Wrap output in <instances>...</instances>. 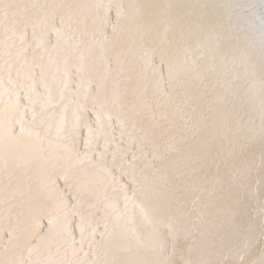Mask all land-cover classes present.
Wrapping results in <instances>:
<instances>
[{
	"label": "rangeland",
	"instance_id": "374dc122",
	"mask_svg": "<svg viewBox=\"0 0 264 264\" xmlns=\"http://www.w3.org/2000/svg\"><path fill=\"white\" fill-rule=\"evenodd\" d=\"M37 3H36V2ZM34 2H33V0H16V4H17V6H19V7H17V10H16V12L17 13H19L20 11V13L19 14H16L15 13V15H11V16H7V17H4V18H0V43H1V46H0V56H2L0 59V67H2V72H0L1 74L0 75H2L3 76V78H4V86H5V96H4V102H3V105L0 107V109H2V114H0V120H2V122L4 123V129H5V132H4V137H3V143L2 144H0V186H2V187H0V245H1V247H2V250L5 252L4 254H2V255H4V256H7V253H8V255L10 254V257L12 256V258H9V256H8V258L9 259H11L10 260V264H14L13 262H15V260L16 261H18V260H20L21 258H20V256L22 255V258H23V260H24V258L26 259V257L28 256V254H29V252L28 251H26V250H22V247L20 246V242L18 241L17 242V240H13L11 237H10V235H9V233L10 232H14L17 236H20V237H25L24 235L23 236H21L22 234H25V233H28V236L29 237H31L32 236V234L34 233V231H36L37 229H38V225H39V236L37 237H35V239H33L32 241V243H33V245L35 244V245H37L36 243L38 242V245H37V247H35L34 249L35 250H33L32 251V253H31V255L32 256H30V254H29V258L28 259H26L25 261H24V264H32V262H33V264H37L38 262L40 263V264H54V263H56V264H84L83 262H85V264H109L108 262H111L110 264H129V262H130V264H138L139 263V261H140V259L144 256V260H143V258L141 259V261L143 262H141L142 264H150L149 263V261H151L153 258L152 257H154V259L151 261V263L152 264H157V263H154V261L156 260V258H158V259H160V260H157V261H155V262H158V264L160 263V264H162V262H164L163 264H190V263H192V264H198L199 262V264H202V262H203V264L204 263H206V264H209L210 262L212 263V264H223L225 261V263L224 264H226V263H228V264H234L233 262H235L236 264H264V248L262 247V246H264L263 245V243H264V237H263V233H264V231L263 232H261V233H258L259 232V230L260 231H262V230H264V226H261V225H264V137H262L261 135H260V128H262V127H264V113L262 114V113H260L261 111H262V109H263V111L262 112H264V87H262V86H264V74H261V73H264V66H263V64H264V58H263V56H264V42H262L263 40H264V24H263V22H264V8L262 7V6H264V0H252L253 2H251L250 0L248 1V0H221V1H219V0H213V2L214 1H216V2H214V3H212V0H203L204 2H206L207 1V3H205L204 4V2L202 1V0H189V2H188V0H176V1H174V0H172V2L170 1V0H168V1H170V2H168L169 3V5H168V3H167V0H106V1H104V0H73V1H71V0H35ZM43 3H41V2ZM44 1H46L45 3H44ZM59 1H60V4H59ZM94 1V2H93ZM100 1V2H99ZM108 1V2H107ZM125 1V2H124ZM126 1H128L127 3H126ZM137 1V2H136ZM232 1H235L236 3L234 4V6H236V8L233 6V5H231V3L233 4L234 2H232ZM239 1V2H238ZM241 1V2H240ZM51 2V3H50ZM55 2H56V4H58V5H56L55 4ZM61 2H63V3H61ZM64 2H65V4H64ZM74 2V3H73ZM83 2V3H82ZM87 2V3H86ZM96 2V3H95ZM115 2V3H114ZM124 2V3H123ZM173 2H176V3H173ZM194 4H193V3ZM197 2L199 3V2H201V3H203L204 5H202L201 3H199V4H197ZM210 4H213V5H216V4H219L218 5V7L216 8V6H214L213 7V5L212 6H210L212 9H213V11H215V12H213L212 11V9L209 7V3ZM219 2V3H218ZM223 2V3H222ZM256 2V3H255ZM258 2V3H257ZM263 2V3H262ZM25 3V4H24ZM46 3H48V4H46ZM78 3V4H77ZM82 3V4H81ZM91 3H92V5H91ZM106 3H108V4H106ZM130 3H133V4H130ZM144 3H147V4H144ZM148 3H149V5H148ZM155 3V4H154ZM167 5H166V4ZM171 3V4H170ZM179 3V4H178ZM192 3V4H191ZM197 5H196V4ZM222 3V4H221ZM226 3L228 4V5H226ZM242 4V5H240V4ZM248 3H249V5H248ZM259 3H261V4H259ZM33 4H35V5H33ZM44 4H46V5H44ZM53 4V5H52ZM63 4V5H62ZM96 4V5H95ZM98 4H102V6H100V5H98ZM111 4V6L112 7H109V5ZM113 4H115V6L113 5ZM153 4V5H152ZM176 6H175V5ZM188 4H191V5H189L188 6ZM237 4V5H236ZM246 5V7H248V6H250V4H251V6L252 7H249V8H245V5ZM253 4H254V7H253ZM257 4H259V5H257ZM50 5V6H49ZM72 5V6H71ZM77 5V6H76ZM87 5V6H86ZM104 5V6H103ZM108 6V8H107V6ZM121 5V6H120ZM129 5V6H128ZM133 5V6H132ZM141 7L140 9H139V7ZM146 5H148V6H146ZM166 5V6H165ZM195 5V6H194ZM200 5H202V6H200ZM223 5V6H222ZM225 5H226V7H225ZM229 5H231L232 6V8L229 6ZM240 5V6H239ZM243 5H244V7H243ZM39 6V7H38ZM43 6H44V8H43ZM46 6V7H45ZM48 6V7H47ZM55 6H56V8H55ZM75 6V7H74ZM92 6V7H91ZM96 6H99V7H101V9L99 8V7H97V9H96ZM115 8H114V7ZM119 6V7H118ZM123 6H125V7H123ZM127 6V7H126ZM130 6H131V8H130ZM136 6L138 7L137 9H136ZM142 6H144L143 7V9H144V12H143V10H142ZM153 6V7H152ZM160 6H162V7H160ZM186 8H184V7ZM187 6H188V8L189 9H191L192 11H193V13H194V11H195V13L198 15V13H203L204 11V14L205 15H202V14H200V15H198L199 17H195L196 16V14H195V16H194V14L192 13V11H188L187 10ZM198 6V7H197ZM199 6H200V8H199ZM204 6V7H203ZM206 6V7H205ZM225 7L226 9H228V10H226L225 11V9H222L221 7ZM230 7L232 10H233V12H232V10L231 9H229L228 7ZM257 6V8H255ZM261 6V7H260ZM70 7V8H69ZM72 7H74V8H72ZM82 7H83V9H82ZM165 7V8H164ZM167 7H168V9H167ZM174 7V9H171V8H173ZM207 8V7H209L210 8V10H207V11H209V13L204 9L203 10V12H202V8ZM234 7V8H233ZM238 7L240 8V7H242V8H240V9H238ZM260 7V8H259ZM31 8V9H30ZM52 8V9H51ZM66 8V9H65ZM85 8V9H84ZM92 8V9H91ZM99 8V9H98ZM102 8H103V10H102ZM114 8V9H113ZM127 8H129V9H131V10H127ZM162 8V12H161V9ZM170 8V9H169ZM178 8V9H177ZM200 10H199V9ZM208 8V9H209ZM219 8V9H218ZM254 8V12H253V9ZM34 9V10H33ZM36 9V10H35ZM57 9V10H56ZM64 9V10H63ZM73 9V10H72ZM95 9V10H94ZM111 9H113V11H111ZM134 9H136V10H134ZM139 9V10H138ZM156 9V10H155ZM195 9V10H194ZM198 10V13L196 12L197 10ZM246 9H248V10H246ZM257 9V10H256ZM47 10H49V11H47ZM61 10V12H59ZM72 10V11H71ZM79 10H81V11H79ZM82 10H84V12L86 13H84ZM87 10H88V13L90 14V17L88 16L89 14L87 13ZM92 10H94V11H92ZM100 10V11H99ZM166 10V11H165ZM174 12H173V11ZM217 10L220 12L221 10V12H222V14H223V12L224 13H226V14H223L222 16H221V12L219 13V12H217ZM224 10V11H223ZM229 10H231V11H229ZM238 10V11H237ZM252 10V11H251ZM259 10H262V11H259ZM42 11V12H41ZM77 11V12H76ZM103 11V12H102ZM118 11H119V15H118ZM122 11V12H121ZM127 11H128V13H127ZM131 11V12H130ZM132 11H134V12H132ZM200 11V12H199ZM247 11H249V12H247ZM34 14H33V13ZM40 12V13H39ZM69 12V13H68ZM79 12V14H77ZM84 13V14H82V13ZM99 12H100V14H99ZM105 12V13H104ZM112 12H113V15H112ZM130 12V13H129ZM141 12V13H140ZM143 12V13H142ZM153 14H152V13ZM187 12H188V14H187ZM191 12V13H190ZM209 14V18L208 17H206V15H208L207 13ZM213 12V13H212ZM219 13V14H217V13ZM228 12H230V14H231V12H232V14L234 15H230L229 16V13ZM56 13V14H55ZM62 13V14H61ZM67 13V14H66ZM95 15V13H97L95 16H93V14ZM137 13V14H136ZM211 13H212V15H214V16H212L211 15ZM215 13V14H214ZM237 13L239 14V16H241V17H239L238 15H237ZM244 13H246V15L244 14ZM250 13H252V14H250ZM259 13V15H257ZM60 14V15H59ZM64 14H65V16H66V18H65V16H64ZM75 14V15H74ZM80 14H82V15H80ZM107 14V23H106V18H104V17H106L105 15ZM110 14V15H109ZM128 14H130V15H128ZM145 14V15H144ZM149 14V15H148ZM159 14V15H158ZM190 14V15H189ZM248 14V15H247ZM249 14H250V16H249ZM18 15V16H17ZM32 15V16H31ZM48 15V16H47ZM58 15V16H57ZM61 15H63L64 16V18H62V16ZM84 15H86V16H84ZM115 15H116V17H115ZM133 15V16H132ZM134 15H137V16H134ZM141 15V16H140ZM147 15H148V17H147ZM151 15V16H150ZM187 15H189L188 17H187ZM192 15L195 17H192ZM219 15V16H218ZM228 15V16H227ZM237 15V16H236ZM252 15V16H251ZM255 15V16H254ZM261 15V16H260ZM51 16V17H50ZM70 16V17H69ZM75 16V17H74ZM82 16H84V17H82ZM100 16H101V19H98V18H100ZM103 16V17H102ZM111 16V17H110ZM114 16V17H113ZM118 16V17H117ZM125 18H124V17ZM129 16H130V18H129ZM139 16V17H138ZM145 16V17H144ZM152 16H153V18H152ZM187 18H186V17ZM191 16V18H189ZM203 16V17H202ZM212 16V17H211ZM225 16V18H227V19H225V18H223ZM227 16V17H226ZM243 16V17H242ZM254 16V17H253ZM39 17V18H38ZM57 17V18H56ZM60 17H61V19H60ZM113 17V18H112ZM120 17H122V18H120ZM137 17H138V19H137ZM164 17V18H163ZM204 17H205V19H204ZM215 17V18H214ZM219 17H222V18H219ZM235 17H237V19H234ZM258 17H260V18H258ZM60 20H59V19ZM77 18V19H76ZM79 18V19H78ZM83 18V19H82ZM86 18H88V20L86 19ZM90 18H92V19H90ZM96 18V20H94V19ZM127 18V19H126ZM134 18H136V19H134ZM167 18H169V19H167ZM185 18V19H184ZM197 18V19H196ZM210 18L213 20H210ZM214 18V19H213ZM220 20H219V19ZM238 18H239V20H238ZM250 18H252V19H250ZM258 18V19H257ZM18 19V20H17ZM46 19V20H45ZM49 21H48V20ZM65 19V20H64ZM76 19V20H75ZM105 19V20H104ZM114 19V20H113ZM122 19V20H121ZM126 19V20H125ZM133 19V20H132ZM141 19V20H140ZM150 19V21H148ZM165 19V20H164ZM192 19V20H191ZM193 19H196V21L195 20H193ZM200 19V20H199ZM202 19V20H201ZM204 19V20H203ZM210 20V21H207V20ZM218 19V20H217ZM224 19H225V21H224ZM249 19V20H248ZM263 19V20H262ZM3 20V21H2ZM7 20V21H6ZM10 20V21H9ZM54 20V21H53ZM60 22H59V21ZM85 22H84V21ZM139 20H140V23H139ZM144 20V21H143ZM146 20V21H145ZM153 20H154V22H153ZM173 20H175V21H173ZM177 20V21H176ZM186 20H188V22L186 21ZM198 20V21H197ZM217 20V21H216ZM223 20V21H222ZM232 20V21H231ZM235 20V21H234ZM251 20V21H250ZM256 20H257V23H256ZM259 20H260V22H259ZM261 20H262V22H261ZM33 21H34V24H33ZM38 21V22H37ZM62 21V22H61ZM65 21H66V23H65ZM80 23H79V22ZM81 21H82V23H81ZM88 22V24L90 25V26H88V24H87V22ZM95 21V22H94ZM97 21V22H96ZM111 21V22H110ZM200 21V22H199ZM202 21V22H201ZM204 21H207V23L206 22H204ZM212 21V23L210 24V22ZM214 21H216V22H214ZM227 21V22H226ZM238 21H239V23H238ZM248 21V22H247ZM253 21V22H252ZM20 22V24H18ZM37 22V23H36ZM48 22V23H47ZM58 22V23H57ZM102 22H103V24L105 23V24H108L109 22V24H108V26L106 25V26H104L103 24H102ZM122 24V25H120V23ZM128 22V23H127ZM143 24H142V23ZM145 22V23H144ZM149 22H151V23H153V25L151 24V23H149ZM173 22H177L176 24L175 23H173ZM228 22H230V23H228ZM244 22H245V24H244ZM7 23V24H6ZM12 23H15V24H13L12 25ZM40 23V24H39ZM47 23V24H46ZM93 23H95V24H93ZM127 23V24H126ZM130 23H132V24H130ZM139 23V24H138ZM171 24V26H170V24ZM179 23H180V25H179ZM183 23V24H182ZM185 23L187 24L186 26H185ZM195 23V24H194ZM203 23V24H202ZM215 23V24H214ZM220 23L224 26L225 25V27H223L222 25H220ZM261 25H260V24ZM17 24H18V26H17ZM30 24V25H29ZM31 24H32V26H31ZM49 24H51V25H49ZM53 24H54V26H53ZM80 24V25H79ZM116 24H118V25H116ZM147 24V25H146ZM155 24V25H154ZM157 24V25H156ZM192 24V25H191ZM217 24H219V26L217 25ZM241 24H242V27L240 28L239 27V25L241 26ZM248 25V27H247V25ZM251 24V25H250ZM259 24V25H258ZM263 24V25H262ZM21 25V26H20ZM24 25H26V26H24ZM55 25H56V27H58V28H56L55 27ZM60 25V26H59ZM69 25V26H68ZM85 25V26H84ZM102 25H103V27H102ZM109 25H110V28H109ZM113 25V26H112ZM116 25V26H115ZM134 25H138L137 26V28L139 29H137L136 30V26H134ZM149 25V26H148ZM175 25V26H174ZM179 25V26H178ZM183 25L187 28H184L183 27ZM218 27V28H220L221 26V28L220 29H216V26ZM246 25V26H245ZM252 25H253V27H252ZM4 28H2V27ZM17 26V28H15ZM23 26V27H22ZM33 26H35V28L33 27ZM49 26V27H48ZM72 26V27H71ZM80 26V27H79ZM83 28H82V27ZM94 26V27H93ZM97 26V27H96ZM99 26H100V28H99ZM123 26V27H122ZM125 26V27H124ZM127 26H128V28L129 27H131L130 29H128L127 28ZM159 26V27H158ZM178 26V27H177ZM184 28H182V27ZM192 26H194V27H192ZM196 26V27H195ZM212 26H214V27H212ZM229 26H231V27H229ZM234 26V27H233ZM235 26H236V28H235ZM262 26V27H261ZM18 27H21V29L20 28H18ZM25 27H28V28H30L31 27V29H30V31L32 32L31 34H33V35H31L30 34V31H29V29L28 28H25ZM32 27L34 28V29H32ZM54 27V28H53ZM91 27V28H90ZM107 27V28H106ZM113 27H114V29H113ZM116 27H118L117 29H115ZM149 27H150V29H149ZM160 28V29H158V28ZM227 27H228V29L230 28V30H228L227 29ZM245 27H247V30H249V31H247L246 30V28ZM13 28H15V30H13ZM25 28V29H24ZM41 30H40V29ZM44 28V29H43ZM64 28H66V29H64ZM96 28V29H95ZM103 30H102V29ZM104 28H106L107 30H105ZM125 30H124V29ZM133 28V29H132ZM162 28H163V30H162ZM181 28V29H180ZM198 28V29H197ZM205 28H208V30L207 29H205ZM256 28V29H255ZM17 29V30H16ZM21 31H20V30ZM23 29H24V32H23ZM50 29V30H49ZM51 29H53V30H51ZM72 29L74 30V31H76L75 33L72 31ZM82 29V32L80 31ZM83 29H86V30H83ZM89 29V30H88ZM99 29V30H98ZM110 31H109V30ZM127 29V30H126ZM152 29V30H151ZM155 29V30H154ZM197 29V31H195ZM202 29V30H201ZM205 29V30H204ZM227 30V31H225V33L223 32V30ZM243 29V30H242ZM258 29V30H257ZM263 29V30H262ZM5 30H7L6 32H5ZM8 30H9V33H8ZM26 30L28 31V32H26ZM33 30V31H32ZM116 30V31H115ZM120 30V31H119ZM142 30V31H141ZM147 30V31H146ZM150 30V31H149ZM157 30V31H156ZM165 30H167V31H165ZM178 30H180V31H178ZM183 30V31H182ZM184 30H186V31H184ZM198 30H199V32H198ZM212 30V31H211ZM214 30V31H213ZM222 32H221V31ZM234 30V31H233ZM235 30H237V31H235ZM246 30V31H245ZM251 30H253L252 31V33H254V35L252 34V33H249V32H251ZM260 30V31H259ZM15 31H17V33L15 32ZM20 33H22V34H20ZM54 31V32H53ZM66 33H65V32ZM68 31V32H67ZM72 31V32H71ZM89 31H94V32H92V33H90ZM97 31V32H96ZM108 31L109 32H111V33H109L108 34ZM119 31V32H118ZM122 31V32H121ZM148 33H146V32ZM162 31V32H161ZM229 31H231V32H229ZM239 31V32H238ZM243 31H245L244 32V34H243ZM14 32V33H13ZM26 32V33H25ZM47 32V33H46ZM62 33V35H61V33ZM84 32H86L85 34H84ZM87 32H89V33H87ZM104 34H103V33ZM121 32V33H120ZM132 34H131V33ZM163 32H165V33H163ZM212 32V33H211ZM215 32V33H214ZM220 32V33H219ZM260 32V33H259ZM26 34V36H25V34ZM27 33H29V35L27 34ZM36 33V34H35ZM54 33V34H53ZM58 33H60V35L58 34ZM81 33V34H80ZM160 33V35H157V34H159ZM170 33V34H169ZM199 33V34H198ZM228 33H230V35L228 34ZM234 33V34H233ZM235 33H236V35H238V36H236L235 35ZM257 33H259V34H257ZM262 33V34H261ZM13 35V37H12V35ZM24 34V35H23ZM34 34H35V38L33 37L34 36ZM39 34V35H38ZM42 34V35H41ZM67 34V35H66ZM70 34V35H69ZM75 35V36H73V35ZM88 35V37H87V35ZM93 34V35H92ZM95 34V35H94ZM120 34L122 35V36H120ZM137 34V35H136ZM144 34H145V36H144ZM150 34V35H149ZM164 34V35H163ZM166 34L169 36L168 38H169V41L168 40H166V39H168L167 38V36H166ZM196 37H193V35ZM199 36H198V35ZM214 34V37H215V39H214V37L212 38V35ZM219 34H220V36H219ZM223 34H225V35H223ZM245 34H247L246 36H244ZM256 34H257V36H256ZM8 35V36H7ZM21 35V36H20ZM29 36V39H28V36ZM38 35V36H37ZM44 35V36H43ZM47 35V36H46ZM49 35V36H48ZM53 35V36H52ZM65 35V36H64ZM68 35L70 36V37H72V39H70V40H73V41H69V38L70 37H68ZM81 37H80V36ZM84 35L86 36V38H84ZM98 35V36H97ZM100 35V36H99ZM105 35V36H104ZM107 35V36H106ZM131 35V36H130ZM150 37H149V36ZM157 35V36H156ZM205 35H207V36H205ZM210 37H209V36ZM217 37H216V36ZM223 35V36H222ZM234 35V36H233ZM260 35L262 36V39H261V37H260ZM63 36H64V39H62L63 38ZM92 36V37H91ZM111 36H113V37H111ZM118 36V37H117ZM138 36V37H137ZM140 36H141V38H140ZM148 38H147V37ZM157 38H156V37ZM172 36H173V39L171 40V38H172ZM219 36V37H218ZM229 36V37H228ZM254 36V37H253ZM256 36V37H255ZM21 37H25V39H26V37H27V39L25 40L24 38H23V40L21 39ZM33 37V38H32ZM58 37V38H57ZM60 37V38H59ZM68 38V41H67V38ZM95 37V38H94ZM97 37V38H96ZM103 37V38H102ZM120 37V38H119ZM134 37V38H133ZM153 37V38H152ZM154 37H155V39H154ZM166 37V38H165ZM199 37V38H198ZM202 39H201V38ZM206 37V38H205ZM222 37L223 38H225V39H223L222 40ZM228 37V38H227ZM235 37V38H234ZM240 37V38H239ZM254 38L253 40H252V42H251V40H249V39H251V38ZM37 38V39H36ZM93 38V39H92ZM98 38H101V39H98ZM114 38V39H113ZM126 40H124V39ZM175 38V39H174ZM179 38V39H178ZM232 40H231V39ZM233 38H234V41H233ZM261 39L260 41H259V39ZM10 40V42H8L9 40ZM12 39V40H11ZM31 39V40H30ZM33 39V40H32ZM42 41H41V40ZM76 39H78L77 41H76ZM82 39H83V41H82ZM89 39V40H88ZM122 41H121V40ZM132 39V40H131ZM147 39V40H146ZM150 41H149V40ZM177 39V40H176ZM182 39H184V40H182ZM187 39V40H186ZM191 39V40H190ZM197 39V40H196ZM199 39V40H198ZM214 39V40H213ZM216 39H219V40H216ZM237 39V40H236ZM239 39V40H238ZM27 40H28V43L30 44V45H28V43H27ZM37 40H39L38 42H37ZM45 40V41H44ZM52 40V41H51ZM54 40V41H53ZM57 40V41H56ZM62 40V41H61ZM65 40H66V42H65ZM128 40V41H127ZM134 40V41H133ZM142 40H143V42H142ZM157 42H155V41ZM159 42H158V41ZM162 40V41H161ZM165 40V41H164ZM195 40H196V42H195ZM203 40V41H202ZM256 40H258V41H256ZM22 43H20V42ZM24 41V42H23ZM34 41V42H33ZM56 41V42H55ZM61 41V42H60ZM95 41H96V43H95ZM119 41H120V43H119ZM166 41H168L167 43H165ZM177 41V42H176ZM180 41V42H179ZM182 41V42H181ZM201 41V42H200ZM214 41V42H213ZM228 41V42H227ZM231 41H232V43H231ZM239 41H240V43H239ZM255 41V42H254ZM7 42V43H6ZM31 42H32V44H31ZM51 44H50V43ZM72 42H73V44H72ZM79 42V43H78ZM101 42V43H100ZM117 42V43H116ZM124 43V45H123V43ZM131 42H132V44H131ZM149 42V43H148ZM153 42V43H152ZM195 42V43H194ZM243 42V43H242ZM260 42V43H259ZM49 45H47V44ZM64 43H66V45H64ZM75 43V44H74ZM84 43V44H83ZM130 43V44H129ZM134 43H136V44H134ZM183 43V44H182ZM184 43H185V45H184ZM189 43V44H188ZM192 43H193V45H192ZM224 43L226 44V45H224ZM239 43V44H238ZM242 43V44H241ZM262 43V45H259V44H261ZM3 44H5V45H3ZM7 44V45H6ZM26 44V45H25ZM38 44H40V46L38 45ZM41 44L43 45V46H41ZM84 46H83V45ZM90 44V45H89ZM97 44V45H96ZM104 45V46H102V45ZM110 44H112V45H110ZM121 44V45H120ZM128 44V45H127ZM144 44H146V47H145V45ZM150 44H151V46H150ZM166 44H168V45H166ZM170 44V45H169ZM188 44V45H187ZM208 44V45H207ZM220 44H222V45H220ZM238 44V45H237ZM249 44V45H248ZM257 44V45H256ZM3 45V46H2ZM11 45V46H10ZM19 45V46H18ZM64 45V46H63ZM68 45V46H67ZM70 45H72V46H70ZM78 45H79V48H78ZM162 45V46H161ZM191 45V46H190ZM212 45H214L213 47H212ZM230 45V46H229ZM241 45V46H240ZM6 46V47H5ZM8 46V47H7ZM10 46V47H9ZM23 46V47H22ZM25 46V47H24ZM35 46H37V48L35 47ZM56 46V47H55ZM67 46V47H66ZM85 46H87V48L85 47ZM96 46V47H95ZM102 46V47H101ZM115 46V47H114ZM124 46L126 47V48H124ZM132 48H131V47ZM139 46V47H138ZM140 46H142V47H140ZM150 48H149V47ZM153 46V47H152ZM164 46V47H163ZM171 46V47H170ZM175 46V47H174ZM185 46H186V48H185ZM188 46V47H187ZM216 46V47H215ZM222 46V47H221ZM224 46V47H223ZM240 46V47H239ZM248 46V47H247ZM252 46H254V47H256V51H255V49H254V47H252ZM3 47V48H2ZM5 47V48H4ZM15 47V48H14ZM20 47H22V48H20ZM35 47V48H34ZM43 47V48H42ZM46 49H45V48ZM64 47H66V48H64ZM69 47V48H68ZM93 47V48H92ZM147 47H148V50H147ZM159 47H161L160 48V50L158 49ZM166 47V48H165ZM243 47H244V49H243ZM18 49V50H15V49ZM26 50H25V49ZM29 48L30 49H32V50H30V51H28L29 50ZM40 48V49H39ZM55 48V49H54ZM96 48V49H95ZM99 48H100V50H99ZM146 48V49H145ZM167 48L169 49V50H167ZM172 48H176L175 50L176 51H178V52H176L174 49H172ZM177 48H180L181 50H182V52H181V50L180 49H177ZM185 48V49H184ZM190 48V49H189ZM193 48V49H192ZM221 48H223V50L225 51H223ZM230 48V49H229ZM231 48H233V49H231ZM240 48V49H239ZM246 48V49H245ZM3 49H4V51H3ZM21 49V50H20ZM50 49V50H49ZM66 49V52H64V50ZM71 49V50H70ZM150 49H151V51H150ZM165 49V50H164ZM196 49V50H195ZM203 49V50H202ZM213 49V50H212ZM215 49V50H214ZM217 49H220V50H217ZM229 49V50H228ZM253 49V50H252ZM7 50H8V52H7ZM14 50V51H13ZM41 52H40V51ZM43 50V51H42ZM49 50V51H48ZM59 50V51H58ZM67 50H69V51H67ZM74 50V51H73ZM79 50V51H78ZM96 52H94V51ZM105 50H107V51H105ZM117 50H119V51H117ZM141 50V51H140ZM154 50H157V52L156 51H154ZM159 50V51H158ZM170 50H171V52H170ZM185 50V51H184ZM200 50V51H199ZM226 50H227V52H226ZM241 50V51H240ZM249 50V51H248ZM257 50H259V51H257ZM16 51V52H15ZM20 51L22 52V53H20ZM84 51V52H83ZM110 51V52H109ZM115 51H116V53H115ZM140 51V52H139ZM148 52V51H150V52H148L149 53V55H148V57H146V55H145V52ZM205 51V52H204ZM213 51H216V52H214V53H212ZM219 51V52H218ZM221 51H223V52H221ZM254 53H252V52ZM3 52V53H2ZM25 52V53H24ZM31 52H33V53H30ZM38 52V53H37ZM40 52V53H39ZM58 52V53H57ZM69 52V53H68ZM106 52V53H105ZM121 52H123V53H121ZM134 52H136V53H134ZM155 54H154V53ZM163 52L164 53V55H166L165 57V63H164V65L162 66V64L160 63L161 62V53ZM189 52H191L192 54H194V55H192L191 53H190V55H189ZM261 52H262V54H261ZM10 53V54H9ZM29 53V54H28ZM37 53V55L35 56V54ZM56 53H57V55H56ZM61 53V54H60ZM103 53H105V55L103 54ZM131 55H130V54ZM181 53V54H180ZM203 53H205V54H203ZM220 53V54H219ZM224 53V54H223ZM250 53V54H249ZM252 53V54H251ZM12 54V55H11ZM24 54H25V57L27 58H25L24 57ZM39 54V55H38ZM41 54V55H40ZM51 54V55H50ZM66 54H68V55H66ZM74 54V55H73ZM85 54V55H84ZM93 54V55H92ZM96 54V55H95ZM117 54V55H116ZM136 54H138V55H136ZM174 54V55H173ZM176 54V55H175ZM180 54V55H179ZM184 54V55H183ZM240 54V55H239ZM257 54H258V56H257ZM261 54V56H259ZM8 55V56H7ZM56 55V56H55ZM61 55H62V57H61ZM65 55H66V57H65ZM70 55V56H69ZM82 55V56H81ZM95 55V56H94ZM112 55V56H111ZM127 55V56H126ZM144 55V56H143ZM153 57H152V56ZM169 55H170V57H169ZM178 55V56H177ZM185 55H186V57H187V55H188V57H187V59H184V58H186L185 57ZM192 55V56H191ZM196 55V56H195ZM199 55V56H198ZM200 55H201V57H200ZM227 55H229V56H227ZM237 55H239V56H237ZM243 55V56H242ZM246 55H248L247 57H246ZM253 55H255L256 56V58H255V56H254V58H253ZM11 56V57H10ZM30 56H32V58L30 57ZM39 56H43L44 57V59L42 60V61H40L39 63H41V64H43L44 65V67H45V69L47 70L46 72V81L48 82L49 80V82H51V83H49V84H52V85H50L51 87H52V93H53V95H54V93H55V91H56V93L58 94V90H59V88L61 87L60 85L61 84H59L60 83V80L61 79H63L64 77L61 75L62 73H63V70H64V68L67 66L68 68H70V71H71V73H72V82L74 83H72L71 85V87H72V90H75L76 91V89H77V85H79L80 87H81V89L79 88V91H80V94H81V96H83V95H88V94H90L92 97H98V98H100L99 99V102L100 103H104L105 101H106V103L109 101V106H108V103H107V108L109 109V110H111L114 114H118V115H120L119 117H121L124 121H125V124L126 125H128V126H126V125H124L125 126V133H124V139H123V141L121 142V140H120V133H121V128L119 127V126H116L117 124V120L116 119H114L113 120V122H112V124H113V126L115 127V135H116V137H117V143H119L120 144V152L119 153H117V164L115 165V166H113L112 165V155L111 154H109L108 155V157H107V165H108V167L109 168H111L112 169V175H114V176H116L118 179L121 177L120 175H121V172H120V167H119V163L121 162V160L123 161V164H124V168L128 171V172H130L131 170V172H135L140 178H141V187H142V189H144L145 191H149L148 192V194L150 195V197H149V195H145L144 194V192L143 191H141V192H139L138 194H137V196H139V197H136V204L138 203H141V204H137L136 205V208H134L133 209V207L132 206H130L129 207V217H127V218H125V219H121V220H119V221H117V220H115L114 219V217L113 218H109L107 215H106V208H105V205L104 204H106L107 203V201L108 200H110V199H114L115 198V196L117 195V193H115L114 191H113V186H112V184H111V182H110V177H107V176H105V174L103 173V172H101L99 169H92V168H87V165L85 164V169H86V173H85V175L87 176V181H88V185H89V187L92 189V192H93V196L91 195V196H89V195H83L82 196V200H83V202H84V207L81 209V211L85 214V215H87V213H89V212H91V213H93L94 214V219H96V220H100V222H101V227H100V229H99V232L97 233V235H96V237H95V241L93 242V244L94 245H92V247L93 248H91V249H88L87 248V244H85V246H84V250L83 251H80L79 249H80V245H79V243H77L76 244V246H75V250H73V247L70 245V243H65V237L62 235V240H61V237H59L58 238V236H60L62 233H63V228H62V226H58V227H56V228H60L59 230H56L55 231V228L53 229V231L51 232V233H49V222H48V219H47V213L48 212H46L47 211V209H48V211H49V209H50V207H51V204H49V203H51L50 202V192L52 191V189H53V187H55V190H56V192H57V194H59V195H64L63 197L69 202L68 204H69V207H71L73 204H75L76 203V201H75V199L73 198L75 195H76V191H75V188L73 187H69L68 185H66L65 184V182H64V180L63 179H57V176L59 175V172H58V167H59V165L61 164V161H59V160H57L56 161V159L54 158V155H56V156H58L60 153H61V151H60V149L59 148H56L54 145H51L50 146V144H49V142H48V140L46 141H44L43 142V144H41L40 142H37V139H36V137L34 136V135H29L28 133L26 134H24L23 136H19V133H20V125L18 124V123H16V116L13 114V112H12V110L8 107V98L7 97H9V94H8V87H10V85L9 84H7V83H5V81L6 82H8V76H6V75H9V73L7 72V71H9V69L8 68H10L11 66H12V68H10L11 69V75H12V77H13V80H17L18 79V76L20 77L18 80H17V82L19 83L21 80L23 81H25V83H26V81L27 82H29V80H28V77L32 74V72H33V70H35V80H36V83H37V90L38 91H42V89L40 88V85H39V82H40V72H41V69L39 68H34V67H36L35 66V64H32L34 61H39ZM54 56V57H53ZM58 56H60V57H58ZM94 56V57H93ZM105 56V57H104ZM118 56V57H117ZM125 56V57H124ZM195 56V57H194ZM234 56H236V59L239 57L240 59H237V60H235V57ZM244 56L246 57L245 59H244ZM250 56V57H249ZM5 57V58H4ZM8 57V58H7ZM51 57V58H50ZM75 57V58H74ZM92 57V58H91ZM97 57H98V59H97ZM104 57V58H103ZM113 57V58H112ZM128 57V58H127ZM138 57V58H137ZM145 57V58H144ZM158 57V58H157ZM176 57V58H175ZM198 57H200V58H198ZM203 57V58H202ZM221 57V58H220ZM223 57V58H222ZM228 57H231L230 59L228 58ZM232 57H234V58H232ZM258 57H260V59H262V61H260V59L258 58ZM262 57V58H261ZM12 58V59H11ZM20 58V59H19ZM29 58V59H28ZM31 58V59H30ZM50 58V59H49ZM59 58V59H58ZM63 58V59H62ZM96 58V59H95ZM102 58V59H101ZM110 58H111V60H110ZM134 58H136V59H134ZM149 58V59H148ZM154 58V60H152ZM157 58V59H156ZM202 58V59H201ZM249 58L251 59V60H255V62L253 63L251 60H249ZM12 61H11V60ZM26 59V61L28 62H26V61H24ZM47 59V60H46ZM66 60V62H65V60ZM73 59V60H72ZM84 59V60H83ZM114 59V60H113ZM169 61H168V60ZM171 59V60H170ZM197 59V60H196ZM202 61H200V60ZM222 59H224V60H222ZM256 59H257V61H256ZM4 60V61H3ZM91 60V61H90ZM118 60V61H117ZM127 60V61H126ZM167 60V61H166ZM174 60V61H173ZM176 60V61H175ZM186 60V61H185ZM207 60H209V61H207ZM220 60V61H219ZM228 60H229V62H228ZM242 60H243V62H242ZM245 60V61H244ZM2 61H3V63H2ZM17 61H19V62H17ZM32 61V62H31ZM46 61V62H45ZM53 61V62H52ZM62 61H64V62H62ZM72 61V62H71ZM90 61V62H89ZM97 61V62H96ZM114 61V62H113ZM149 61H150V63H149ZM173 63H172V62ZM181 61H183V62H181ZM191 61V64L189 63ZM225 61H226V63H225ZM239 61H241V62H239ZM249 61V62H248ZM7 64H6V63ZM30 62V63H29ZM156 62V63H155ZM169 62H171L170 64H171V73L169 72ZM178 62V63H177ZM185 62H187V63H185ZM236 62H238L239 63V65H238V63H236ZM261 62H262V64H261ZM5 63V64H4ZM54 63V64H53ZM60 63V64H59ZM70 63V64H69ZM98 65H97V64ZM112 63V64H111ZM113 63H115V64H113ZM117 63V64H116ZM197 63V64H196ZM204 63H206V64H204ZM207 63H210V64H208L207 65ZM230 63L232 64V65H230ZM250 63V64H249ZM258 64L259 66H257V65H255V64ZM16 64H17V68H16ZM52 64V65H51ZM77 64V65H76ZM79 64V65H78ZM102 64V65H101ZM133 64V65H132ZM153 64V65H152ZM157 64V65H156ZM175 64H176V66L179 68H177L176 69V66H175ZM187 64H189L188 66H187ZM195 64H196V66H195ZM200 66H199V65ZM217 64V65H216ZM219 64L221 65L220 67H219ZM222 64H223V66H222ZM240 64H242L241 66H240ZM244 64V65H243ZM15 65V66H14ZM21 65V66H20ZM69 65H70V67H69ZM86 65L88 66L87 67V69H86ZM93 65V66H92ZM108 65V66H107ZM146 67H145V66ZM155 65V69H154V67H150V66H154ZM173 65V66H172ZM191 65V66H190ZM205 65V66H204ZM206 65H207V68H205L206 67ZM211 65V66H210ZM214 65H216V67H217V69H216V67L214 66ZM228 68V70L225 68V66ZM239 66V68H238V66ZM247 65H248V67H247ZM252 65L255 67H252ZM262 65V66H261ZM9 66V67H8ZM28 66V67H27ZM47 66V67H46ZM52 66V67H51ZM56 66V67H55ZM61 66V67H60ZM84 66V67H83ZM119 66V67H118ZM132 66V67H131ZM134 66V67H133ZM183 66V67H182ZM184 66H186V67H184ZM228 66H231V67H228ZM232 66H235L237 69H235V67H232ZM243 66H244V68L245 69H243ZM5 67V68H4ZM15 67V68H14ZM23 67V68H22ZM26 67H27V69H26ZM49 67V68H48ZM59 67V68H58ZM107 67V68H106ZM109 67V68H108ZM112 67V68H111ZM124 69H123V68ZM128 67H129V69H128ZM148 67V68H147ZM150 67V68H149ZM188 67H190V68H188ZM210 67H212V69L210 70ZM222 67V68H221ZM241 67V68H240ZM246 67L248 68V69H246ZM32 68V69H31ZM62 69L61 71L59 70V72L61 73H59L58 72V69ZM96 68V69H95ZM106 68V69H105ZM118 69V70H115V69ZM121 68V69H120ZM126 68V69H125ZM164 70H163V69ZM172 68H173V70H172ZM200 68V69H199ZM214 68V69H213ZM221 68V69H220ZM233 68V69H232ZM255 70H254V69ZM16 69V70H15ZM18 69L20 70V72L18 71ZM36 69L38 70V71H36ZM50 69V70H49ZM57 69V70H56ZM74 69V70H73ZM85 69V70H84ZM98 69V70H97ZM102 69V70H101ZM122 69H123V71H122ZM153 69V70H152ZM161 69V70H160ZM167 69V72L165 71ZM184 69V70H183ZM202 69H203V71H202ZM208 69V70H207ZM227 70V71H224V70ZM231 69H232V73H233V77L232 76H230V75H228L227 76V73L229 74V72H230V74H231ZM239 69H240V71H239ZM242 69V70H241ZM249 69H250V71H249ZM260 71H259V70ZM262 69H263V71H262ZM4 70H6L5 72H7V74L5 73V72H3ZM79 70V71H78ZM107 70V71H106ZM112 70H114V71H112ZM126 72H125V71ZM131 70L133 71V73L131 72ZM148 70V71H147ZM157 70V71H156ZM197 70H198V72H197ZM210 70V71H209ZM49 71H51V72H49ZM88 71V72H87ZM91 71V72H90ZM96 71V72H95ZM119 71V72H118ZM121 71V72H120ZM145 71V72H144ZM161 71V72H160ZM193 71H195V72H193ZM205 71V74L203 73ZM213 71V72H212ZM218 71H220L221 73H219ZM225 73H224V72ZM244 71V72H243ZM248 71V72H247ZM251 71H253V72H251ZM257 71V73H255V72ZM39 72V73H38ZM54 72H55V74H54ZM108 74H107V73ZM141 72V73H140ZM147 72H149V73H147ZM185 72V73H184ZM200 72V73H199ZM202 72V73H201ZM206 72H207V75L209 74V76H207L206 75ZM209 72V73H208ZM215 72V73H214ZM243 72V73H242ZM261 72V73H260ZM3 73V74H2ZM5 73V74H4ZM26 73V74H25ZM38 73V74H37ZM59 75H58V74ZM92 73V74H91ZM98 73V74H97ZM116 73V74H115ZM152 73V74H151ZM182 73V74H181ZM187 73V74H186ZM188 73H190V74H188ZM217 73V74H216ZM222 73H224V74H222ZM241 73V74H240ZM246 73V74H245ZM250 73L252 74L251 76H250ZM258 73H260L259 75L260 76H258ZM17 76V78H16V76ZM73 74H74V76H73ZM118 74V75H117ZM139 74V75H138ZM142 74V75H141ZM144 74V75H143ZM149 74H151V75H149ZM178 74V75H177ZM184 74H185V76H184ZM198 74V75H197ZM201 74V75H200ZM240 74V75H239ZM243 74H245L244 76H243ZM20 75H22V77H23V79H21L22 77L20 76ZM94 75V76H93ZM102 75V76H101ZM109 75H110V77H109ZM114 75H116V76H114ZM126 75V76H125ZM132 75H133V77H132ZM153 75V76H152ZM204 75L206 76V78L204 77ZM225 75H226V77H225ZM251 77V78H249V76ZM255 76V78L256 79H254L253 77ZM15 76V77H14ZM26 76H28V77H26ZM75 76H77V77H75ZM93 76V77H92ZM96 76H98V77H96ZM106 76V77H105ZM124 76H125V78H124ZM147 78H146V77ZM149 76V77H148ZM162 76V77H161ZM167 78H166V77ZM175 76V77H174ZM200 76V77H199ZM215 76V77H214ZM219 76V77H218ZM253 76V77H252ZM38 77V78H37ZM52 77V78H51ZM80 77V78H79ZM81 77H83V79L81 78ZM102 77V78H101ZM109 77V78H108ZM123 77V79H121ZM131 77V78H130ZM153 77V78H152ZM154 77H155V79H154ZM163 77H165V79L163 78ZM170 77H172V78H170ZM205 79H204V78ZM209 77V78H208ZM210 77H212V78H210ZM214 77V78H213ZM218 77V78H217ZM229 77H231V78H229ZM237 77V79H239L240 80V82L239 83H237L238 81H236V78ZM240 77H242V79H243V77L246 79L245 81H244V79H243V84H242V79H240ZM248 77V78H247ZM261 79H260V78ZM49 78H51V79H49ZM57 78V79H56ZM60 78V79H59ZM77 78V79H76ZM86 78V79H85ZM91 78V79H90ZM94 78H96L95 80H94ZM115 78V79H114ZM137 78V79H136ZM170 78V79H169ZM179 79V80H177V79ZM203 78V79H202ZM216 78V79H215ZM220 78V79H219ZM228 78H229V80H228ZM232 78H234V79H232ZM253 78V79H252ZM263 78V79H262ZM27 79V80H26ZM39 79V80H38ZM48 79V80H47ZM103 79V80H102ZM105 79V80H104ZM110 79H112V80H110ZM119 79H121V80H119ZM134 79H136V80H134ZM154 79V80H153ZM160 79V80H159ZM162 79V80H161ZM218 79V80H217ZM230 79H231V81H230ZM259 79H260V81H259ZM98 80V81H97ZM118 82V84L115 82ZM124 80H126V82L124 81ZM164 80V81H163ZM167 80V81H166ZM172 80V81H171ZM191 80H193V81H191ZM201 80V81H200ZM210 80H212L211 82H210ZM215 80H216V82H215ZM226 80H228V81H226ZM255 80V81H254ZM258 80V84H256V81ZM23 81V82H24ZM55 81H56V83H55ZM62 81V80H61ZM75 81V82H74ZM84 81V82H83ZM114 81V82H113ZM121 81V82H120ZM134 81V82H133ZM139 81H141V82H139ZM155 81H156V83H155ZM159 81H160V84H159ZM170 81V82H169ZM175 81V82H174ZM180 81V82H179ZM182 81V82H181ZM194 81H197V82H194ZM204 81V82H203ZM214 81V82H213ZM219 81V82H218ZM236 83H235V82ZM252 82L253 84H249L248 82ZM55 84H54V83ZM103 82V83H102ZM163 82V83H162ZM231 82V83H230ZM232 82H234V83H232ZM246 82V83H245ZM250 82V83H251ZM255 82V83H254ZM260 82V83H259ZM80 83V84H79ZM94 83V84H93ZM99 83V84H98ZM111 83V84H110ZM129 83V84H128ZM131 83H133L132 85H131ZM134 83H138V85L137 84H134ZM144 83V84H143ZM146 83V84H145ZM186 83V84H185ZM189 83V84H188ZM195 83H196V86H194L195 85ZM207 83V84H206ZM218 83H219V85H218ZM229 85H228V84ZM96 84V85H95ZM106 84V85H105ZM108 84V85H107ZM113 84V85H112ZM116 84V85H115ZM120 84V85H119ZM143 84V85H142ZM148 84H150V85H148ZM154 84H156V85H154ZM177 84H179V85H177ZM184 84V85H183ZM209 84V85H208ZM213 84V85H212ZM215 84V85H214ZM224 84H225V86H224ZM235 86H234V85ZM237 84H239V85H237ZM249 86H248V85ZM57 85V86H56ZM76 85V86H75ZM92 85V86H91ZM95 85V86H94ZM100 85H102V86H100ZM124 85H126L125 87H123ZM131 85V87H129ZM148 85V86H147ZM163 85V86H162ZM177 85V86H176ZM195 87H193V86ZM211 85V86H210ZM218 85V86H217ZM242 86V90L244 91L243 93H242V90H241V86ZM244 85V86H243ZM255 85V86H254ZM258 85V87H256ZM8 86V87H7ZM60 86V87H59ZM84 86V87H83ZM99 86V87H98ZM106 86V87H105ZM119 86H120V88H119ZM141 86V87H140ZM146 86V87H145ZM155 86V87H154ZM157 86H159V87H157ZM171 86H173V87H171ZM182 88H181V87ZM246 86V87H245ZM248 86V87H247ZM54 87V88H53ZM74 87H75V89H74ZM96 87H98V88H96ZM103 87V88H102ZM110 87H112L111 89H110ZM129 87V88H128ZM133 87V88H132ZM153 87V88H152ZM161 87L163 88V89H161ZM200 87V88H199ZM218 87V88H217ZM222 87H224V88H222ZM232 87L235 89H232ZM245 87V88H244ZM251 87H253V90L251 89ZM260 87H262V88H260ZM7 88V89H6ZM57 88V89H56ZM85 88V90H83ZM93 88V89H92ZM106 88V89H105ZM119 88V89H118ZM124 88V89H123ZM126 88V89H125ZM132 88V89H131ZM143 88H145V89H143ZM154 88H156L155 90H153ZM159 88H160V92H159ZM175 88V89H174ZM177 88V89H176ZM198 88V89H197ZM209 88H211V89H209ZM213 88V89H212ZM239 88V89H238ZM244 88V89H243ZM255 88V89H254ZM41 89V90H40ZM54 89H55V91H54ZM92 91H91V90ZM108 89V90H107ZM139 89V90H138ZM188 89V90H187ZM193 89H194V91H193ZM196 89V90H195ZM231 89L234 91H232L231 92ZM246 89V90H245ZM248 89V90H247ZM258 89V90H257ZM261 89V90H260ZM97 90V91H96ZM102 90V92H100ZM106 90V91H105ZM111 90H112V92H111ZM121 90V92H119ZM137 90V91H136ZM148 90V91H147ZM157 90V91H156ZM213 90V91H212ZM223 90V91H222ZM226 90V92L224 93V91ZM238 90H240L239 92H238ZM250 90V91H249ZM252 90V91H251ZM261 92H260V91ZM54 91V92H53ZM81 91H82V93H81ZM91 91V93H89ZM145 91H147L146 93H145ZM150 91V92H149ZM155 91V92H154ZM165 91V92H164ZM177 91V92H176ZM183 91V92H182ZM207 93H206V92ZM211 91V93H209ZM222 91V92H221ZM236 91V92H235ZM246 91V92H245ZM254 91V92H253ZM256 91H259L258 93L256 92ZM263 91V92H262ZM96 92V93H95ZM109 92H111V93H109ZM114 92V93H113ZM122 92H123V94H122ZM125 92V93H124ZM162 92V93H161ZM172 92V93H171ZM176 92V93H175ZM185 92V93H184ZM216 93L215 95L213 94V93ZM238 92V93H237ZM256 92V93H255ZM7 93V94H6ZM95 93V94H94ZM117 93H119V94H117ZM165 93V94H164ZM175 93V94H174ZM178 93V94H177ZM194 93V94H193ZM206 93V94H205ZM219 93V94H218ZM231 93H233V94H231ZM241 93V94H240ZM262 93V94H261ZM57 94H55V95H57ZM110 94H112V95H110ZM120 94H122V95H120ZM130 94V95H129ZM132 94H134V95H138L137 96V99L136 98H134V95H132ZM143 94H145V95H143ZM149 94V95H148ZM156 94V95H155ZM177 94V95H176ZM187 94V95H186ZM189 94V95H188ZM193 94V95H192ZM198 94V95H197ZM205 96V98L203 97V95ZM211 96H210V95ZM222 94V95H221ZM223 94H224V96H223ZM228 94V95H227ZM258 94V95H257ZM54 95V96H55ZM102 97H101V96ZM141 95V96H140ZM154 95V96H153ZM165 95H166V97H165ZM167 95H168V97H167ZM208 95H209V98H208ZM214 95V96H213ZM218 95V96H217ZM226 95V96H225ZM230 95V96H229ZM118 96V97H117ZM130 96H133V97H130ZM152 96V97H151ZM157 96V97H156ZM160 96V97H159ZM169 96H170V98H169ZM178 96H179V98H178ZM183 97V99H182V97ZM188 96V97H187ZM190 96V97H189ZM194 96H195V98H194ZM216 96V97H215ZM8 99H6V98ZM139 97V98H138ZM162 97V98H161ZM173 99H172V98ZM187 99V100H185V98ZM112 98V99H111ZM117 98V99H116ZM160 98V99H159ZM166 98V99H165ZM174 98L175 99H177V103L175 102L174 103V101H176V100H174ZM193 98H194V100H193ZM197 98H199V99H197ZM216 98V99H215ZM143 99V100H142ZM163 99V100H162ZM203 99V100H202ZM208 99V100H207ZM211 99V100H210ZM241 99L243 100L241 103H240V101H241ZM247 100V103H249L248 105H247V103L245 104V106H244V103L246 102V100ZM249 99V100H248ZM6 100V101H5ZM126 100V101H125ZM134 100H137V102H134ZM198 100V101H197ZM224 100V101H223ZM227 100V101H226ZM229 100V101H228ZM232 100V101H231ZM237 100L239 101V102H237ZM251 100V101H250ZM111 101V102H110ZM120 101H121V103H120ZM125 101V102H124ZM160 101V102H159ZM174 103V104H171L172 102ZM191 103H190V102ZM226 101V102H225ZM236 101V102H235ZM252 101H253V103L254 104H252ZM257 101V102H256ZM259 101V102H258ZM6 102V103H5ZM115 102H117L116 103V105L114 104ZM131 102L133 103V104H131ZM166 102V103H165ZM189 102V103H188ZM193 102V103H192ZM196 102H197V104H196ZM209 102V103H208ZM210 102H212V103H210ZM215 102V103H214ZM229 102V103H228ZM261 102V103H260ZM262 102H263V104H262ZM119 103V104H118ZM137 103V104H136ZM145 103V104H144ZM157 103V104H156ZM164 103V104H163ZM187 103V104H186ZM195 103V104H194ZM208 103V104H207ZM224 105H223V104ZM231 103V104H230ZM235 103V104H234ZM236 103H237V105H236ZM239 103V104H238ZM256 103H257V105H256ZM258 103H260V104H258ZM112 106H111V105ZM123 104V105H122ZM200 104H202V105H200ZM214 104V105H213ZM240 104H241V106H240ZM243 104V105H242ZM252 104V108H251V105ZM89 105L91 106V102H89ZM124 105H125V107H124ZM133 105V106H132ZM172 105V106H171ZM195 105V106H194ZM217 105V106H216ZM218 105H219V107H218ZM228 105V106H227ZM233 105H235V106H233ZM114 106V107H113ZM116 106V107H115ZM118 106V107H117ZM129 108H128V107ZM215 106V107H214ZM245 108H244V107ZM124 107V108H123ZM137 107V108H136ZM198 107V108H197ZM200 107V108H199ZM220 107H222V108H220ZM234 107H235V109H234ZM239 107H240V109H239ZM243 107V108H242ZM112 108V109H111ZM123 108V109H122ZM128 108V109H127ZM133 108V109H132ZM141 108V109H140ZM177 108V109H176ZM193 108V109H192ZM204 108V109H203ZM208 108H209V111H208ZM214 108V109H213ZM256 108V109H255ZM113 109H114V111H113ZM116 109V110H115ZM122 109V110H121ZM131 109V110H130ZM134 109H137V110H134ZM182 111H181V110ZM190 109V110H189ZM202 109V110H201ZM217 109V110H216ZM221 109H222V111H221ZM228 109V110H227ZM233 109V110H232ZM243 109V110H242ZM40 109H39V107H37V111H39ZM139 110V111H138ZM144 112H143V111ZM176 110V111H175ZM192 110V111H191ZM213 110V111H212ZM236 110V111H235ZM238 110H240V111H243V112H240V111H238ZM249 112H248V111ZM252 110V111H251ZM255 110H256V113H255ZM258 110H259V112H258ZM52 111H55L57 114L59 113L58 111H59V109H55V110H53V109H49V114L52 112ZM120 111V112H119ZM126 111V112H125ZM147 111V112H146ZM152 111H154V114H153V112ZM158 111V112H157ZM162 111V112H161ZM195 111H196V113H195ZM199 111H201V112H199ZM218 111V113L216 114V112ZM221 111V112H220ZM231 111V112H230ZM253 111H254V113L255 114H257V116L253 113ZM119 112V113H118ZM129 114H128V113ZM131 112V113H130ZM161 112V113H160ZM164 112V113H163ZM197 112H198V114H197ZM210 112V113H209ZM4 113V114H3ZM124 113V114H123ZM139 113V114H138ZM141 113V114H140ZM149 113V114H148ZM167 113V114H166ZM209 113V114H208ZM212 113V114H211ZM238 113V114H237ZM245 113V114H244ZM260 113V114H259ZM90 114H91V112H90ZM89 114V116L91 117V115ZM122 114V115H121ZM132 114V115H131ZM165 114V115H164ZM180 114V115H179ZM192 114V115H191ZM197 114V115H196ZM204 114V115H203ZM206 114V115H205ZM220 114V115H219ZM228 114H230V115H228ZM247 114V115H246ZM249 114H251V116H249ZM262 114V115H261ZM69 115H70V113H69ZM150 115V116H149ZM167 115V116H166ZM174 115V116H173ZM179 115V116H178ZM199 115V116H198ZM215 115V116H214ZM226 115V116H225ZM233 116V118H232V116ZM237 115H238V117H237ZM242 115H244V116H242ZM258 115H260V116H258ZM9 116V117H8ZM134 116H137V117H134ZM138 116H141V117H139L140 118V121H139V118H138ZM154 116V117H153ZM159 116H161V117H159ZM163 116V117H162ZM166 116V117H165ZM176 116H177V118H176ZM195 116V117H194ZM237 118H236V117ZM253 116V117H252ZM258 118V120L256 119V117ZM263 118H262V117ZM124 117V118H123ZM127 117H129L128 119H130L131 120V122H129V124H128V121H130V120H128V119H126ZM143 117V118H142ZM146 119H145V118ZM152 117V118H151ZM174 117V118H173ZM187 117V118H186ZM225 117V118H224ZM228 117H230L229 119H228ZM241 117H244V118H241ZM255 117V118H254ZM260 117V118H259ZM12 118V119H11ZM133 118V119H132ZM137 118V119H136ZM149 118V119H148ZM156 118V119H155ZM167 118V119H166ZM205 118V119H204ZM208 118H209V120H208ZM217 118V119H216ZM249 118H253V120L252 119H249ZM263 120H262V119ZM29 119V120H28ZM121 119V120H122ZM145 119V120H144ZM160 119H161V121H160ZM177 119V120H176ZM182 119V121H180V120ZM189 119V120H188ZM232 119H233V121H232ZM237 119V120H236ZM242 119H244L243 120V122H241L242 121ZM6 120V121H5ZM9 120H11V122H8ZM144 120V121H143ZM157 120H159V121H157ZM177 121V123H176V121ZM208 120V121H207ZM230 120V121H229ZM250 121L249 123L248 122H246V121ZM252 120V121H251ZM255 120V122H253ZM261 120V121H260ZM133 121V122H132ZM156 121L157 122H159V123H156ZM179 121V122H178ZM183 121H185V122H183ZM192 121V122H191ZM224 121V122H223ZM236 121H237V123H236ZM239 121H240V123H239ZM29 122V123H28ZM165 122H166V124H165ZM171 122H173V123H171ZM198 122H199V124H198ZM228 122V123H227ZM260 122H262V123H260ZM8 123H9V125H8ZM138 123V124H137ZM140 123V124H139ZM154 123V124H153ZM169 123V124H168ZM175 123V124H174ZM189 123V124H188ZM193 123H194V125H193ZM232 123H233V125H232ZM245 123V124H244ZM253 124V126H252V124ZM130 124H132V125H130ZM164 124V125H163ZM168 124V125H167ZM170 124H172V125H174V126H172V125H170ZM178 124V125H177ZM186 124H187V128H186ZM203 124V125H202ZM254 124H255V126H254ZM256 124H258L257 126H256ZM27 125H29L28 127H31V117L29 116V118H27V122H26V125H25V127L26 128H28L27 127ZM130 125V126H129ZM162 125V126H161ZM165 125H166V127H165ZM184 125V126H183ZM190 125V126H189ZM210 125V126H209ZM212 125V126H211ZM218 125V126H217ZM251 125V126H250ZM9 126H12V132L10 133V135H9V132L7 131L8 130V128H9ZM16 126V127H15ZM133 126V127H132ZM134 126H137V127H134ZM138 126H140V127H138ZM196 126H198V127H196ZM231 126V127H230ZM233 126V127H232ZM238 126V127H237ZM240 126H241V128H240ZM7 127V128H6ZM37 127H38V124H37ZM133 129H132V128ZM171 127V128H170ZM175 127V128H174ZM180 127V128H179ZM227 127V128H226ZM248 127V128H247ZM254 127V128H253ZM260 127V128H259ZM139 128V129H138ZM144 128V129H143ZM163 128H165V129H163ZM184 128L186 129V130H184ZM200 130H199V129ZM215 128V129H214ZM228 128H230V129H233V130H231L230 131V129H228ZM130 129V130H129ZM171 129V130H170ZM179 129V130H178ZM196 129V130H195ZM224 129H225V131H224ZM251 129V130H250ZM255 129V130H254ZM258 129V130H257ZM139 130V131H138ZM153 130V131H152ZM175 130V131H174ZM209 132H208V131ZM217 130H218V132H217ZM242 130V132H240V131ZM257 130V131H256ZM132 131V132H131ZM138 131V132H137ZM150 131V132H149ZM156 131V132H155ZM240 133H239V132ZM245 131V132H244ZM248 131V132H247ZM253 131H254V133H253ZM117 132V133H116ZM143 132H144V134H143ZM147 133V135H146V133ZM174 132V133H173ZM176 132H177V134H176ZM233 132V133H232ZM250 132V133H249ZM156 133V134H155ZM167 133V134H166ZM172 133H173V135H172ZM185 133V134H184ZM217 133V134H216ZM228 133V134H227ZM236 133H238V135H236ZM245 133V134H244ZM247 133V134H246ZM257 133V134H256ZM14 134V136H12ZM155 134V135H154ZM158 134V135H157ZM160 134L162 135V136H160ZM166 134V135H165ZM175 134V135H174ZM192 134V135H191ZM207 134H208V136H207ZM230 134V135H229ZM233 134H234V136H233ZM244 134V135H243ZM249 134V135H248ZM252 134H253V136H252ZM127 135V136H126ZM132 135V136H131ZM134 135H136V136H134ZM139 135H140V138L141 137H143L142 135H144V137L140 140V138H139ZM182 135H184L183 136V140H181L182 139ZM195 135V136H194ZM199 135V136H198ZM200 135H201V137H200ZM206 137H205V136ZM214 135H215V137H214ZM222 135H224V136H222ZM246 135H248V136H246ZM255 135H256V137H255ZM134 136V137H133ZM150 136V137H149ZM153 136V138H151ZM186 136L188 137V139L186 138ZM210 136V137H209ZM228 136V137H227ZM229 136L231 137V139H229ZM241 136H243V138L241 137ZM259 136V137H258ZM261 136V137H260ZM8 137V138H7ZM10 137L12 138L11 140H10ZM16 137H17V139H16ZM28 137H30V138H28ZM138 137V138H137ZM170 137H172V138H170ZM191 137V138H190ZM200 137V138H199ZM223 137H224V142H223ZM237 137V138H236ZM249 137V138H248ZM134 138H136V140H134ZM148 138H150V139H148ZM174 138H176V139H174ZM178 138V139H177ZM185 138V139H184ZM196 138V139H195ZM214 138H218V139H214ZM225 138H226V140L228 141H226L225 140ZM235 138V139H234ZM7 139H9V140H7ZM21 139H22V141H21ZM24 139V140H23ZM27 139V140H26ZM32 139V140H31ZM49 139H51V138H49ZM162 139V140H161ZM183 142H181L180 140ZM190 139V140H189ZM195 141H194V140ZM198 139V140H197ZM208 139V140H207ZM211 139V140H210ZM212 139H213V141H212ZM239 139V140H238ZM257 141H256V140ZM14 140V141H13ZM129 140V141H128ZM140 142H139V141ZM155 140V141H154ZM159 140V141H158ZM166 140V141H165ZM172 140V141H171ZM174 140V141H173ZM188 140V141H187ZM199 140H200V142H199ZM202 140V141H201ZM204 140H206V143H205V141ZM215 140H216V142L217 143H214L215 142ZM220 140V141H219ZM222 140V141H221ZM232 140V141H231ZM237 140V141H236ZM241 140V141H240ZM244 140V141H243ZM249 140H250V142H249ZM255 140V141H254ZM259 140V141H258ZM19 143H18V142ZM20 141H21V143L22 144H20ZM29 141V142H28ZM128 141V142H127ZM131 141V142H130ZM134 141V142H133ZM149 141V142H148ZM153 141V142H152ZM168 141H169V143H168ZM229 141H231L230 142V144H229ZM234 141H236V142H234ZM245 141H247V142H245ZM255 142V143H253V142ZM10 142V143H9ZM27 142V143H26ZM137 142V143H136ZM139 142V143H138ZM159 144H158V143ZM162 142V143H161ZM167 142V143H166ZM204 142V143H203ZM210 142H212V143H210ZM257 142H258V145H257ZM26 143V144H25ZM36 143V144H35ZM125 143V144H124ZM130 143H132V144H130ZM144 143V144H143ZM146 143V144H145ZM160 143H161V145H160ZM190 143V144H189ZM194 143V145H192ZM201 143H202V146H201ZM221 143V144H220ZM229 145H228V144ZM236 143V144H235ZM250 143H251V145H250ZM25 144V145H24ZM134 144H136V146H134ZM174 144V145H173ZM175 144H176V146H175ZM177 144H179L180 146H181V144H183L182 145V147H180L179 145H177ZM199 144V145H198ZM214 144V145H213ZM219 144H220V146H219ZM232 144V145H231ZM234 144V145H233ZM239 144V145H238ZM245 144V145H244ZM249 144V145H248ZM252 144H253V146H254V148H253V146H252ZM256 144V145H255ZM32 145V146H31ZM35 145H37L36 147H35ZM130 145V146H129ZM160 145V146H159ZM163 145V146H162ZM166 145V146H165ZM170 145V146H169ZM186 145V146H185ZM189 145V146H188ZM196 145V146H195ZM204 145V146H203ZM205 145H207V146H205ZM221 145H223V148H222V146ZM248 145V146H247ZM260 145V146H259ZM25 146V147H24ZM31 146V147H30ZM44 146H46L45 148H44ZM54 146V147H53ZM147 146H149V147H147ZM165 146V147H164ZM172 146H173V148H172ZM191 146V147H190ZM198 146H200V147H198ZM214 146H216V147H214ZM217 146H218V148H217ZM229 146V147H228ZM30 147V148H29ZM52 147V148H51ZM131 147V148H130ZM133 147V148H132ZM137 147V148H136ZM153 147V148H152ZM159 149H158V148ZM162 149H161V148ZM168 147V148H167ZM176 147V148H175ZM205 147H207V149L205 148ZM210 147V148H209ZM212 147V148H211ZM221 149H220V148ZM234 149H236V150H234ZM237 147L239 148L238 150H237ZM19 148V149H18ZM36 148V149H35ZM54 148V149H53ZM134 148H136V149H134ZM181 148V149H180ZM190 148V149H189ZM197 150H196V149ZM199 148V149H198ZM202 148H204V149H202ZM213 148H215V149H213ZM229 148V149H228ZM251 148V149H250ZM10 149H11V151H10ZM13 149V150H12ZM28 149V150H27ZM41 149V150H40ZM145 149V150H144ZM154 150V151H152V150ZM158 149V150H157ZM189 149V150H188ZM218 149H220V150H218ZM31 150V151H30ZM44 150H45V152H44ZM58 150V151H57ZM131 150H133V151H131ZM137 150V151H136ZM139 150V151H138ZM160 150V151H159ZM188 150V151H187ZM196 150V152H194ZM218 150V151H217ZM228 150V151H227ZM233 150V151H232ZM124 151V152H123ZM144 151V154L142 153ZM150 151V152H149ZM157 151V152H156ZM158 151H159V153H158ZM164 151V152H163ZM184 151V152H183ZM199 151H201V153L199 152ZM207 151V152H206ZM216 151V152H215ZM221 151V152H220ZM224 151V152H223ZM231 151H232V153H231ZM246 151V152H245ZM20 152V153H19ZM27 152V153H26ZM57 152V153H56ZM81 152H83V147H81ZM130 152H132V153H130ZM138 152V153H137ZM154 152V153H153ZM180 152V153H183V154H178V153ZM209 152V153H208ZM210 152H212L211 154H210ZM219 152V153H218ZM230 152V153H229ZM261 152V153H260ZM7 153V154H6ZM9 153V154H8ZM47 153V154H46ZM53 153V154H52ZM59 153V154H58ZM126 153V154H125ZM155 153H157V155H155ZM167 153V154H166ZM190 153V154H189ZM218 153V154H217ZM245 153V154H244ZM41 154H42V156H41ZM162 154H163V156H162ZM166 154V155H165ZM197 154V155H196ZM204 154H205V156H204ZM215 154V155H214ZM225 154H226V156H225ZM229 154V155H228ZM233 154H234V156H233ZM236 154V155H235ZM6 155V156H5ZM19 155V156H18ZM40 155V156H39ZM153 155V156H152ZM169 155V156H168ZM180 155V156H179ZM194 155H196V156H194ZM210 155V156H209ZM218 155V156H217ZM228 155V156H227ZM244 155V156H243ZM28 156V157H27ZM30 156H31V159H30ZM36 156H37V158H36ZM55 156V157H56ZM111 156V157H110ZM127 156H129V157H127ZM150 156H151V160H150ZM159 156V157H158ZM177 156V158H175ZM182 156L184 157V158H182ZM188 156H189V158H188ZM215 156V157H214ZM217 156V157H216ZM263 156V157H262ZM35 157V158H34ZM123 157V158H122ZM133 157V158H132ZM147 157V158H146ZM165 157V158H164ZM171 159H170V158ZM211 158V159H209V158ZM220 157V158H219ZM233 157V158H232ZM234 157L236 158V160L234 159ZM247 157H249V158H247ZM41 158V159H40ZM49 158V159H48ZM120 158V159H119ZM163 158V159H162ZM181 158V159H180ZM186 158V159H185ZM199 158V159H198ZM202 158V159H201ZM205 158H207V159H205ZM212 158H213V161H212ZM232 158V159H231ZM239 158V159H238ZM253 158V159H252ZM11 159V160H10ZM34 159V160H33ZM37 159V160H36ZM110 159H111V161H110ZM134 159V160H133ZM146 159V160H145ZM159 159V160H158ZM162 159V160H161ZM173 159H175V160H173ZM185 159V160H184ZM194 159H195V161H197L198 162V165H197V162H194ZM197 159V160H196ZM220 159V160H219ZM224 159V160H223ZM234 159V160H233ZM240 159H241V163L239 162L240 161ZM245 159V160H244ZM28 160V161H27ZM46 160V161H45ZM119 160V161H118ZM130 160V161H129ZM132 160V161H131ZM140 160V161H139ZM150 160V161H149ZM155 160V161H154ZM166 160V161H165ZM170 160V161H169ZM182 160H184L183 162H182ZM191 160H193V161H191ZM199 160V161H198ZM202 160V161H201ZM204 160V161H203ZM209 160H211L210 162H209ZM216 160V161H215ZM222 160V161H221ZM227 160V161H226ZM231 160V161H230ZM233 160V161H232ZM244 160V161H243ZM248 160V161H247ZM250 160V161H249ZM5 161V162H4ZM39 163H38V162ZM55 161V162H54ZM124 161H125V163H124ZM152 161H153V163H152ZM161 161V162H160ZM218 161V162H217ZM11 162H14V164L13 163H11ZM26 162V163H25ZM44 162L46 163V164H44ZM128 162H130V163H128ZM168 162V163H167ZM181 162V163H180ZM185 162H187V163H185ZM201 162H203V163H201ZM207 162V163H206ZM217 162V163H216ZM222 162H224V163H222ZM226 162L228 163V164H226ZM247 162V163H246ZM16 163H18V164H16ZM41 163V164H40ZM140 163V164H139ZM150 163V164H149ZM159 163V164H158ZM163 163V164H162ZM185 163V164H184ZM191 163L192 164H194L193 166H190L191 165ZM201 163V164H200ZM210 164V166H209V164ZM219 163V164H218ZM232 163V164H231ZM240 163V164H239ZM3 164V165H2ZM38 164V165H37ZM43 164V165H42ZM48 164V165H47ZM179 164L182 166V168H181V166H179ZM187 164V166L186 167H183V166H185ZM200 164V165H199ZM204 164H206V165H204ZM236 164V165H235ZM242 164V165H241ZM252 164V165H251ZM17 165L19 166V167H17ZM21 165V166H20ZM24 165V166H23ZM40 165V166H39ZM52 165H53V167H52ZM54 165L56 166V169H55V167H54ZM138 165V166H137ZM140 165V166H139ZM145 165V166H144ZM164 165H165V167H164ZM196 165V166H195ZM203 165V166H202ZM208 165V166H207ZM214 165V166H213ZM219 165H220V167H219ZM223 165V166H222ZM239 165V166H238ZM245 165H247V167L245 168ZM250 165V166H249ZM256 165V166H255ZM39 166V167H38ZM42 166V167H41ZM133 166H136V167H133ZM144 166V167H143ZM160 166V167H159ZM166 166H167V168H166ZM175 168H174V167ZM189 166V167H188ZM235 166V167H234ZM10 167V168H9ZM24 167H26V168H24ZM31 167V168H30ZM46 167V168H45ZM115 169H114V168ZM164 167V168H163ZM176 167H177V170H176ZM196 167V168H195ZM207 167V168H206ZM209 167H211V168H209ZM239 167V169H237ZM241 167V168H240ZM249 167V168H248ZM253 167V168H252ZM263 167V168H262ZM12 168V169H11ZM14 168V169H13ZM23 168V169H22ZM40 168V169H39ZM45 168V169H44ZM51 168V169H50ZM152 168V169H151ZM159 168V169H158ZM167 170H166V169ZM193 168H194V170H193ZM203 168H205V169H203ZM209 168V171H206L207 169ZM251 168V169H250ZM20 169V170H19ZM92 169V170H91ZM118 169V170H117ZM163 169H165V170H163ZM171 169V170H170ZM183 169H185V170H183ZM190 169V170H189ZM202 169V170H201ZM227 169V170H226ZM233 169V170H232ZM237 169V170H236ZM240 169H242V170H240ZM243 169H245V170H243ZM250 169V170H249ZM9 170V171H8ZM25 170V171H24ZM27 170H29V172H27ZM47 170V171H46ZM94 170V171H93ZM98 170V171H97ZM148 170V171H147ZM160 170V171H159ZM175 170H176V173H175ZM187 170V171H186ZM212 170V171H211ZM246 170H247V172L249 173L250 171V173L247 175V172H246ZM253 170V171H252ZM89 171V172H88ZM93 171V172H92ZM96 171V172H95ZM137 171V172H136ZM139 171V172H138ZM142 171V172H141ZM146 171V172H145ZM153 173H151V172ZM159 171V172H158ZM193 171V172H192ZM195 171H197V172H195ZM202 171V172H201ZM203 171H204V173H206L204 176L206 177V178H204V176H203ZM206 171V172H205ZM216 173H215V172ZM229 171V172H228ZM231 171V172H230ZM241 171H243V173L241 172ZM255 171V172H254ZM37 172V173H36ZM42 172V173H41ZM130 172V173H131ZM148 172V173H147ZM211 174H210V173ZM233 172V173H232ZM238 172V173H237ZM246 172V173H245ZM15 173V174H14ZM22 173V174H21ZM39 173V174H38ZM48 173V174H47ZM158 173V174H157ZM164 173V174H163ZM171 173H172V175H174V176H172L171 175ZM179 173H180V175H179ZM183 173V174H182ZM189 173V174H188ZM196 173H198L199 174V176H198V174H196ZM214 175H213V174ZM235 173V174H234ZM4 174V175H3ZM25 174V175H24ZM33 174V175H32ZM46 174H47V176H46ZM151 174V175H150ZM155 174V175H154ZM160 174V175H159ZM177 174H178V176H177ZM207 174L208 175H212V176H207ZM238 175V177H237V175ZM241 174V175H240ZM37 175V176H36ZM44 175V176H43ZM49 175V176H48ZM142 175V176H141ZM148 175V176H147ZM153 175H154V177H153ZM183 177H182V176ZM187 175H188V179H187ZM190 175V176H189ZM192 175H194V176H192ZM201 175V176H200ZM227 175V176H226ZM233 175V176H232ZM247 175V176H246ZM7 176H8V179H7ZM46 176V177H45ZM91 176V177H90ZM166 176V177H165ZM213 176H215V177H213ZM232 176V177H231ZM17 177V178H16ZM95 179H94V178ZM143 177V178H142ZM150 177V178H149ZM157 177L159 178V179H157ZM170 179H169V178ZM175 177V178H174ZM192 177H194V178H192ZM195 177H196V179H195ZM200 177H202V178H200ZM208 177V178H207ZM219 177V178H218ZM231 177V178H230ZM245 177V178H244ZM2 178V179H1ZM44 178V179H43ZM97 178V179H96ZM106 178V179H105ZM149 178V179H148ZM176 178H178V179H176ZM181 178V179H180ZM198 178V179H197ZM242 178V179H241ZM23 179V180H22ZM49 179V180H48ZM51 179V180H50ZM52 179H54V181L52 180ZM156 179V180H155ZM164 179V180H163ZM166 179V180H165ZM174 179V180H173ZM191 179V180H190ZM201 179V180H200ZM23 182H22V181ZM102 180V181H101ZM107 180V181H106ZM148 180V181H147ZM199 180V181H198ZM206 183H204L203 181ZM221 180V181H220ZM101 181V182H100ZM152 181V182H151ZM165 181H167V182H165ZM183 183H182V182ZM195 181V182H194ZM208 183H210V184H208ZM212 181V182H211ZM215 181L217 182V183H215ZM18 182V183H17ZM21 182V183H20ZM29 182V183H28ZM35 182H36V184H35ZM50 182V183H49ZM55 182H57V183H55ZM62 182V183H61ZM98 182V183H97ZM170 182H172V183H170ZM204 183V184H202V183ZM229 182H231V183H229ZM234 182V183H233ZM55 183V184H54ZM59 183V184H58ZM61 183V184H60ZM108 183V184H107ZM121 183H123V184H127V176H124V178H123V180L121 181ZM178 183H180V184H178ZM193 183V184H192ZM197 183V184H196ZM214 185H213V184ZM45 184V185H44ZM47 184V185H46ZM94 184V185H93ZM103 184V185H102ZM107 184V185H106ZM111 184V185H110ZM142 184H143V186H144V188H143V186H142ZM170 184H171V186H170ZM175 184H177V185H175ZM186 184V185H185ZM200 184H202V185H200ZM246 184V185H245ZM250 184V185H249ZM38 185V186H37ZM168 185V186H167ZM172 185H174V187L172 186ZM191 185V186H190ZM200 185V186H199ZM205 185V186H204ZM207 185V186H206ZM217 185V186H216ZM220 187H219V186ZM231 185V186H230ZM16 186V187H15ZM47 186V187H46ZM50 186V187H49ZM100 186V187H99ZM109 186H110V188H109ZM158 186H160V189H159V187ZM163 186V187H162ZM186 186H187V188L188 189H186ZM194 186V187H193ZM215 186V187H214ZM14 187V188H13ZM44 187H45V189H44ZM49 187V188H48ZM60 187H62V188H60ZM105 187V188H104ZM158 187V188H157ZM165 187V188H164ZM168 187V188H167ZM173 187V188H172ZM183 187V189H182V191H181V188ZM192 187H193V189H195V190H193L192 189ZM197 188V192H196V188ZM204 187V188H203ZM210 187H212L211 188V190H213V192L210 190V189H208V188ZM57 188V189H56ZM60 188V190H58ZM148 188V189H147ZM150 188H151V191H150ZM162 188V189H161ZM170 188V189H169ZM243 188H245V189H243ZM98 189V190H97ZM109 189V190H108ZM166 189V190H165ZM172 189V190H171ZM207 190L208 189V191H202V192H204V194L201 192V190ZM241 189V190H240ZM3 190V191H2ZM25 190V191H24ZM45 190V191H44ZM100 190V191H99ZM112 192H111V191ZM169 190H171V191H169ZM179 190V191H178ZM186 190V192H183V191H185ZM188 190V191H187ZM190 190V191H189ZM192 190V191H191ZM244 190V191H243ZM259 190V191H258ZM20 193H19V192ZM27 191V192H26ZM48 191V192H47ZM64 191V192H63ZM66 191V192H65ZM155 191V192H154ZM162 191H164V192H162ZM178 191V192H177ZM194 191V192H193ZM210 191V192H209ZM219 191V192H218ZM256 191H258V193H255ZM31 192V193H30ZM72 192V193H71ZM99 192V193H98ZM105 192H106V194H105ZM111 192V193H110ZM158 192V193H157ZM161 192H162V194H161ZM167 192H169V193H167ZM187 192H189L188 194H187ZM191 192H193L192 193V196L190 195L191 194ZM195 192H196V195H195ZM201 192V193H200ZM212 192V193H211ZM219 194H217V193ZM254 192V193H253ZM259 192H261L260 194H259ZM29 195H28V194ZM63 193V194H62ZM69 193V194H68ZM71 193V194H70ZM131 193V190L129 189V195H131L130 194ZM144 195H143V194ZM164 193V194H163ZM171 193H172V195H171ZM185 193L187 194V195H185ZM200 194V199L202 200V201H200V199H199V195H197V194ZM226 193V194H225ZM249 193V194H248ZM252 193H253V196H252ZM7 194V195H6ZM16 194V195H15ZM20 194H21V196H20ZM40 196H39V195ZM44 196H43V195ZM110 194V195H109ZM116 194V195H115ZM141 194V195H140ZM160 194V195H159ZM180 195V196H178V195ZM184 194V195H183ZM203 194V195H202ZM212 195V197L211 196H207V195ZM237 194V195H236ZM245 194V195H244ZM255 194H257L258 196H259V198H260V202H258L257 200L259 199L258 198V196L257 195H255ZM262 194V195H261ZM10 195H12V196H10ZM24 195V196H23ZM108 195H109V197H108ZM115 195V196H114ZM153 195V196H152ZM163 195V196H162ZM165 195V196H164ZM225 195V196H224ZM231 195V196H230ZM234 195V196H233ZM239 195V196H238ZM254 195H255V197H254ZM28 196V197H27ZM112 196V197H111ZM172 196H174V198L172 197ZM182 196H184V197H182ZM190 196V197H189ZM193 196L195 197V198H193ZM227 196V197H226ZM229 196V197H228ZM246 196V197H245ZM263 197V198H261V197ZM5 197V198H4ZM20 197V198H19ZM27 197V198H26ZM72 197V198H71ZM84 197V198H83ZM143 197V198H142ZM149 197V198H148ZM152 197H154V198H152ZM166 197H167V199H166ZM179 197V198H178ZM187 197V198H186ZM205 199H204V198ZM208 197V199H209V201H208V199H206ZM251 197V198H250ZM24 200H23V199ZM28 198H30V200L28 199ZM94 198V199H93ZM97 198H98V200H97ZM101 198V199H100ZM139 198V199H138ZM142 198V199H141ZM148 198V199H147ZM184 200H183V199ZM191 198V199H190ZM196 198H198V201H197V199ZM228 198H231V199H228ZM234 198H235V200H234ZM255 198V199H254ZM258 198V199H257ZM27 199V200H26ZM72 199H74L73 201H72ZM100 199V200H99ZM148 200V202H147V200ZM160 199V200H159ZM180 199H181V201H180ZM186 199H188V200H186ZM194 199V200H193ZM196 199V200H195ZM230 201L231 203H228L227 201ZM236 199H237V201H236ZM246 199V200H245ZM248 199V200H247ZM249 199H251V200H256V201H254L256 204H254V202L253 201H251V200H249ZM32 200V201H31ZM36 200H37V202H36ZM43 200H45V202H42ZM122 200V199H121ZM139 200V201H138ZM153 200V201H152ZM164 201V203H163V201ZM166 200H167V202H166ZM176 200V202H174ZM183 200V201H182ZM193 200V201H192ZM203 200H205L204 202V204L205 205H203L202 203H203ZM213 200V201H212ZM15 201V202H14ZM28 201V202H27ZM32 203H31V202ZM75 201V202H74ZM180 201V202H179ZM191 201H192V203H191ZM200 203L199 205H198V203ZM20 202V203H19ZM27 202V203H26ZM98 202V203H97ZM169 202V203H168ZM177 202H179V203H177ZM185 204H184V203ZM223 202V203H222ZM225 202H227V207L225 206ZM245 202V203H244ZM248 202V203H247ZM251 202H253L252 204H250ZM262 202V203H261ZM86 203H87V205H86ZM96 203H97V205H96ZM101 203H103L102 205H101ZM163 203V204H162ZM177 203V204H176ZM188 203V204H187ZM196 203V204H195ZM207 203V204H206ZM208 203H209V205H208ZM261 203V204H260ZM18 204H19V206H18ZM34 204V205H33ZM48 204V205H47ZM89 204H91V205H94L95 204V206H94V208H90L89 207ZM175 204V205H174ZM193 204V205H192ZM195 204V205H194ZM211 204V205H210ZM224 206H223V205ZM230 204V205H229ZM254 204V205H253ZM258 204V205H257ZM27 205H28V207H27ZM30 205H32V206H30ZM145 205V206H144ZM174 205V206H173ZM180 205V206H179ZM182 205V206H181ZM187 205V207H185ZM232 205V206H231ZM252 205V206H251ZM255 205L256 206H258V207H255ZM260 205V206H259ZM6 206H8V207H6ZM15 206V207H14ZM25 206H26V208H25ZM35 206V207H34ZM47 206V207H46ZM49 206V207H48ZM85 206H87V207H85ZM101 208H100V207ZM123 206H124V202H123V200L122 201H120V207L123 209ZM173 206V207H172ZM176 206V207H175ZM197 206V207H196ZM202 206V207H201ZM222 206V207H221ZM229 206V207H228ZM254 206V207H253ZM3 207V208H2ZM7 209H6V208ZM13 207V208H12ZM43 207V208H42ZM161 207V208H160ZM164 207V208H163ZM166 207V208H165ZM179 209H178V208ZM180 207H182V208H180ZM221 207V208H220ZM224 207H226V211H225V208ZM235 209H234V208ZM5 208V209H4ZM16 208V209H15ZM31 208H33V209H31ZM38 209V211H37V209ZM132 208V209H131ZM141 208L143 209V212L141 211ZM157 208V209H156ZM187 208V209H186ZM191 208V209H190ZM231 208H232V210H231ZM252 208H254V210L252 209ZM258 208V209H257ZM263 210H262V209ZM30 210L28 213H26V210ZM36 209V210H35ZM94 209V210H93ZM101 209V210H100ZM105 209V210H104ZM174 209V210H173ZM185 209V210H184ZM189 209V210H188ZM233 209L235 210V211H233ZM249 209V210H248ZM257 209V210H256ZM260 209V210H259ZM33 210V211H32ZM46 210V211H45ZM88 210V211H87ZM146 210V211H145ZM149 210V211H148ZM158 212H157V211ZM186 210H188V211H186ZM217 212H216V211ZM223 212H222V211ZM230 210H231V212H230ZM248 210V211H247ZM254 211L253 213H255V214H253L252 215V211ZM261 210H262V214H261ZM2 211V212H1ZM4 211V212H3ZM25 213H24V212ZM181 211V212H180ZM191 211V212H190ZM195 211V212H194ZM232 211H233V213H232ZM237 211V212H236ZM250 211V212H249ZM12 212H15V213H12ZM18 212V213H17ZM32 212V213H31ZM34 212V213H33ZM101 212H103V213H101ZM155 212V213H154ZM168 212V213H167ZM179 212V213H178ZM198 212V213H197ZM200 212V213H199ZM220 212V213H219ZM227 212H228V214H227ZM235 212L237 213V214H235ZM24 213V214H23ZM41 213V214H40ZM139 213V214H138ZM144 213L146 214V215H144ZM148 213V214H147ZM158 213H159V216H158ZM170 213H172V214H170ZM186 213V214H185ZM188 213V214H187ZM2 214H4V215H2ZM23 214V215H22ZM98 214V215H97ZM100 214V215H99ZM105 214V215H104ZM157 214V215H156ZM198 214V215H197ZM217 214V215H216ZM224 214V215H223ZM232 214V215H231ZM245 214V216H246V218L248 217H250L251 219H248L247 218V220L248 221H250V223H251V221H252V219H253V221H252V223H253V225H252V223L250 224L249 222H247V220H246V218H244L245 216H243ZM251 214V215H250ZM13 215H15V216H13ZM18 215H20V216H18ZM36 215V216H35ZM41 217H40V216ZM95 215H97V216H95ZM103 215H104V217H103ZM150 215V216H149ZM154 215V216H153ZM167 215H169V216H167ZM227 215V216H226ZM236 215V216H235ZM261 215V216H260ZM7 216V217H6ZM22 216V217H21ZM140 216V217H139ZM143 216V217H142ZM145 216V217H144ZM158 216V217H157ZM179 216V217H178ZM230 216H231V218H230ZM242 216H243V219H242ZM253 216H255V217H253ZM6 217V218H5ZM10 217V218H9ZM13 217V218H12ZM37 217H39V218H41L40 220H39V218L38 219H36ZM138 217V218H137ZM154 217V218H153ZM171 217V218H170ZM182 217H183V219H182ZM213 217V218H212ZM224 217H226V218H224ZM234 217V218H233ZM235 217H236V219H235ZM12 218V219H11ZM21 218V219H20ZM34 218V219H33ZM140 218H142V219H144V222H142L143 220L142 219H140ZM169 218V219H168ZM176 218H178V219H176ZM185 218H186V220H185ZM24 219V220H23ZM77 219H79V217H77ZM139 219H140V221H139ZM147 219V220H146ZM171 219V220H170ZM181 219V220H180ZM206 219H208L207 221H206ZM214 219H215V221H214ZM228 221H227V220ZM232 219H233V221H232ZM240 219V220H239ZM244 220V221H242V220ZM2 220V221H1ZM20 220H22V221H20ZM26 220V221H25ZM29 220V221H28ZM35 220V221H34ZM38 220V221H37ZM46 220V221H45ZM104 220V221H103ZM110 220V221H109ZM123 220V221H122ZM126 220V221H125ZM129 220V221H128ZM157 220V221H156ZM170 220V221H169ZM185 220V221H184ZM204 220V221H203ZM210 220V221H209ZM217 220V221H216ZM255 220V221H254ZM9 221V222H8ZM29 222V224H28V222ZM33 221H34V223H33ZM119 222V225H117L118 223L117 222ZM175 222V223H172V222ZM200 221L201 222H203L202 224L200 223ZM220 221H222L221 223H219ZM232 221V222H231ZM235 221H237V223H236V225H235ZM239 221V222H238ZM7 222V223H6ZM18 222H19V224H18ZM37 222V223H36ZM44 222H46V223H44ZM113 222H115V223H113ZM142 222V223H141ZM155 222V223H154ZM165 222V223H164ZM167 222V223H166ZM207 222V224H205ZM223 222H226V223H223ZM227 222H229L228 224H227ZM241 222V223H240ZM244 222V223H243ZM263 224H262V223ZM17 223V224H16ZM21 223H23L22 225H21ZM32 223V224H31ZM39 223V224H38ZM105 223H107L108 225H109V231H110V233H109V236L107 235L103 240L101 239V237H100V232H104L105 231V229H103L102 230V228H104L102 225H104ZM140 223V224H139ZM151 225H150V224ZM219 223V224H218ZM223 223V228H222V226H220V224H222ZM231 223H232V225H234V226H232L231 225ZM243 223V224H242ZM246 223H248V225H250V226H248V225H246ZM24 224H27L26 225V229H25V226H24ZM47 224V225H46ZM122 224V225H121ZM138 224H139V226H138ZM157 226H156V225ZM162 224H166V225H164V228H163V225ZM178 224H179V226H178ZM199 224H201V225H199ZM204 224V225H203ZM219 225V228H218V225ZM227 224V225H226ZM255 224V225H254ZM9 225V226H8ZM12 225V226H11ZM35 226V228H34V226ZM37 225V226H36ZM115 225H117V226H115ZM132 225V226H131ZM148 225V226H147ZM150 225V226H149ZM169 225H171V227H172V229H174V230H176V235H177V237H175V238H177V239H174L173 238V236H172V234H170V229H169ZM176 225V226H175ZM184 225V226H183ZM203 225V226H202ZM217 225V226H216ZM259 225V226H258ZM122 226V228H119V227H121ZM126 226V227H125ZM138 226V227H137ZM143 226V228H144V231H143V229L141 228ZM145 226V227H144ZM177 226H178V228H177ZM205 226V231H203L204 230V228H202V227H204ZM215 226V227H214ZM225 226H229L228 228L227 227H225ZM239 226H240V228H239ZM242 226V227H241ZM245 226V227H244ZM257 226V228H255ZM14 227V228H13ZM112 227V228H111ZM116 227V229H114ZM125 227V228H124ZM137 227V228H136ZM148 227L149 228H152V229H148ZM168 227V228H167ZM214 228V230L213 229H209V228ZM254 227V228H253ZM262 227V228H261ZM22 228V229H21ZM24 228V229H23ZM163 228V229H162ZM177 228V229H176ZM216 228H218L217 230H216ZM224 230V228L225 229H227V231L226 230H222V229ZM233 228H234V230H233ZM237 228H238V230H237ZM247 228V229H246ZM252 228V229H251ZM259 228V229H258ZM114 231H112V230ZM118 229V230H117ZM127 231H126V230ZM130 229V230H129ZM132 229V230H131ZM134 229H136V230H134ZM139 229V230H138ZM195 229V230H194ZM241 231H240V230ZM246 229V230H245ZM249 229V230H248ZM256 229V230H255ZM17 230V231H16ZM23 230H26L27 232H24ZM119 230H120V232H119ZM122 230H123V232H122ZM126 232H125V231ZM137 230H138V232H137ZM140 230H142L141 231V233H142V235H141V233H140ZM161 230L163 231L162 233H161ZM167 232H166V231ZM212 232V235H211V233H210V231ZM231 230H233V231H231ZM242 230H245V232L244 231H242ZM250 230H251V232L253 233V237H252V235H250ZM258 230V231H257ZM2 231V232H1ZM21 231L23 232V233H21ZM31 231H33V232H31ZM115 231H117V232H115ZM129 231V232H128ZM134 231H136V235H134V233L132 234V232H134ZM145 231H146V233H145ZM156 233H155V232ZM199 231V232H198ZM215 231H216V233H215ZM218 231V232H217ZM222 231V233L224 234H222V233H220ZM230 231V232H229ZM58 232H60L59 234H58ZM124 232H125V234H124ZM130 232H131V234H130ZM143 232H144V234H143ZM159 232H160V234H159ZM179 232H180V234H179ZM214 232V233H213ZM229 232V233H228ZM254 232H256L255 234H254ZM32 233V234H31ZM119 233L120 234H122V235H120V236H122V238L120 237V236H118L119 235ZM126 233H127V235H128V237H125V236H127L126 235ZM137 233H139V234H137ZM217 233H218V238H215V237H217ZM221 235H220V234ZM238 233V234H237ZM246 233V234H245ZM249 233V235H250V237H249V235H247ZM53 234V235H52ZM79 234V231L77 230L76 232H75V238H76V240L77 241H79V238H80V235H78ZM111 234H113V235H111ZM123 234H124V237H123ZM153 234V235H152ZM158 234V235H157ZM170 234V235H169ZM228 234H230L229 236H228ZM245 234V235H244ZM26 235V234H25ZM42 235V236H41ZM48 235H52L51 237H52V239L50 238V236H49V238H48ZM129 235H131V236H129ZM132 235H134V236H132ZM139 237H138V236ZM145 235H147V237H149L150 238V242H149V238H147L146 236H145V239L143 238ZM155 235V236H154ZM166 235V237L164 238V236ZM180 235H182V236H180ZM188 235V237H186ZM189 235H193L192 237L191 236H189ZM215 237H214V236ZM221 237H220V236ZM222 235H223V237H222ZM227 235V236H226ZM240 235V236H239ZM248 237H247V236ZM255 235V236H254ZM257 235V236H256ZM112 236H114V240L116 239V238H118V239H116L117 241H116V243H118V245L116 246L115 244L116 243H114L115 241H110V240H113V237ZM117 236V237H116ZM153 236V237H152ZM160 236V237H159ZM226 236V237H225ZM244 236V237H243ZM260 236H262V240L260 241ZM6 237V238H5ZM42 237V238H41ZM55 237V238H54ZM110 237V239H108ZM131 239H130V238ZM133 237H134V239H136V238H138V239H136V241L138 240V241H140V240H142V239H144L143 240V247L141 246L142 245V243L141 242H136V241H134V239H133ZM141 237V238H140ZM158 237L160 238V239H158ZM163 237V238H162ZM237 237H238V240H237ZM241 237H243V238H241ZM247 238V240H246V238ZM251 237H252V239H251ZM256 237V240L254 239ZM3 238V239H2ZM8 238V239H7ZM46 238V239H45ZM63 238H64V240H63ZM112 238V239H111ZM126 238H128V239H126ZM152 238V239H151ZM153 238H156V239H154L153 240ZM166 238H167V242H166ZM172 238V239H171ZM178 238H180L179 240L180 241H178ZM181 238H182V242H183V239H184V242H183V244H180L181 243ZM212 238L214 239V240H212ZM221 238V239H220ZM236 238V239H235ZM239 238H241V240L239 239ZM10 239V240H9ZM37 239H39V240H37ZM49 239V240H48ZM119 239H121L120 241H122V242H119ZM127 241H126V240ZM148 239V240H147ZM169 239V240H168ZM170 239H171V241H170ZM174 239V240H173ZM191 239H192V241H191ZM232 239H233V241L236 243V244H234L233 243V245L231 246V244H232ZM248 239H249V241H248ZM251 239V240H250ZM255 240L254 241V244H253V242H252V240ZM257 239H259V240H257ZM6 240V241H5ZM40 240H43V241H40ZM45 240H47L48 241V243H47V241H45ZM109 240V241H108ZM124 240V241H123ZM130 240H133L134 241V243H133V241H130ZM153 240V241H152ZM162 240H164L165 242H163ZM177 240V241H176ZM187 240V243L185 242ZM204 240V241H203ZM210 240V241H209ZM231 240V241H230ZM247 242H246V241ZM10 241H11V243H10ZM51 241V242H50ZM64 241V242H63ZM106 241L108 242V243H106ZM146 241H147V243H146ZM160 241H161V243H160ZM175 241V242H174ZM199 241V242H198ZM201 241V242H200ZM207 241V242H206ZM212 241V242H211ZM241 242V243H239V242ZM259 242V244H257L258 242ZM4 242V243H3ZM54 242V243H53ZM110 242H111V244H110ZM114 244H113V243ZM155 242V243H154ZM163 242V243H162ZM177 242V243H176ZM215 242H217V243H215ZM231 242V243H230ZM244 242V243H243ZM257 242V243H256ZM3 243V244H2ZM10 243V244H9ZM19 243V244H18ZM50 243H52V244H50ZM65 243V244H64ZM106 243V244H105ZM121 243V244H120ZM124 243V244H123ZM131 243H132V247H133V249H132V247H131ZM137 243V244H136ZM166 243H167V245H166ZM168 243H170V244H168ZM176 243V244H175ZM186 243V244H185ZM194 243H196V245H194ZM200 243H201V245H200ZM225 243V244H224ZM237 243L239 244L238 246H235V245H237ZM243 243V244H242ZM246 243V244H245ZM248 243V244H247ZM256 243V244H255ZM14 244V245H13ZM49 244V246H47ZM54 244V245H53ZM67 244V245H66ZM107 244H108V246H110L111 248H114L115 247V250H113V249H111L110 247H108V248H110V250L111 251H113V253L111 252L110 253V250H108L107 249ZM129 244V245H128ZM134 244H136V245H134ZM139 244V245H138ZM141 244V245H140ZM145 244H147L148 245V247H147V245H145ZM165 244V245H164ZM171 244L174 246L173 248H172V246H171ZM178 245V246H175V245ZM198 244V245H197ZM206 244V245H205ZM214 244V245H213ZM224 246H223V245ZM227 244H228V246H227ZM241 244H242V246H241ZM250 244H253V246L252 245H250ZM261 244V246H259ZM78 245V246H77ZM119 245H120V247H119ZM152 245H154V246H152ZM156 245V246H155ZM182 245V247H180ZM188 245V246H187ZM191 245V246H190ZM205 245V246H204ZM216 245V246H215ZM220 245H221V247H220ZM227 247H226V246ZM245 245V246H244ZM247 245V246H246ZM250 245V246H249ZM255 245V246H254ZM257 245V246H256ZM4 246V247H3ZM7 246H9V247H7ZM11 246V247H10ZM13 246H15V247H13ZM18 246V247H17ZM40 246V247H39ZM47 246V247H46ZM64 246V247H63ZM113 246V247H112ZM125 246V247H124ZM138 246H141L142 247V249L139 247V249H138ZM152 246V247H151ZM158 246V247H157ZM159 246H160V248H159ZM167 246V248H163V247H166ZM170 246H171V248H170ZM201 246V247H200ZM207 246H208V249H207ZM213 246H215V247H213ZM218 246L221 248H218ZM231 246V247H230ZM234 246V247H233ZM19 247H20V249H19ZM51 247V248H50ZM131 247V248H130ZM151 249H150V248ZM154 247V248H153ZM198 247V248H197ZM203 247H205V249L203 248ZM211 247H213V248H215V250L214 249H212ZM224 247V248H223ZM239 247H240V251H239ZM247 249H246V248ZM251 247V248H250ZM256 247V248H255ZM49 248V249H48ZM66 248V249H65ZM68 248V249H67ZM77 248H78V250H77ZM103 248V249H102ZM121 248H123V249H121ZM127 248V249H126ZM148 248H149V251H148ZM161 248H162V250H161ZM175 248V249H174ZM179 248H181V249H179ZM184 248V250H182ZM186 248L188 249V250H186ZM201 248V249H200ZM216 248H218L217 250H216ZM222 248L224 249V250H222ZM226 248V249H225ZM231 248H232V250L233 251H231ZM235 249V251H234V249ZM247 250V251H245V249ZM254 248V249H253ZM262 248V249H261ZM13 249V250H12ZM42 249H44V250H42ZM85 249H87V250H85ZM118 249H121V250H119L120 251V253H118L119 251H118ZM133 251H132V250ZM147 249V253L146 252H144L145 250ZM153 249V250H152ZM168 249H170L169 250V252H168ZM173 249V250H172ZM178 249V250H177ZM242 249H244V250H242ZM255 249H257V251L255 250ZM16 250H19V251H16ZM22 250V251H21ZM45 250H47V251H45ZM52 250V251H51ZM55 252H54V251ZM65 250H67V251H65ZM70 250V251H69ZM99 250V251H98ZM158 252H157V251ZM165 252H164V251ZM171 250L173 251V252H175V253H173V252H171ZM177 250V251H176ZM201 252H200V251ZM205 252H204V251ZM212 250V251H211ZM222 250V251H221ZM229 250V251H228ZM249 250V251H248ZM251 250V251H250ZM253 250V251H252ZM261 250V251H260ZM9 251V252H8ZM11 251V252H10ZM13 251H15L18 255H16V253H14ZM34 251H36V252H34ZM50 251V252H49ZM62 251H63V253H64V255H66L65 257H64V255H63V253H62ZM107 251V252H106ZM108 251H109V253H108ZM116 253H115V252ZM134 251H136V253H137V255H136V253H134ZM143 251V252H142ZM155 251V252H154ZM160 251H162V252H160ZM166 251H167V253H166ZM209 251H211L214 255H212V254H210L209 253ZM218 253V251L220 252L219 254H220V256H219V254L218 255H215V254H217L216 252ZM225 251V252H224ZM259 251V252H258ZM61 252V253H60ZM66 252V253H65ZM84 252H88V253H90L91 254V257H90V254H88L87 256H88V258L84 255ZM104 252V253H103ZM106 252V253H105ZM126 252V253H125ZM134 253V256H133V253ZM164 252V253H163ZM182 252H183V254H182ZM199 254H198V253ZM206 252H208V253H206ZM230 252V253H229ZM240 252V253H239ZM253 252V253H252ZM20 253V254H19ZM22 253V254H21ZM26 253V254H25ZM41 253V254H40ZM47 253V254H46ZM48 253L50 254V255H52V256H50V255H48ZM72 253V255H70ZM76 253V254H75ZM143 253V254H142ZM151 253V254H150ZM155 253V254H154ZM160 253V254H159ZM171 253H172V255H174L175 256V258H177V257H179V258H177V260L174 258V256H172L171 255ZM187 255H186V254ZM223 253V255L225 256V258H226V260H225V258H223L222 256H221V254ZM227 253H228V255L230 256H228L227 255ZM235 253H236V255H235ZM237 253H239V255H237ZM263 253V254H262ZM13 254V255H12ZM24 254V255H23ZM54 254V255H53ZM83 254V255H82ZM106 254V255H105ZM108 254V255H107ZM110 254L112 255V257L110 256ZM120 254H121V256H120ZM140 254V255H139ZM149 254V255H153L152 257H150L149 255H148V258L150 259H148V258H146V256ZM166 254V255H165ZM169 254V255H168ZM176 254V255H175ZM180 255V256H178V255ZM182 254V255H181ZM198 255V257H197V255ZM208 254V255H207ZM249 254V255H248ZM39 255V256H38ZM45 255V256H44ZM63 257H62V256ZM73 255L75 256V257H73ZM78 255V256H77ZM143 255V256H142ZM160 255H163V256H160ZM172 256V258H170L171 256ZM186 255V256H185ZM189 255V256H188ZM204 255V256H203ZM211 255V256H210ZM240 255H242V256H240ZM262 255V256H261ZM14 256H16V257H14ZM37 256V257H36ZM53 257L52 259H54V260H52L50 257ZM58 256H61V257H58ZM105 256H107V257H105ZM114 256V257H113ZM137 256H138V258H137ZM140 256V257H139ZM142 256V257H141ZM157 256V257H156ZM166 256V257H165ZM170 256V257H169ZM200 256H201V258H200ZM203 256V257H202ZM212 256H213V258H212ZM216 256V257H215ZM217 256H219V257H217ZM228 256V257H227ZM39 257H40V259H39ZM48 257V258H47ZM56 257H58V258H56ZM131 257V258H130ZM156 257V258H155ZM168 257V259H166ZM182 257V258H181ZM185 257H187V258H185ZM189 257H190V259H189ZM192 257V258H191ZM207 257V258H206ZM214 257H215V262L213 261L214 260ZM221 257L223 258V260L221 259ZM232 257H233V259H232ZM234 257H235V259H234ZM258 257H259V259H258ZM7 257H5V259H6ZM8 258H7V261L4 259V261L6 262V264H9V260H8ZM15 258V259H14ZM17 258V259H16ZM19 258V259H18ZM32 258H33V260H32ZM49 258H50V260H49ZM66 259V260H63V259ZM72 258H74V259H72ZM78 258V259H77ZM81 258V259H80ZM84 258H87L88 259V261H87V259L85 260ZM106 260V262H103V261H105L104 259ZM113 258V260H111L110 261V259H112ZM118 258H120V259H118ZM124 258V259H123ZM136 258H137V260H136ZM140 258V259H139ZM170 258V259H169ZM185 258V260H183ZM204 258V259H203ZM206 258V259H205ZM209 258H210V260H209ZM212 258V259H211ZM217 258V259H216ZM229 258V259H228ZM262 258V259H261ZM31 259V260H30ZM45 259V260H44ZM56 259H58V262H57V260ZM62 259V260H61ZM115 259V260H114ZM161 259H164V260H162L161 261ZM172 259H174V261L172 260ZM186 259H187V263H185V261H186ZM195 259H198V260H196V262L194 261ZM230 259H231V261H230ZM251 259V260H250ZM29 260V262H26V261H28ZM102 260V261H101ZM124 260V261H123ZM148 260V261H147ZM183 261V262H181V261ZM192 260V261H191ZM200 260V261H199ZM203 260V261H202ZM208 260V261H207ZM221 260V261H220ZM227 260H228V262H227ZM253 260V261H252ZM256 260V261H255ZM32 261V262H31ZM46 261V262H45ZM49 261H51L50 263H49ZM55 261V262H54ZM61 261V262H60ZM71 261V262H70ZM75 261H77V262H75ZM81 261V262H80ZM97 261V262H96ZM118 261V262H117ZM134 261H137V262H134ZM146 261V262H145ZM169 261V262H168ZM170 261H172V262H174V263H170ZM177 261V262H176ZM178 261H180L179 263H178ZM207 261V262H206ZM219 261V262H218ZM229 261H230V263H229ZM31 262V263H30ZM73 262H75V263H73ZM113 262V263H112ZM121 262V263H120ZM123 262H125V263H123ZM127 262V263H126ZM134 262V263H133ZM145 262V263H144ZM209 262V263H208ZM218 262V263H217ZM221 262V263H220ZM251 262V263H250ZM253 262V263H252ZM38 263V264H39ZM141 263H139V264H141ZM210 263V264H211ZM3 264H5V263H3Z\"/></svg>",
	"mask_w": 264,
	"mask_h": 264
},
{
	"label": "snow or ice",
	"instance_id": "6c2138e0",
	"mask_svg": "<svg viewBox=\"0 0 264 264\" xmlns=\"http://www.w3.org/2000/svg\"><path fill=\"white\" fill-rule=\"evenodd\" d=\"M17 7L16 0H0V17L15 15ZM23 38L21 37V39ZM145 55L148 56L149 53L146 51ZM43 59V56L39 57V61ZM39 61H34V64L41 69L39 85L42 91L37 90L35 70L28 77V83L22 80L18 83L17 80H13L11 69H9L8 84L11 87L7 90L9 94L8 107L16 116V123L20 125L19 136L28 133L34 135L38 142L43 143L48 140L50 145L61 150V154L55 157L56 160L61 161L57 179H63L66 185L74 187L76 191V195L73 197L76 203L69 207L68 201L62 195L57 194L53 187L50 192L51 207L47 213L49 233L54 228L62 226L65 242L70 243L73 250L77 243L80 245V251L84 250L85 244L91 249L101 223L94 219L93 213L89 212L85 215L81 211L84 206L82 196L93 195L85 175V164L87 168L99 169L105 176L110 177L113 191L117 195L105 204L106 215L109 218L114 217L117 221L127 218L129 207H136L137 194L143 191L147 196L148 192L142 189L140 177L135 172L130 173L124 168L122 160L119 165L121 169L119 179L112 175V169L107 166L108 155H112V165L115 166L117 153L120 152V144L116 142L117 137L112 121L116 119L117 126L121 128V142L124 138L125 122L120 119L118 114H114L107 108L106 102L100 103L98 97H92L90 94L81 96L79 85H77V90L73 91L71 87L72 73L67 66L62 73L64 79L60 81L61 87L58 90V95L54 96L50 84L45 79L46 69ZM164 63L165 55L162 52L161 64ZM0 72H2V67H0ZM169 72L171 73L170 63ZM4 95V79L0 75V105H3ZM89 102H91V106H89ZM37 107H39V111H37ZM49 109H59V113L52 111L49 114ZM90 112L91 117L89 116ZM0 114H2V109H0ZM29 116L31 117V127L26 128L25 124ZM7 131L11 133L12 126H9ZM4 132V125L0 120V144L3 143ZM260 135L264 137V127L261 128ZM81 147H83V152H81ZM54 167L56 166L54 165ZM124 176H127V184L121 183ZM129 189L131 195H129ZM121 199L124 202L123 209L120 207ZM89 207H94V205L89 204ZM141 211H143L142 208ZM103 227L105 231L99 233L102 240L109 235V225L105 223ZM169 229L175 238L176 231L172 229L171 225H169ZM77 230L80 235L79 241L75 238ZM9 235L13 240L19 241L22 250H27L29 254L37 247V245H33L32 240L39 235V230L34 231L31 237H20L14 232H10ZM84 255L87 256L88 252H84ZM14 264H24L23 258L21 257Z\"/></svg>",
	"mask_w": 264,
	"mask_h": 264
},
{
	"label": "bare ground",
	"instance_id": "6f19581e",
	"mask_svg": "<svg viewBox=\"0 0 264 264\" xmlns=\"http://www.w3.org/2000/svg\"><path fill=\"white\" fill-rule=\"evenodd\" d=\"M34 1H35V0H33V2H34ZM49 1H50V0H49ZM71 1H73V0H71ZM74 1H75V0H74ZM79 1H80V0H79ZM85 1H86V0H85ZM97 1H98V0H97ZM100 1H101V0H100ZM100 1H99V2H100ZM104 1H106V0H104ZM145 1H146V0H145ZM159 1H160V0H159ZM162 1H163V0H162ZM164 1H165V0H164ZM170 1L172 2V0H170ZM170 1L167 0V3L170 2ZM174 1H176V0H174ZM194 1H195V0H194ZM198 1H199V0H198ZM202 1H203V0H202ZM209 1H210V0H209ZM219 1H221V0H219ZM222 1H223V0H222ZM225 1H226V0H225ZM236 1H237V0H236ZM248 1H249V0H248ZM250 1L253 2L252 0H250ZM254 1H255V0H254ZM257 1H258V0H257ZM35 2H36V1H35ZM40 2H41V1H40ZM45 2H46V1H44V3H45ZM93 2H94V1H93ZM107 2H108V1H107ZM124 2H125V1H124ZM124 2H123V3H124ZM127 2H128V1H126V3H127ZM136 2H137V1H136ZM188 2H189V0H188ZM195 2H196V1H195ZM203 2H204V1H203ZM214 2H216V1H214ZM214 2H213V0H212V3H214ZM232 2H234V3H233V4L231 3V5L234 6V4H235L236 2H235V1H232ZM238 2H239V1H238ZM240 2H241V1H240ZM36 3H37V2H36ZM41 3H42V2H41ZM50 3H51V2H50ZM61 3H63V2H61ZM73 3H74V2H73ZM82 3H83V2H82ZM82 3H81V4H82ZM86 3H87V2H86ZM95 3H96V2H95ZM114 3H115V2H114ZM173 3H176V2H173ZM192 3H193V2H192ZM192 3H191V4H192ZM199 3H201V2H199ZM199 3L197 2V4H199ZM205 3H207V1L204 2V4H205ZM208 3H209V2H208ZM216 3H217V2H216ZM218 3H219V2H218ZM222 3H223V2H222ZM222 3H221V4H222ZM255 3H256V2H255ZM257 3H258V2H257ZM262 3H263V2H262ZM24 4H25V3H24ZM42 4H43V3H42ZM46 4H48V3H46ZM46 4H44V5H46ZM55 4H56V2H55ZM59 4H60V1H59ZM64 4H65V2H64ZM77 4H78V3H77ZM106 4H108V3H106ZM130 4H133V3H130ZM144 4H147V3H144ZM154 4H155V3H154ZM165 4H166V3H165ZM170 4H171V3H170ZM178 4H179V3H178ZM191 4H188V6L191 5ZM193 4H194V3H193ZM195 4H196V3H195ZM197 4H196V5H197ZM201 4L204 5L203 3H201ZM209 4H210V3H209ZM239 4H240V3H239ZM259 4H261V3H259ZM259 4H257V5H259ZM33 5H35V4H33ZM52 5H53V4H52ZM56 5H58V4H56ZM62 5H63V4H62ZM91 5H92V3H91ZM95 5H96V4H95ZM98 5H100V4H98ZM113 5L115 6V4H113ZM148 5H149V3H148ZM148 5H146V6H148ZM152 5H153V4H152ZM166 5H167V4H166ZM166 5H165V6H166ZM168 5H169V3H168ZM174 5H175V4H174ZM202 5H200V6H202ZM212 5H213V4H210L209 7L212 6ZM216 5H217V6H216ZM216 5H213V7L216 6V8H217L219 4H216ZM226 5H228V4L226 3ZM226 5H225V7H226ZM231 5H229V6L232 8ZM236 5H237V4H236ZM240 5H242V4H240ZM240 5H239V6H240ZM244 5H245V4H244ZM244 5H243V7H244ZM248 5H249V3H248ZM49 6H50V5H49ZM71 6H72V5H71ZM76 6H77V5H76ZM86 6H87V5H86ZM100 6H102V4H101ZM103 6H104V5H103ZM106 6H107V5H106ZM114 6H113V7H114ZM120 6H121V5H120ZM128 6H129V5H128ZM132 6H133V5H132ZM137 6H138V5H137ZM137 6H136V9L139 7V6H138V7H137ZM175 6H176V5H175ZM188 6H187V10H188V11H189V10L192 11L191 9L188 8ZM194 6H195V5H194ZM200 6H199V8H200ZM222 6H223V5H222ZM18 7H19V6H18ZM38 7H39V6H38ZM45 7H46V6H45ZM47 7H48V6H47ZM74 7H75V6H74ZM74 7H72V8H74ZM91 7H92V6H91ZM97 7H99V6H96V9H97ZM110 7H112V6H110ZM123 7H125V6H123ZM126 7H127V6H126ZM143 7H144V6H142V10H143V12H144ZM152 7H153V6H152ZM160 7H162V6H160ZM183 7H184V6H183ZM197 7H198V6H197ZM203 7H204V6H203ZM205 7H206V6H205ZM209 7H207L206 9L201 7V8H202V12H203L204 9H205L206 11H207V10H210L211 7H210V8H209ZM220 7H221V6H220ZM225 7H224V8L221 7V8H222V9H225V11L228 10V9H226ZM227 7H228V6H227ZM230 7H228V8L231 9ZM234 7L236 8V6H234ZM234 7H233V8H234ZM249 7H252L251 4H250V6H248V7H246V5H245V8H249ZM253 7H254V4H253ZM260 7H261V6H260ZM260 7H259V8H260ZM262 7L264 8V6H262ZM43 8H44V6H43ZM55 8H56V6H55ZM69 8H70V7H69ZM99 8L101 9V7H99ZM99 8H98V9H99ZM107 8H108V6H107ZM114 8H115V7H114ZM114 8H113V9H114ZM130 8H131V6H130ZM140 8H141V7H139V9H140ZM164 8H165V7H164ZM184 8H185V7H184ZM199 8H198V9H199ZM208 8H209V9H208ZM214 8H215V7H214ZM214 8H213V9H214ZM240 8H242V7H240ZM240 8L238 7V9H240ZM255 8H257V6H256ZM30 9H31V8H30ZM51 9H52V8H51ZM65 9H66V8H65ZM82 9H83V7H82ZM84 9H85V8H84ZM91 9H92V8H91ZM113 9H111V11H113ZM128 9H129V8H127V10H128ZM136 9H134V10H136ZM139 9H138V10H139ZM167 9H168V7H167ZM169 9H170V8H169ZM171 9H174V7L171 8ZM177 9H178V8H177ZM185 9H186V8H185ZM211 9H212V8H211ZM213 9H212V11H213ZM218 9H219V8H218ZM242 9H243V8H242ZM33 10H34V9H33ZM35 10H36V9H35ZM56 10H57V9H56ZM63 10H64V9H63ZM72 10H73V9H72ZM72 10H71V11H72ZM94 10H95V9H94ZM94 10H92V11H94ZM102 10H103V8H102ZM129 10H131V9H129ZM155 10H156V9H155ZM160 10H161V12H162V8H161ZM194 10H195V9H194ZM196 10H197V9H196ZM199 10H200V9H199ZM214 10H215V9H214ZM231 10H232V9H231ZM231 10H229V11H231ZM240 10H241V9H240ZM246 10H248V9H246ZM252 10H253V12H254V8H253ZM252 10H251V11H252ZM256 10H257V9H256ZM47 11H49V10H47ZM79 11H81V10H79ZM82 11L84 12V10H82ZM99 11H100V10H99ZM165 11H166V10H165ZM172 11H173V10H172ZM210 11H211V10H210ZM215 11H216V10H215ZM215 11H213V12H215ZM221 11H222V10H221ZM221 11H220V12H221ZM223 11H224V10H223ZM237 11H238V10H237ZM259 11H262V10H259ZM263 11H264V10H263ZM20 12H21V11H20ZM20 12H19V13H20ZM41 12H42V11H41ZM59 12H61V10H60ZM76 12H77V11H76ZM102 12H103V11H102ZM121 12H122V11H121ZM130 12H131V11H130ZM130 12H129V13H130ZM132 12H134V11H132ZM143 12H142V13H143ZM173 12H174V11H173ZM196 12L198 13V10H197ZM199 12H200V11H199ZM204 12H205V11H204ZM204 12H203V13H198V15H200V14L205 15ZM207 12L209 13V11H207ZM207 12H206V13H207ZM213 12H212V13H213ZM217 12H219V11L217 10ZM217 12H216V13H217ZM220 12H219V13H220ZM232 12H233V10H232ZM232 12H231V14H230V12H228V13H229V16H230V15H233ZM247 12H249V11H247ZM19 13L16 12V14H19ZM32 13H33V12H32ZM39 13H40V12H39ZM68 13H69V12H68ZM81 13H82V12H81ZM84 13H85V12H84ZM84 13H82V14H84ZM87 13H88V10H87ZM104 13H105V12H104ZM127 13H128V11H127ZM140 13H141V12H140ZM151 13H152V12H151ZM190 13H191V12H190ZM192 13H193V11H192ZM208 13H207V14H208ZM212 13H211V15H212ZM219 13H217V14H219ZM233 13H234V12H233ZM33 14H34V13H33ZM55 14H56V13H55ZM61 14H62V13H61ZM66 14H67V13H66ZM77 14H79V12H78ZM82 14H80V15H82ZM85 14H86V13H85ZM88 14H89V13H88ZM92 14H93V13H92ZM96 14H97V13H95V15H96ZM99 14H100V12H99ZM119 14H120V13H119ZM136 14H137V13H136ZM152 14H153V13H152ZM187 14H188V12H187ZM193 14H194V16H195V14H196L195 11H194ZM209 14H210V13H209ZM209 14L206 15V17H208ZM214 14H215V13H214ZM223 14H226V13L223 12ZM223 14H222V12H221V16H222ZM244 14L246 15V13H244ZM250 14H252V13H250ZM250 14H249V16H250ZM59 15H60V14H59ZM74 15H75V14H74ZM95 15L93 14V16H95ZM109 15H110V14H109ZM112 15H113V12H112ZM128 15H130V14H128ZM144 15H145V14H144ZM148 15H149V14H148ZM148 15H147V17H148ZM158 15H159V14H158ZM189 15H190V14H189ZM189 15H187V17H188ZM198 15L196 14L195 17H199ZM219 15H220V14H219ZM219 15H218V16H219ZM234 15H235V14H234ZM234 15H233V16H234ZM237 15L239 16L238 13H237ZM237 15H236V16H237ZM247 15H248V14H247ZM257 15H259V13H258ZM17 16H18V15H17ZM31 16H32V15H31ZM47 16H48V15H47ZM57 16H58V15H57ZM61 16H62V18H64L65 14H64V16H63V15H61ZM84 16H86V15H84ZM84 16H82V17H84ZM88 16L90 17V14H89ZM105 16H106V17H104V18H106V20H105V19H104V20H105L106 23H107V20H108V19H107V14H106ZM130 16H131V15H130ZM130 16H129V18H130ZM132 16H133V15H132ZM134 16H137V15H134ZM140 16H141V15H140ZM150 16H151V15H150ZM194 16L192 15V17H194ZM212 16H214V15H212ZM212 16H211V17H212ZM227 16H228V15H227ZM227 16H226V17H227ZM251 16H252V15H251ZM254 16H255V15H254ZM254 16H253V17H254ZM260 16H261V15H260ZM5 17H7V16H5ZM8 17H9V16H8ZM50 17H51V16H50ZM69 17H70V16H69ZM74 17H75V16H74ZM102 17H103V16H102ZM110 17H111V16H110ZM113 17H114V16H113ZM113 17H112V18H113ZM115 17H116V15H115ZM117 17H118V16H117ZM123 17H124V16H123ZM138 17H139V16H138ZM138 17H137V19H138ZM144 17H145V16H144ZM185 17H186V16H185ZM187 17H186V18H187ZM195 17H194V18H195ZM202 17H203V16H202ZM209 17H210V16H209ZM209 17H208V18H209ZM239 17H241V16H239ZM242 17H243V16H242ZM0 18H1V17H0ZM2 18H4V17H2ZM38 18H39V17H38ZM56 18H57V17H56ZM65 18H66V16H65ZM120 18H122V17H120ZM124 18H125V17H124ZM152 18H153V16H152ZM163 18H164V17H163ZM189 18H191V16H190ZM214 18H215V17H214ZM214 18H213V19H214ZM219 18H222V17H219ZM219 18H218V19H219ZM223 18H225V16H224ZM258 18H260V17H258ZM258 18H257V19H258ZM4 19H5V18H4ZM58 19H59V18H58ZM60 19H61V17H60ZM60 19H59V20H60ZM76 19H77V18H76ZM76 19H75V20H76ZM78 19H79V18H78ZM82 19H83V18H82ZM86 19L88 20V18H86ZM90 19H92V18H90ZM93 19H94V18H93ZM98 19H101V16H100V18H98ZM126 19H127V18H126ZM126 19H125V20H126ZM130 19H131V18H130ZM134 19H136V18H134ZM153 19H154V18H153ZM167 19H169V18H167ZM184 19H185V18H184ZM196 19H197V18H196ZM196 19H193V20L196 21ZM204 19H205V17H204ZM204 19H203V20H204ZM218 19H217V20H218ZM225 19H227V18H225ZM225 19H224V21H225ZM234 19H237V17H235ZM250 19H252V18H250ZM17 20H18V19H17ZM45 20H46V19H45ZM47 20H48V19H47ZM49 20H50V19H49ZM49 20H48V21H49ZM59 20H58V21H59ZM64 20H65V19H64ZM94 20H96V18H95ZM101 20H102V19H101ZM113 20H114V19H113ZM121 20H122V19H121ZM132 20H133V19H132ZM140 20H141V19H140ZM140 20H139V23H140ZM164 20H165V19H164ZM191 20H192V19H191ZM199 20H200V19H199ZM201 20H202V19H201ZM206 20H207V19H206ZM210 20H212V19L210 18ZM210 20H207V21H210ZM217 20H216V21H217ZM219 20H220V19H219ZM238 20H239V18H238ZM248 20H249V19H248ZM262 20H263V19H262ZM262 20H261V22H262ZM2 21H3V20H2ZM6 21H7V20H6ZM9 21H10V20H9ZM53 21H54V20H53ZM83 21H84V20H83ZM143 21H144V20H143ZM145 21H146V20H145ZM148 21H150V19H149ZM173 21H175V20H173ZM176 21H177V20H176ZM186 21L188 22V20H186ZM197 21H198V20H197ZM207 21H204V22L207 23ZM212 21H213V20H212ZM212 21L210 22V24L212 23ZM216 21H214V22H216ZM222 21H223V20H222ZM231 21H232V20H231ZM234 21H235V20H234ZM250 21H251V20H250ZM37 22H38V21H37ZM37 22H36V23H37ZM59 22H60V21H59ZM61 22H62V21H61ZM78 22H79V21H78ZM84 22H85V21H84ZM86 22H87V21H86ZM94 22H95V21H94ZM96 22H97V21H96ZM110 22H111V21H110ZM110 22H109V23H110ZM153 22H154V20H153ZM199 22H200V21H199ZM201 22H202V21H201ZM226 22H227V21H226ZM247 22H248V21H247ZM252 22H253V21H252ZM259 22H260V20H259ZM0 23H1V22H0ZM47 23H48V22H47ZM47 23H46V24H47ZM57 23H58V22H57ZM65 23H66V21H65ZM79 23H80V22H79ZM81 23H82V21H81ZM109 23H108V24H109ZM119 23H120V22H119ZM127 23H128V22H127ZM127 23H126V24H127ZM139 23H138V24H139ZM141 23H142V22H141ZM144 23H145V22H144ZM149 23H151V22H149ZM173 23H175V22H173ZM176 23H177V22H176ZM176 23H175V24H176ZM228 23H230V22H228ZM238 23H239V21H238ZM256 23H257V20H256ZM6 24H7V23H6ZM13 24H15V23H12V25H13ZM18 24H20V22H19ZM18 24H17V26H18ZM33 24H34V21H33ZM39 24H40V23H39ZM87 24H88V22H87ZM93 24H95V23H93ZM102 24H103V22H102ZM108 24H105V23H104L103 25H104V26H106V25L108 26ZM130 24H132V23H130ZM142 24H143V23H142ZM151 24L153 25V23H151ZM169 24H170V23H169ZM177 24H178V23H177ZM177 24H176V25H177ZM182 24H183V23H182ZM194 24H195V23H194ZM202 24H203V23H202ZM214 24H215V23H214ZM239 24H240V23H239ZM244 24H245V22H244ZM259 24H260V23H259ZM259 24H258V25H259ZM263 24H264V22H263ZM263 24H262V25H263ZM29 25H30V24H29ZM49 25H51V24H49ZM79 25H80V24H79ZM103 25H102V27H103ZM116 25H118V24H116ZM116 25H115V26H116ZM120 25H122V24L120 23ZM132 25H133V24H132ZM146 25H147V24H146ZM154 25H155V24H154ZM156 25H157V24H156ZM179 25H180V23H179ZM179 25H178V26H179ZM186 25H187V24L185 23V26H186ZM191 25H192V24H191ZM217 25L219 26V24H217ZM220 25H222V24L220 23ZM246 25H247V24H246ZM246 25H245V26H246ZM250 25H251V24H250ZM260 25H261V24H260ZM17 26H16L15 28H17ZM20 26H21V25H20ZM24 26H26V25H24ZM31 26H32V24H31ZM51 26H52V25H51ZM53 26H54V24H53ZM59 26H60V25H59ZM68 26H69V25H68ZM84 26H85V25H84ZM88 26H90V25L88 24ZM112 26H113V25H112ZM134 26H136V25H134ZM137 26H138V25H137ZM137 26H136V30L138 29ZM148 26H149V25H148ZM170 26H171V24H170ZM174 26H175V25H174ZM178 26H177V27H178ZM185 26L183 25L184 28H186ZM215 26H216V25H215ZM222 26H223V25H222ZM222 26H221V27H222ZM1 27H2V26H1ZM22 27H23V26H22ZM33 27L35 28V26H33ZM33 27H32V29H34ZM48 27H49V26H48ZM55 27H56V25H55ZM71 27H72V26H71ZM79 27H80V26H79ZM81 27H82V26H81ZM93 27H94V26H93ZM96 27H97V26H96ZM122 27H123V26H122ZM124 27H125V26H124ZM158 27H159V26H158ZM158 27H157V28H158ZM181 27H182V26H181ZM183 27H182V28H183ZM192 27H194V26H192ZM195 27H196V26H195ZM212 27H214V26H212ZM221 27H220V28H221ZM223 27H225V25H224ZM229 27H231V26H229ZM233 27H234V26H233ZM239 27L241 28V27H242V24H241V26L239 25ZM247 27H248V25H247ZM247 27H245L246 30H247ZM252 27H253V25H252ZM261 27H262V26H261ZM2 28H3V27H2ZM4 28H5V27H4ZM4 28H3V29H4ZM15 28H13V30H15ZM18 28L21 29V27H18ZM25 28H28V27H25ZM25 28H24V29H25ZM53 28H54V27H53ZM56 28H58V27H56ZM82 28H83V27H82ZM90 28H91V27H90ZM99 28H100V26H99ZM106 28H107V27H106ZM106 28H104V29L107 30ZM109 28H110V25H109ZM117 28H118V27H116L115 29H117ZM127 28H128V26H127ZM130 28H131V27H129L128 29H130ZM184 28H183V29H184ZM187 28H188V27H187ZM187 28H186V29H187ZM214 28H215V27H214ZM220 28H218V27L216 26V29H217V30L220 29ZM235 28H236V26H235ZM263 28H264V27H263ZM20 29H19V30H20ZM24 29H23V32H24ZM28 29H29V31H30L31 27L28 28ZM39 29H40V28H39ZM41 29H42V28H41ZM41 29H40V30H41ZM43 29H44V28H43ZM64 29H66V28H64ZM95 29H96V28H95ZM101 29H102V28H101ZM113 29H114V27H113ZM123 29H124V28H123ZM132 29H133V28H132ZM149 29H150V27H149ZM158 29H160V28H158ZM180 29H181V28H180ZM197 29H198V28H197ZM197 29H196L195 31H197ZM205 29L208 30V28H205ZM205 29H204V30H205ZM227 29H228V27H227ZM255 29H256V28H255ZM16 30H17V29H16ZM49 30H50V29H49ZM51 30H53V29H51ZM83 30H86V29H83ZM88 30H89V29H88ZM98 30H99V29H98ZM102 30H103V29H102ZM108 30H109V29H108ZM124 30H125V29H124ZM126 30H127V29H126ZM138 30H139V29H138ZM151 30H152V29H151ZM154 30H155V29H154ZM162 30H163V28H162ZM201 30H202V29H201ZM222 30H223V29H222ZM228 30H230V28H229ZM242 30H243V29H242ZM246 30H245V31H246ZM257 30H258V29H257ZM262 30H263V29H262ZM6 31H7V30H5V32H6ZM20 31H21V30H20ZM32 31H33V30H32ZM72 31H73L74 33L76 32V31H74L73 29H72ZM72 31H71V32H72ZM80 31L82 32V29H81ZM109 31H110V30H109ZM109 31H108V34L112 32V31H111V32H109ZM115 31H116V30H115ZM119 31H120V30H119ZM119 31H118V32H119ZM141 31H142V30H141ZM146 31H147V30H146ZM146 31H145V32H146ZM149 31H150V30H149ZM156 31H157V30H156ZM165 31H167V30H165ZM178 31H180V30H178ZM182 31H183V30H182ZM184 31H186V30H184ZM211 31H212V30H211ZM213 31H214V30H213ZM220 31H221V30H220ZM225 31H227V30H223L224 33H225ZM233 31H234V30H233ZM235 31H237V30H235ZM245 31H243V34H244ZM247 31H249V30H247ZM252 31H253V30H251V32H249V33H252ZM259 31H260V30H259ZM263 31H264V30H263ZM15 32L17 33V31H15ZM18 32H19V31H18ZM26 32H28V31L26 30ZM26 32H25V33H26ZM53 32H54V31H53ZM64 32H65V31H64ZM67 32H68V31H67ZM89 32L92 33V32H94V31H92V32L89 31ZM89 32H87V33H89ZM96 32H97V31H96ZM121 32H122V31H121ZM121 32H120V33H121ZM161 32H162V31H161ZM198 32H199V30H198ZM221 32H222V31H221ZM227 32H228V31H227ZM229 32H231V31H229ZM238 32H239V31H238ZM8 33H9V30H8ZM13 33H14V32H13ZM19 33H20V32H19ZM25 33H24V34H25ZM31 33H32V32L30 31V34H31ZM46 33H47V32H46ZM60 33H61V32H60ZM60 33H58V34L60 35ZM65 33H66V32H65ZM85 33H86V32H84V34H85ZM102 33H103V32H102ZM130 33H131V32H130ZM146 33H147V32H146ZM163 33H165V32H163ZM211 33H212V32H211ZM214 33H215V32H214ZM219 33H220V32H219ZM245 33H246V32H245ZM259 33H260V32H259ZM259 33H257V34H259ZM20 34H22V33H20ZM24 34H23V35H24ZM27 34L29 35V33H27ZM35 34H36V33H35ZM53 34H54V33H53ZM80 34H81V33H80ZM103 34H104V33H103ZM111 34H112V33H111ZM131 34H132V33H131ZM147 34H148V33H147ZM169 34H170V33H169ZM198 34H199V33H198ZM198 34H197V35H198ZM228 34L230 35V33H228ZM233 34H234V33H233ZM252 34L254 35V33H252ZM257 34H256V36H257ZM261 34H262V33H261ZM11 35H12V34H11ZM28 35H27V36H28ZM31 35H33V34H31ZM38 35H39V34H38ZM38 35H37V36H38ZM41 35H42V34H41ZM61 35H62V33H61ZM66 35H67V34H66ZM69 35H70V34H69ZM69 35H68V37H70ZM72 35H73V34H72ZM86 35H87V34H86ZM92 35H93V34H92ZM94 35H95V34H94ZM136 35H137V34H136ZM149 35H150V34H149ZM149 35H148V36H149ZM157 35H160V33L157 34ZM157 35H156V36H157ZM163 35H164V34H163ZM192 35H193V34H192ZM223 35H225V34H223ZM223 35H222V36H223ZM235 35H236V33H235ZM246 35H247V34H245L244 36H246ZM7 36H8V35H7ZM20 36H21V35H20ZM25 36H26V34H25ZM43 36H44V35H43ZM46 36H47V35H46ZM48 36H49V35H48ZM52 36H53V35H52ZM64 36H65V35H64ZM64 36H63L62 39H64ZM73 36H75V35H73ZM73 36H72V37H73ZM79 36H80V35H79ZM97 36H98V35H97ZM99 36H100V35H99ZM104 36H105V35H104ZM106 36H107V35H106ZM120 36H122V35L120 34ZM130 36H131V35H130ZM144 36H145V34H144ZM156 36H155V37H156ZM160 36H161V35H160ZM166 36H167V38L169 37L167 34H166ZM198 36H199V35H198ZM205 36H207V35H205ZM208 36H209V35H208ZM215 36H216V35H215ZM219 36H220V34H219ZM219 36H218V37H219ZM233 36H234V35H233ZM236 36H238V35H236ZM256 36H255V37H256ZM12 37H13V35H12ZM33 37H34V36H33ZM33 37H32V38H33ZM72 37L69 38V41H73V40H74V39H73V40H70V39H72ZM80 37H81V36H80ZM87 37H88V35H87ZM91 37H92V36H91ZM111 37H113V36H111ZM117 37H118V36H117ZM137 37H138V36H137ZM146 37H147V36H146ZM149 37H150V36H149ZM155 37H154V39H155ZM193 37H195V36L193 35ZM209 37H210V36H209ZM213 37H214V34L212 35V38H213ZM216 37H217V36H216ZM228 37H229V36H228ZM228 37H227V38H228ZM246 37H247V36H246ZM253 37H254V36H253ZM253 37H252L251 39H249V40H251V42H252V40L254 39ZM257 37H258V36H257ZM260 37H261V39H262V36H261V35H260ZM57 38H58V37H57ZM59 38H60V37H59ZM66 38H67V37H66ZM84 38H86L85 35H84ZM94 38H95V37H94ZM96 38H97V37H96ZM102 38H103V37H102ZM119 38H120V37H119ZM133 38H134V37H133ZM140 38H141V36H140ZM147 38H148V37H147ZM152 38H153V37H152ZM156 38H157V37H156ZM165 38H166V37H165ZM195 38H196V37H195ZM198 38H199V37H198ZM200 38H201V37H200ZM205 38H206V37H205ZM234 38H235V37H234ZM234 38H233V41H234ZM239 38H240V37H239ZM263 38H264V37H263ZM24 39H25V37H24ZM26 39H27V37H26ZM26 39H25V40H26ZM28 39H29V36H28ZM36 39H37V38H36ZM92 39H93V38H92ZM98 39H101V38H98ZM113 39H114V38H113ZM123 39H124V38H123ZM172 39H173V36H172L171 40H172ZM174 39H175V38H174ZM178 39H179V38H178ZM201 39H202V38H201ZM214 39H215V37H214ZM214 39H213V40H214ZM223 39H225V38L222 37V40H223ZM230 39H231V38H230ZM258 39H259V38H258ZM261 39H259V41H260ZM8 40H9V39H8ZM11 40H12V39H11ZM22 40H23V39H22ZM30 40H31V39H30ZM32 40H33V39H32ZM40 40H41V39H40ZM77 40H78V39H76V41H77ZM88 40H89V39H88ZM120 40H121V39H120ZM124 40H125V39H124ZM131 40H132V39H131ZM146 40H147V39H146ZM148 40H149V39H148ZM166 40L169 41V38L166 39ZM176 40H177V39H176ZM182 40H184V39H182ZM186 40H187V39H186ZM190 40H191V39H190ZM196 40H197V39H196ZM196 40H195V42H196ZM198 40H199V39H198ZM216 40H219V39H216ZM231 40H232V39H231ZM236 40H237V39H236ZM238 40H239V39H238ZM262 40H263V39H262ZM38 41H39V40H37V42H38ZM41 41H42V40H41ZM44 41H45V40H44ZM51 41H52V40H51ZM53 41H54V40H53ZM56 41H57V40H56ZM56 41H55V42H56ZM61 41H62V40H61ZM61 41H60V42H61ZM67 41H68V38H67ZM78 41H79V40H78ZM82 41H83V39H82ZM121 41H122V40H121ZM125 41H126V40H125ZM127 41H128V40H127ZM133 41H134V40H133ZM149 41H150V40H149ZM154 41H155V40H154ZM157 41H158V40H157ZM161 41H162V40H161ZM164 41H165V40H164ZM168 41H166L165 43H167ZM202 41H203V40H202ZM256 41H258V40H256ZM8 42H10V40H9ZM19 42H20V41H19ZM23 42H24V41H23ZM33 42H34V41H33ZM65 42H66V40H65ZM73 42H74V41H73ZM73 42H72V44H73ZM142 42H143V40H142ZM155 42H156V41H155ZM158 42H159V41H158ZM176 42H177V41H176ZM179 42H180V41H179ZM181 42H182V41H181ZM195 42H194V43H195ZM200 42H201V41H200ZM213 42H214V41H213ZM227 42H228V41H227ZM254 42H255V41H254ZM262 42H264V40H263ZM6 43H7V42H6ZM10 43H11V42H10ZM20 43H21V42H20ZM27 43H28V40H27ZM49 43H50V42H49ZM78 43H79V42H78ZM95 43H96V41H95ZM100 43H101V42H100ZM116 43H117V42H116ZM119 43H120V41H119ZM122 43H123V42H122ZM148 43H149V42H148ZM152 43H153V42H152ZM156 43H157V42H156ZM231 43H232V41H231ZM239 43H240V41H239ZM239 43H238V44H239ZM242 43H243V42H242ZM242 43H241V44H242ZM252 43H253V42H252ZM259 43H260V42H259ZM21 44H22V43H21ZM31 44H32V42H31ZM46 44H47V43H46ZM50 44H51V43H50ZM74 44H75V43H74ZM83 44H84V43H83ZM83 44H82V45H83ZM129 44H130V43H129ZM131 44H132V42H131ZM134 44H136V43H134ZM182 44H183V43H182ZM188 44H189V43H188ZM188 44H187V45H188ZM238 44H237V45H238ZM3 45H5V44H3ZM3 45H2V46H3ZM6 45H7V44H6ZM25 45H26V44H25ZM28 45H30V44L28 43ZM38 45L40 46V44H38ZM47 45H48V44H47ZM64 45H66V43H64ZM64 45H63V46H64ZM89 45H90V44H89ZM96 45H97V44H96ZM101 45H102V44H101ZM110 45H112V44H110ZM120 45H121V44H120ZM123 45H124V43H123ZM127 45H128V44H127ZM144 45H145V47H146V44H144ZM166 45H168V44H166ZM169 45H170V44H169ZM184 45H185V43H184ZM192 45H193V43H192ZM207 45H208V44H207ZM220 45H222V44H220ZM224 45H226V44L224 43ZM248 45H249V44H248ZM256 45H257V44H256ZM259 45H262V43L259 44ZM0 46H1V43H0ZM10 46H11V45H10ZM10 46H9V47H10ZM18 46H19V45H18ZM41 46H43V45L41 44ZM48 46H49V45H48ZM67 46H68V45H67ZM67 46H66V47H67ZM70 46H72V45H70ZM83 46H84V45H83ZM102 46H104V45H102ZM102 46H101V47H102ZM150 46H151V44H150ZM161 46H162V45H161ZM190 46H191V45H190ZM213 46H214V45H212V47H213ZM229 46H230V45H229ZM240 46H241V45H240ZM240 46H239V47H240ZM5 47H6V46H5ZM5 47H4V48H5ZM7 47H8V46H7ZM22 47H23V46H22ZM22 47H20V48H22ZM24 47H25V46H24ZM35 47L37 48V46H35ZM35 47H34V48H35ZM55 47H56V46H55ZM66 47H64V48H66ZM85 47L87 48V46H85ZM95 47H96V46H95ZM114 47H115V46H114ZM130 47H131V46H130ZM138 47H139V46H138ZM140 47H142V46H140ZM148 47H149V46H148ZM148 47H147V50H148ZM152 47H153V46H152ZM163 47H164V46H163ZM170 47H171V46H170ZM174 47H175V46H174ZM187 47H188V46H187ZM215 47H216V46H215ZM221 47H222V46H221ZM223 47H224V46H223ZM247 47H248V46H247ZM252 47H254V46H252ZM2 48H3V47H2ZM14 48H15V47H14ZM42 48H43V47H42ZM44 48H45V47H44ZM68 48H69V47H68ZM78 48H79V45H78ZM92 48H93V47H92ZM124 48H126V47L124 46ZM131 48H132V47H131ZM149 48H150V47H149ZM160 48H161V47H159L158 49L160 50ZM165 48H166V47H165ZM185 48H186V46H185ZM185 48H184V49H185ZM213 48H214V47H213ZM0 49H1V48H0ZM24 49H25V48H24ZM39 49H40V48H39ZM45 49H46V48H45ZM54 49H55V48H54ZM95 49H96V48H95ZM145 49H146V48H145ZM169 49H170V48H169ZM169 49L167 48V50H169ZM172 49L175 50L176 48H172ZM177 49H180V48H177ZM189 49H190V48H189ZM192 49H193V48H192ZM221 49L223 50V48H221ZM229 49H230V48H229ZM229 49H228V50H229ZM231 49H233V48H231ZM239 49H240V48H239ZM243 49H244V47H243ZM245 49H246V48H245ZM254 49H255V51H256V47H254ZM15 50H18V49L16 48ZM20 50H21V49H20ZM25 50H26V49H25ZM30 50H32V49L29 48L28 51H30ZM49 50H50V49H49ZM49 50H48V51H49ZM70 50H71V49H70ZM99 50H100V48H99ZM159 50H158V51H159ZM164 50H165V49H164ZM180 50H181V49H180ZM182 50H183V49H182ZM182 50H181V52H182ZM195 50H196V49H195ZM202 50H203V49H202ZM212 50H213V49H212ZM214 50H215V49H214ZM217 50H220V49H217ZM252 50H253V49H252ZM3 51H4V49H3ZM13 51H14V50H13ZM39 51H40V50H39ZM42 51H43V50H42ZM58 51H59V50H58ZM67 51H69V50H67ZM73 51H74V50H73ZM78 51H79V50H78ZM93 51H94V50H93ZM105 51H107V50H105ZM117 51H119V50H117ZM140 51H141V50H140ZM140 51H139V52H140ZM150 51H151V49H150ZM150 51H148V52H150ZM154 51L157 52V50H154ZM160 51H161V50H160ZM175 51H176V50H175ZM184 51H185V50H184ZM199 51H200V50H199ZM223 51H224V50H223ZM223 51H221V52H223ZM240 51H241V50H240ZM248 51H249V50H248ZM257 51H259V50H257ZM7 52H8V50H7ZM15 52H16V51H15ZM40 52H41V51H40ZM40 52H39V53H40ZM64 52H66V49L64 50ZM83 52H84V51H83ZM94 52H95V51H94ZM109 52H110V51H109ZM170 52H171V50H170ZM176 52H178V51H176ZM204 52H205V51H204ZM214 52H216V51H213L212 53H214ZM218 52H219V51H218ZM224 52H225V51H224ZM226 52H227V50H226ZM251 52H252V51H251ZM253 52H254V51H253ZM253 52H252V53H253ZM259 52H260V51H259ZM2 53H3V52H2ZM20 53H22V52L20 51ZM24 53H25V52H24ZM29 53H30V52H29ZM29 53H28V54H29ZM31 53H33V52H31ZM31 53H30V54H31ZM37 53H38V52H37ZM37 53L35 54V56L37 55ZM57 53H58V52H57ZM57 53H56V55H57ZM66 53H67V52H66ZM68 53H69V52H68ZM95 53H96V52H95ZM105 53H106V52H105ZM105 53H103V54L105 55ZM115 53H116V51H115ZM121 53H123V52H121ZM134 53H136V52H134ZM153 53H154V52H153ZM160 53H161V52H160ZM171 53H172V52H171ZM178 53H179V52H178ZM190 53H191V52H189V55H190ZM252 53H251V54H252ZM0 54H1V53H0ZM9 54H10V53H9ZM60 54H61V53H60ZM129 54H130V53H129ZM154 54H155V53H154ZM180 54H181V53H180ZM180 54H179V55H180ZM191 54H192V53H191ZM203 54H205V53H203ZM219 54H220V53H219ZM223 54H224V53H223ZM249 54H250V53H249ZM253 54H254V53H253ZM261 54H262V52H261ZM261 54H260L259 56H261ZM11 55H12V54H11ZM38 55H39V54H38ZM40 55H41V54H40ZM50 55H51V54H50ZM56 55H55V56H56ZM66 55H68V54H66ZM66 55H65V57H66ZM73 55H74V54H73ZM84 55H85V54H84ZM92 55H93V54H92ZM95 55H96V54H95ZM95 55H94V56H95ZM116 55H117V54H116ZM130 55H131V54H130ZM136 55H138V54H136ZM173 55H174V54H173ZM175 55H176V54H175ZM183 55H184V54H183ZM192 55H194V54H192ZM192 55H191V56H192ZM239 55H240V54H239ZM239 55H237V56H239ZM2 56H3V55H2ZM2 56H0V58H1ZM7 56H8V55H7ZM69 56H70V55H69ZM81 56H82V55H81ZM94 56H93V57H94ZM111 56H112V55H111ZM126 56H127V55H126ZM143 56H144V55H143ZM151 56H152V55H151ZM165 56H166V55H165ZM177 56H178V55H177ZM195 56H196V55H195ZM195 56H194V57H195ZM198 56H199V55H198ZM227 56H229V55H227ZM242 56H243V55H242ZM247 56H248V55H246V57H247ZM254 56H255V55H253V58H254ZM257 56H258V54H257ZM10 57H11V56H10ZM24 57H25V54H24ZM30 57L32 58V56H30ZM39 57H40V56H39ZM53 57H54V56H53ZM58 57H60V56H58ZM61 57H62V55H61ZM104 57H105V56H104ZM104 57H103V58H104ZM117 57H118V56H117ZM124 57H125V56H124ZM146 57H148V56H146ZM152 57H153V56H152ZM169 57H170V55H169ZM185 57H186V55H185ZM187 57H188V55H187ZM187 57L184 58V59H187ZM200 57H201V55H200ZM200 57H198V58H200ZM234 57H235V60L240 59L239 57H238L237 59H236V56H234ZM234 57H232V58H234ZM246 57L244 56V59H245ZM249 57H250V56H249ZM4 58H5V57H4ZM7 58H8V57H7ZM25 58H26V57H25ZM31 58H30V59H31ZM50 58H51V57H50ZM50 58H49V59H50ZM74 58H75V57H74ZM91 58H92V57H91ZM112 58H113V57H112ZM127 58H128V57H127ZM137 58H138V57H137ZM144 58H145V57H144ZM157 58H158V57H157ZM157 58H156V59H157ZM165 58H166V57H165ZM175 58H176V57H175ZM202 58H203V57H202ZM202 58H201V59H202ZM220 58H221V57H220ZM222 58H223V57H222ZM228 58L230 59L231 57H228ZM255 58H256V56H255ZM255 58H254V59H255ZM258 58L260 59V57H258ZM261 58H262V57H261ZM263 58H264V56H263ZM1 59H2V58H1ZM1 59H0V60H1ZM11 59H12V58H11ZM11 59H10V60H11ZM19 59H20V58H19ZM26 59H27V58H26ZM26 59H25L24 61H26ZM28 59H29V58H28ZM58 59H59V58H58ZM62 59H63V58H62ZM95 59H96V58H95ZM97 59H98V57H97ZM101 59H102V58H101ZM134 59H136V58H134ZM148 59H149V58H148ZM46 60H47V59H46ZM64 60H65V59H64ZM66 60H67V59H66ZM66 60H65V62H66ZM72 60H73V59H72ZM83 60H84V59H83ZM110 60H111V58H110ZM113 60H114V59H113ZM152 60H154V58H153ZM167 60H168V59H167ZM167 60H166V61H167ZM170 60H171V59H170ZM196 60H197V59H196ZM199 60H200V59H199ZM222 60H224V59H222ZM249 60H251V59L249 58ZM263 60H264V59H263ZM3 61H4V60H3ZM3 61H2V63H3ZM11 61H12V60H11ZM37 61H38V60H37ZM90 61H91V60H90ZM90 61H89V62H90ZM117 61H118V60H117ZM126 61H127V60H126ZM168 61H169V60H168ZM173 61H174V60H173ZM175 61H176V60H175ZM185 61H186V60H185ZM200 61H201V60H200ZM207 61H209V60H207ZM219 61H220V60H219ZM244 61H245V60H244ZM251 61H252V62H253V61L255 62V60H251ZM256 61H257V59H256ZM260 61H262V59H260ZM17 62H19V61H17ZM26 62H27V61H26ZM31 62H32V61H31ZM39 62H40V61H39ZM45 62H46V61H45ZM52 62H53V61H52ZM62 62H64V61H62ZM71 62H72V61H71ZM96 62H97V61H96ZM113 62H114V61H113ZM171 62H172V61H171ZM171 62H169V63H171ZM181 62H183V61H181ZM201 62H202V61H201ZM228 62H229V60H228ZM239 62H241V61H239ZM242 62H243V60H242ZM248 62H249V61H248ZM254 62H253V63H254ZM5 63H6V62H5ZM5 63H4V64H5ZM27 63H28V62H27ZM29 63H30V62H29ZM149 63H150V61H149ZM155 63H156V62H155ZM160 63H161V62H160ZM172 63H173V62H172ZM177 63H178V62H177ZM185 63H187V62H185ZM189 63L191 64V61H190ZM225 63H226V61H225ZM236 63H238V62H236ZM6 64H7V63H6ZM32 64H34V62H33ZM53 64H54V63H53ZM59 64H60V63H59ZM69 64H70V63H69ZM96 64H97V63H96ZM111 64H112V63H111ZM113 64H115V63H113ZM116 64H117V63H116ZM196 64H197V63H196ZM196 64H195V66H196ZM204 64H206V63H204ZM208 64H210V63H207V65H208ZM249 64H250V63H249ZM261 64H262V62H261ZM51 65H52V64H51ZM76 65H77V64H76ZM78 65H79V64H78ZM97 65H98V64H97ZM101 65H102V64H101ZM132 65H133V64H132ZM152 65H153V64H152ZM156 65H157V64H156ZM163 65H164V64H163ZM163 65H162V66H163ZM188 65H189V64H187V66H188ZM198 65H199V64H198ZM207 65H206L205 68H207ZM216 65H217V64H216ZM216 65H214V66L216 67ZM230 65H232V64L230 63ZM238 65H239V63H238ZM238 65H237V66H238ZM241 65H242V64H240V66H241ZM243 65H244V64H243ZM255 65L259 66L257 63H256ZM14 66H15V65H14ZM20 66H21V65H20ZM67 66H68V65H67ZM88 66H89V65H88ZM88 66L86 65V69H87ZM92 66H93V65H92ZM107 66H108V65H107ZM144 66H145V65H144ZM172 66H173V65H172ZM175 66H176V64H175ZM190 66H191V65H190ZM199 66H200V65H199ZM204 66H205V65H204ZM210 66H211V65H210ZM220 66H221V65L219 64V67H220ZM222 66H223V64H222ZM224 66H225V65H224ZM261 66H262V65H261ZM263 66H264V64H263ZM8 67H9V66H8ZM27 67H28V66H27ZM27 67H26V69H27ZM46 67H47V66H46ZM51 67H52V66H51ZM55 67H56V66H55ZM60 67H61V66H60ZM69 67H70V65H69ZM83 67H84V66H83ZM118 67H119V66H118ZM131 67H132V66H131ZM133 67H134V66H133ZM145 67H146V66H145ZM150 67H151V68L154 67V69L156 68L155 65H154V66H150ZM150 67H149V68H150ZM182 67H183V66H182ZM184 67H186V66H184ZM228 67H231V66H228ZM232 67H235V66H232ZM247 67H248V65H247ZM247 67H246V69H248ZM252 67H254V66L252 65ZM259 67H260V66H259ZM4 68H5V67H4ZM10 68H12V66H11ZM10 68H8V69H10ZM14 68H15V67H14ZM16 68H17V64H16ZM22 68H23V67H22ZM34 68H38V67H34ZM48 68H49V67H48ZM58 68H59V67H58ZM58 68H57V69H58ZM106 68H107V67H106ZM106 68H105V69H106ZM108 68H109V67H108ZM111 68H112V67H111ZM122 68H123V67H122ZM147 68H148V67H147ZM177 68H178V67L176 66V69H177ZM188 68H190V67H188ZM221 68H222V67H221ZM221 68H220V69H221ZM225 68L228 70V68H227L226 66H225ZM238 68H239V66H238ZM240 68H241V67H240ZM254 68H255V67H254ZM254 68H253V69H254ZM31 69H32V68H31ZM38 69H39V68H38ZM57 69H56V70H57ZM69 69H70V68H69ZM95 69H96V68H95ZM120 69H121V68H120ZM123 69H124V68H123ZM123 69H122V71H123ZM125 69H126V68H125ZM128 69H129V67H128ZM162 69H163V68H162ZM164 69H165V68H164ZM164 69H163V70H164ZM178 69H179V68H178ZM178 69H177V70H178ZM199 69H200V68H199ZM211 69H212V67H210V70H211ZM213 69H214V68H213ZM216 69H217V67H216ZM226 69H225L224 71H227ZM232 69H233V68H232ZM232 69H231V74H230V72H229V74L227 73V76L230 75V76L233 77V73H234L235 71L232 73ZM235 69H237V68L235 67ZM243 69H245L244 66H243ZM15 70H16V69H15ZM49 70H50V69H49ZM59 70H60V69H58V72H59ZM61 70H62V69H61ZM61 70H60V71H61ZM73 70H74V69H73ZM84 70H85V69H84ZM97 70H98V69H97ZM101 70H102V69H101ZM115 70H118V69L116 68ZM152 70H153V69H152ZM160 70H161V69H160ZM172 70H173V68H172ZM183 70H184V69H183ZM207 70H208V69H207ZM210 70H209V71H210ZM237 70H238V69H237ZM241 70H242V69H241ZM254 70H255V69H254ZM258 70H259V69H258ZM5 71H6V70H4L3 72H5ZM18 71L20 72L19 69H18ZM36 71H38V70L36 69ZM46 71H47V70H46ZM78 71H79V70H78ZM106 71H107V70H106ZM112 71H114V70H112ZM124 71H125V70H124ZM147 71H148V70H147ZM156 71H157V70H156ZM165 71L167 72V69H166ZM202 71H203V69H202ZM224 71H223V72H224ZM228 71H229V70H228ZM239 71H240V69H239ZM249 71H250V69H249ZM259 71H260V70H259ZM262 71H263V69H262ZM7 72L9 73V71H7ZM7 72H5V73L7 74ZM49 72H51V71H49ZM87 72H88V71H87ZM90 72H91V71H90ZM95 72H96V71H95ZM118 72H119V71H118ZM120 72H121V71H120ZM125 72H126V71H125ZM131 72L133 73L132 70H131ZM144 72H145V71H144ZM160 72H161V71H160ZM193 72H195V71H193ZM197 72H198V70H197ZM212 72H213V71H212ZM218 72L221 73L220 71H218ZM243 72H244V71H243ZM243 72H242V73H243ZM247 72H248V71H247ZM251 72H253V71H251ZM254 72H255V71H254ZM5 73H4V74H5ZM38 73H39V72H38ZM38 73H37V74H38ZM46 73H47V72H46ZM59 73H60V72H59ZM106 73H107V72H106ZM140 73H141V72H140ZM147 73H149V72H147ZM184 73H185V72H184ZM199 73H200V72H199ZM201 73H202V72H201ZM203 73L205 74V71H204ZM208 73H209V72H208ZM214 73H215V72H214ZM224 73H225V72H224ZM224 73H222V74H224ZM255 73H257V71H256ZM260 73H261V72H260ZM260 73H258V76H260L261 74H264V73H261V74H260ZM0 74H1V73H0ZM2 74H3V73H2ZM25 74H26V73H25ZM54 74H55V72H54ZM57 74H58V73H57ZM60 74H61V73H60ZM91 74H92V73H91ZM97 74H98V73H97ZM107 74H108V73H107ZM115 74H116V73H115ZM151 74H152V73H151ZM151 74H149V75H151ZM181 74H182V73H181ZM186 74H187V73H186ZM188 74H190V73H188ZM216 74H217V73H216ZM240 74H241V73H240ZM240 74H239V75H240ZM245 74H246V73H245ZM245 74H243V76H244ZM252 74H253V73H252ZM252 74L250 73V76H251ZM259 74H260V75H259ZM14 75H15V74H14ZM58 75H59V74H58ZM61 75H62V74H61ZM117 75H118V74H117ZM138 75H139V74H138ZM141 75H142V74H141ZM143 75H144V74H143ZM177 75H178V74H177ZM197 75H198V74H197ZM200 75H201V74H200ZM206 75H207V72H206ZM6 76H9V75H6ZM15 76H16V75H15ZM15 76H14V77H15ZM20 76L22 77V75H20ZM73 76H74V74H73ZM93 76H94V75H93ZM93 76H92V77H93ZM101 76H102V75H101ZM114 76H116V75H114ZM125 76H126V75H125ZM125 76H124V78H125ZM152 76H153V75H152ZM184 76H185V74H184ZM207 76H209V74H208ZM245 76H246V75H245ZM245 76H244V77H245ZM248 76H249V75H248ZM250 76H249V78H251ZM253 76H254V75H253ZM253 76H252V77H253ZM26 77H28V76H26ZM75 77H77V76H75ZM96 77H98V76H96ZM105 77H106V76H105ZM109 77H110V75H109ZM109 77H108V78H109ZM116 77H117V76H116ZM132 77H133V75H132ZM145 77H146V76H145ZM148 77H149V76H148ZM161 77H162V76H161ZM165 77H166V76H165ZM165 77H163V78L165 79ZM174 77H175V76H174ZM199 77H200V76H199ZM204 77L206 78L205 75H204ZM204 77H203V78H204ZM214 77H215V76H214ZM214 77H213V78H214ZM218 77H219V76H218ZM218 77H217V78H218ZM225 77H226V75H225ZM244 77H243V79H244V81H245L246 79H245ZM4 78H5V77H4ZM4 78H3V79H4ZM12 78H13V77H12ZM16 78H17V76H16ZM19 78H20V77L18 76V79H19ZM37 78H38V77H37ZM39 78H40V77H39ZM51 78H52V77H51ZM51 78H49V79H51ZM77 78H78V77H77ZM77 78H76V79H77ZM79 78H80V77H79ZM81 78L83 79V77H81ZM101 78H102V77H101ZM130 78H131V77H130ZM133 78H134V77H133ZM146 78H147V77H146ZM152 78H153V77H152ZM166 78H167V77H166ZM170 78H172V77H170ZM170 78H169V79H170ZM203 78H202V79H203ZM205 78H204V79H205ZM208 78H209V77H208ZM210 78H212V77H210ZM229 78H231V77H229ZM229 78H228V80H229ZM247 78H248V77H247ZM253 78L256 79L257 77L255 78V76H254ZM253 78H252V79H253ZM259 78H260V77H259ZM18 79H17V80H18ZM21 79H23V77H22ZM45 79H46V76H45ZM56 79H57V78H56ZM59 79H60V78H59ZM63 79H64V78H63ZM63 79H61V80H63ZM72 79H73V78H72ZM85 79H86V78H85ZM90 79H91V78H90ZM95 79H96V78H94V80H95ZM114 79H115V78H114ZM121 79H123V77H122ZM121 79H119V80H121ZM136 79H137V78H136ZM136 79H134V80H136ZM154 79H155V77H154ZM154 79H153V80H154ZM176 79H177V78H176ZM215 79H216V78H215ZM219 79H220V78H219ZM232 79H234V78H232ZM235 79H236V81L239 80V79H237V77H236ZM240 79H242V77H240ZM243 79H242V81H241L242 84H243ZM260 79H261V78H260ZM260 79H259V81H260ZM262 79H263V78H262ZM26 80H27V79H26ZM38 80H39V79H38ZM47 80H48V79H47ZM61 80H60V81H61ZM102 80H103V79H102ZM104 80H105V79H104ZM110 80H112V79H110ZM159 80H160V79H159ZM161 80H162V79H161ZM177 80H179V79H177ZM217 80H218V79H217ZM228 80H226V81H228ZM6 81H7V80H6ZM6 81H5V83L8 84V82H6ZM23 81H24V80H23ZM49 81H50V80H49ZM49 81H48V82H49ZM97 81H98V80H97ZM114 81H115V80H114ZM114 81H113V82H114ZM121 81H122V80H121ZM121 81H120V82H121ZM124 81L126 82V80H124ZM163 81H164V80H163ZM166 81H167V80H166ZM171 81H172V80H171ZM191 81H193V80H191ZM200 81H201V80H200ZM211 81H212V80H210V82H211ZM230 81H231V79H230ZM254 81H255V80H254ZM24 82H25V81H24ZM74 82H75V81H74ZM83 82H84V81H83ZM115 82H116V81H115ZM133 82H134V81H133ZM139 82H141V81H139ZM169 82H170V81H169ZM174 82H175V81H174ZM179 82H180V81H179ZM181 82H182V81H181ZM194 82H197V81H194ZM203 82H204V81H203ZM213 82H214V81H213ZM215 82H216V80H215ZM218 82H219V81H218ZM234 82H235V81H234ZM234 82H232V83H234ZM239 82H240V80H239L237 83H239ZM250 82H251V81H250ZM250 82H248L250 85L253 84V83H252L253 81H252L251 83H250ZM26 83H28V82L26 81ZM49 83H51V82H49ZM53 83H54V82H53ZM55 83H56V81H55ZM55 83H54V84H55ZM72 83H73V82H72ZM102 83H103V82H102ZM116 83L118 84V82H116ZM155 83H156V81H155ZM162 83H163V82H162ZM197 83H198V82H197ZM230 83H231V82H230ZM235 83H236V82H235ZM245 83H246V82H245ZM254 83H255V82H254ZM259 83H260V82H259ZM59 84H60V83H59ZM73 84H74V83H73ZM79 84H80V83H79ZM93 84H94V83H93ZM98 84H99V83H98ZM110 84H111V83H110ZM128 84H129V83H128ZM132 84H133V83H131V85H132ZM134 84H137V85H138V83H134ZM143 84H144V83H143ZM143 84H142V85H143ZM145 84H146V83H145ZM159 84H160V81H159ZM185 84H186V83H185ZM188 84H189V83H188ZM198 84H199V83H198ZM206 84H207V83H206ZM227 84H228V83H227ZM256 84H258V80L256 81ZM50 85H52V84H50ZM95 85H96V84H95ZM95 85H94V86H95ZM105 85H106V84H105ZM107 85H108V84H107ZM112 85H113V84H112ZM115 85H116V84H115ZM119 85H120V84H119ZM131 85H130L129 87H131ZM148 85H150V84H148ZM148 85H147V86H148ZM154 85H156V84H154ZM177 85H179V84H177ZM177 85H176V86H177ZM183 85H184V84H183ZM199 85H200V84H199ZM208 85H209V84H208ZM212 85H213V84H212ZM214 85H215V84H214ZM218 85H219V83H218ZM218 85H217V86H218ZM228 85H229V84H228ZM233 85H234V84H233ZM235 85H236V84H235ZM235 85H234V86H235ZM237 85H239V84H237ZM247 85H248V84H247ZM52 86H53V85H52ZM56 86H57V85H56ZM60 86H61V85H60ZM60 86H59V87H60ZM71 86H72V85H71ZM75 86H76V85H75ZM91 86H92V85H91ZM100 86H102V85H100ZM125 86H126V85H124L123 87H125ZM162 86H163V85H162ZM192 86H193V85H192ZM194 86H196V83H195ZM194 86H193V87H194ZM210 86H211V85H210ZM224 86H225V84H224ZM240 86H241V85H240ZM243 86H244V85H243ZM248 86H249V85H248ZM248 86H247V87H248ZM254 86H255V85H254ZM7 87H8V86H7ZM10 87H11V86H10ZM83 87H84V86H83ZM98 87H99V86H98ZM98 87H96V88H98ZM105 87H106V86H105ZM129 87H128V88H129ZM140 87H141V86H140ZM145 87H146V86H145ZM154 87H155V86H154ZM157 87H159V86H157ZM171 87H173V86H171ZM180 87H181V86H180ZM196 87H197V86H196ZM245 87H246V86H245ZM245 87H244V88H245ZM256 87H258V85H257ZM262 87H264V86H262ZM262 87H260V88H262ZM8 88H9V87H8ZM53 88H54V87H53ZM102 88H103V87H102ZM111 88H112V87H110V89H111ZM119 88H120V86H119ZM119 88H118V89H119ZM132 88H133V87H132ZM132 88H131V89H132ZM152 88H153V87H152ZM181 88H182V87H181ZM194 88H195V87H194ZM199 88H200V87H199ZM217 88H218V87H217ZM222 88H224V87H222ZM240 88H241V90H242V86H241ZM244 88H243V89H244ZM258 88H259V87H258ZM6 89H7V88H6ZM51 89H52V87H51ZM56 89H57V88H56ZM74 89H75V87H74ZM80 89H81V87H80ZM92 89H93V88H92ZM105 89H106V88H105ZM123 89H124V88H123ZM125 89H126V88H125ZM143 89H145V88H143ZM155 89H156V88H154L153 90H155ZM161 89H163V88L161 87ZM174 89H175V88H174ZM176 89H177V88H176ZM197 89H198V88H197ZM209 89H211V88H209ZM212 89H213V88H212ZM232 89H234V88L232 87ZM232 89H231V92L233 91ZM238 89H239V88H238ZM251 89L253 90V87H251ZM254 89H255V88H254ZM40 90H41V89H40ZM76 90H77V89H76ZM83 90H85V88H84ZM90 90H91V89H90ZM107 90H108V89H107ZM138 90H139V89H138ZM187 90H188V89H187ZM195 90H196V89H195ZM234 90H235V89H234ZM245 90H246V89H245ZM247 90H248V89H247ZM252 90H251V91H252ZM257 90H258V89H257ZM260 90H261V89H260ZM260 90H259V91H260ZM54 91H55V89H54ZM54 91H53V92H54ZM56 91H57V90H56ZM56 91H55L54 95L57 94ZM73 91H75V90H73ZM91 91H92V90H91ZM91 91H90L89 93H91ZM96 91H97V90H96ZM105 91H106V90H105ZM136 91H137V90H136ZM147 91H148V90H147ZM147 91H145V93H146ZM156 91H157V90H156ZM193 91H194V89H193ZM212 91H213V90H212ZM222 91H223V90H222ZM222 91H221V92H222ZM239 91H240V90H238V92H239ZM249 91H250V90H249ZM259 91H256V92L258 93ZM100 92H102V90H101ZM111 92H112V90H111ZM111 92H109V93H111ZM119 92H121V90H120ZM149 92H150V91H149ZM154 92H155V91H154ZM159 92H160V88H159ZM164 92H165V91H164ZM176 92H177V91H176ZM176 92H175V93H176ZM182 92H183V91H182ZM194 92H195V91H194ZM205 92H206V91H205ZM225 92H226V90L224 91V93H225ZM233 92H234V91H233ZM235 92H236V91H235ZM238 92H237V93H238ZM243 92H244V91L242 90V93H243ZM245 92H246V91H245ZM253 92H254V91H253ZM256 92H255V93H256ZM260 92H261V91H260ZM262 92H263V91H262ZM81 93H82V91H81ZM95 93H96V92H95ZM95 93H94V94H95ZM113 93H114V92H113ZM124 93H125V92H124ZM161 93H162V92H161ZM171 93H172V92H171ZM175 93H174V94H175ZM184 93H185V92H184ZM206 93H207V92H206ZM206 93H205V94H206ZM209 93H211V91H210ZM212 93H213V92H212ZM6 94H7V93H6ZM117 94H119V93H117ZM122 94H123V92H122ZM122 94H120V95H122ZM146 94H147V93H146ZM164 94H165V93H164ZM177 94H178V93H177ZM177 94H176V95H177ZM193 94H194V93H193ZM193 94H192V95H193ZM213 94L215 95L216 93H213ZM218 94H219V93H218ZM231 94H233V93H231ZM240 94H241V93H240ZM258 94H259V93H258ZM258 94H257V95H258ZM261 94H262V93H261ZM57 95H58V94H57ZM85 95H86V94H85ZM110 95H112V94H110ZM129 95H130V94H129ZM132 95H134V94H132ZM143 95H145V94H143ZM148 95H149V94H148ZM155 95H156V94H155ZM186 95H187V94H186ZM188 95H189V94H188ZM197 95H198V94H197ZM202 95H203V94H202ZM209 95H210V94H209ZM209 95H208V98H209ZM214 95H213V96H214ZM221 95H222V94H221ZM227 95H228V94H227ZM4 96H5V95H4ZM100 96H101V95H100ZM112 96H113V95H112ZM137 96H138V95H137ZM137 96L134 95V98L137 99ZM140 96H141V95H140ZM145 96H146V95H145ZM153 96H154V95H153ZM210 96H211V95H210ZM217 96H218V95H217ZM223 96H224V94H223ZM225 96H226V95H225ZM229 96H230V95H229ZM263 96H264V95H263ZM101 97H102V96H101ZM117 97H118V96H117ZM130 97H133V96H130ZM146 97H147V96H146ZM151 97H152V96H151ZM156 97H157V96H156ZM159 97H160V96H159ZM165 97H166V95H165ZM167 97H168V95H167ZM181 97H182V96H181ZM187 97H188V96H187ZM189 97H190V96H189ZM203 97L205 98L204 95H203ZM215 97H216V96H215ZM5 98H6V97H5ZM7 98L9 99V97H7ZM7 98H6V99H7ZM138 98H139V97H138ZM161 98H162V97H161ZM169 98H170V96H169ZM171 98H172V97H171ZM178 98H179V96H178ZM184 98H185V97H184ZM194 98H195V96H194ZM194 98H193V100H194ZM8 99H7V100H8ZM99 99H100V98H99ZM111 99H112V98H111ZM116 99H117V98H116ZM159 99H160V98H159ZM165 99H166V98H165ZM172 99H173V98H172ZM182 99H183V97H182ZM197 99H199V98H197ZM215 99H216V98H215ZM142 100H143V99H142ZM162 100H163V99H162ZM174 100H176V101H174V103H175V102L177 103V99L174 98ZM185 100H187V99L185 98ZM202 100H203V99H202ZM207 100H208V99H207ZM210 100H211V99H210ZM243 100H244V99H243ZM243 100L241 99L240 103H241ZM245 100H246V99H245ZM248 100H249V99H248ZM5 101H6V100H5ZM125 101H126V100H125ZM125 101H124V102H125ZM197 101H198V100H197ZM223 101H224V100H223ZM226 101H227V100H226ZM226 101H225V102H226ZM228 101H229V100H228ZM231 101H232V100H231ZM250 101H251V100H250ZM263 101H264V100H263ZM7 102L9 103V100H8ZM105 102H106V101H105ZM110 102H111V101H110ZM134 102H137V100H134ZM159 102H160V101H159ZM171 102H172V101H171ZM189 102H190V101H189ZM189 102H188V103H189ZM235 102H236V101H235ZM237 102H239V101L237 100ZM256 102H257V101H256ZM258 102H259V101H258ZM5 103H6V102H5ZM107 103H108V106H109V101H108ZM116 103H117V102H115L114 104L116 105ZM120 103H121V101H120ZM165 103H166V102H165ZM174 103L172 102L171 104H174ZM190 103H191V102H190ZM192 103H193V102H192ZM208 103H209V102H208ZM208 103H207V104H208ZM210 103H212V102H210ZM214 103H215V102H214ZM228 103H229V102H228ZM246 103H247V100H246V102L244 103V106H245ZM260 103H261V102H260ZM260 103H258V104H260ZM118 104H119V103H118ZM131 104H133V103L131 102ZM136 104H137V103H136ZM144 104H145V103H144ZM156 104H157V103H156ZM163 104H164V103H163ZM186 104H187V103H186ZM194 104H195V103H194ZM196 104H197V102H196ZM222 104H223V103H222ZM230 104H231V103H230ZM234 104H235V103H234ZM238 104H239V103H238ZM248 104H249V103H247V105H248ZM252 104H254L253 101H252ZM252 104L250 105L251 108H252ZM262 104H263V102H262ZM110 105H111V104H110ZM122 105H123V104H122ZM197 105H198V104H197ZM200 105H202V104H200ZM213 105H214V104H213ZM223 105H224V104H223ZM236 105H237V103H236ZM242 105H243V104H242ZM256 105H257V103H256ZM1 106H2V105H1ZM1 106H0V107H1ZM89 106H90V105H89ZM108 106H107V107H108ZM111 106H112V105H111ZM132 106H133V105H132ZM171 106H172V105H171ZM194 106H195V105H194ZM216 106H217V105H216ZM227 106H228V105H227ZM233 106H235V105H233ZM240 106H241V104H240ZM244 106H243V107H244ZM248 106H249V105H248ZM109 107H110V106H109ZM113 107H114V106H113ZM115 107H116V106H115ZM117 107H118V106H117ZM124 107H125V105H124ZM124 107H123V108H124ZM127 107H128V106H127ZM214 107H215V106H214ZM218 107H219V105H218ZM243 107H242V108H243ZM123 108H122V109H123ZM125 108H126V107H125ZM128 108H129V107H128ZM128 108H127V109H128ZM136 108H137V107H136ZM197 108H198V107H197ZM199 108H200V107H199ZM220 108H222V107H220ZM244 108H245V107H244ZM111 109H112V108H111ZM122 109H121V110H122ZM132 109H133V108H132ZM140 109H141V108H140ZM176 109H177V108H176ZM192 109H193V108H192ZM203 109H204V108H203ZM213 109H214V108H213ZM234 109H235V107H234ZM239 109H240V107H239ZM255 109H256V108H255ZM115 110H116V109H115ZM130 110H131V109H130ZM134 110H137V109H134ZM180 110H181V109H180ZM189 110H190V109H189ZM201 110H202V109H201ZM216 110H217V109H216ZM227 110H228V109H227ZM232 110H233V109H232ZM242 110H243V109H242ZM113 111H114V109H113ZM138 111H139V110H138ZM142 111H143V110H142ZM175 111H176V110H175ZM181 111H182V110H181ZM191 111H192V110H191ZM208 111H209V108H208ZM212 111H213V110H212ZM221 111H222V109H221ZM221 111H220V112H221ZM235 111H236V110H235ZM238 111H240V110H238ZM247 111H248V110H247ZM251 111H252V110H251ZM262 111H263V109H262ZM262 111H261L260 113L263 114L264 112H262ZM58 112H59V111H58ZM114 112H115V111H114ZM119 112H120V111H119ZM119 112H118V113H119ZM125 112H126V111H125ZM143 112H144V111H143ZM146 112H147V111H146ZM152 112H153V114H154V111H152ZM157 112H158V111H157ZM161 112H162V111H161ZM161 112H160V113H161ZM199 112H201V111H199ZM230 112H231V111H230ZM240 112H243V111H240ZM248 112H249V111H248ZM258 112H259V110H258ZM127 113H128V112H127ZM130 113H131V112H130ZM163 113H164V112H163ZM195 113H196V111H195ZM209 113H210V112H209ZM209 113H208V114H209ZM217 113H218V111L216 112V114H217ZM253 113H254V111H253ZM255 113H256V110H255ZM255 113H254V114H255ZM260 113H259V114H260ZM3 114H4V113H3ZM89 114H90V113H89ZM123 114H124V113H123ZM128 114H129V113H128ZM138 114H139V113H138ZM140 114H141V113H140ZM148 114H149V113H148ZM166 114H167V113H166ZM197 114H198V112H197ZM197 114H196V115H197ZM211 114H212V113H211ZM237 114H238V113H237ZM244 114H245V113H244ZM262 114H261V115H262ZM90 115H91V114H90ZM121 115H122V114H121ZM131 115H132V114H131ZM164 115H165V114H164ZM179 115H180V114H179ZM179 115H178V116H179ZM191 115H192V114H191ZM203 115H204V114H203ZM205 115H206V114H205ZM219 115H220V114H219ZM228 115H230V114H228ZM246 115H247V114H246ZM255 115L257 116V114H255ZM119 116H120V115H119ZM149 116H150V115H149ZM166 116H167V115H166ZM166 116H165V117H166ZM173 116H174V115H173ZM198 116H199V115H198ZM214 116H215V115H214ZM225 116H226V115H225ZM231 116H232V115H231ZM242 116H244V115H242ZM249 116H251V114H249ZM256 116H255V117H256ZM258 116H260V115H258ZM8 117H9V116H8ZM134 117H137V116H134ZM139 117H141V116H138V118H139ZM153 117H154V116H153ZM159 117H161V116H159ZM162 117H163V116H162ZM194 117H195V116H194ZM235 117H236V116H235ZM237 117H238V115H237ZM237 117H236V118H237ZM244 117H245V116H244ZM244 117H241V118H244ZM252 117H253V116H252ZM255 117H254V118H255ZM261 117H262V116H261ZM28 118H29V117H28ZM123 118H124V117H123ZM128 118H129V117H127L126 119H128ZM142 118H143V117H142ZM144 118H145V117H144ZM151 118H152V117H151ZM173 118H174V117H173ZM176 118H177V116H176ZM186 118H187V117H186ZM224 118H225V117H224ZM229 118H230V117H228V119H229ZM232 118H233V116H232ZM259 118H260V117H259ZM262 118H263V117H262ZM262 118H261V119H262ZM11 119H12V118H11ZM120 119H122V118L120 117ZM132 119H133V118H132ZM136 119H137V118H136ZM145 119H146V118H145ZM145 119H144V120H145ZM148 119H149V118H148ZM155 119H156V118H155ZM166 119H167V118H166ZM204 119H205V118H204ZM216 119H217V118H216ZM249 119H252V120H253V118H249ZM256 119L258 120L257 117H256ZM28 120H29V119H28ZM113 120H114V119H113ZM122 120H123V119H122ZM128 120H130V119H128ZM144 120H143V121H144ZM176 120H177V119H176ZM176 120H175V121H176ZM179 120H180V119H179ZM188 120H189V119H188ZM208 120H209V118H208ZM208 120H207V121H208ZM236 120H237V119H236ZM243 120H244V119H242L241 122H243ZM252 120H251V121H252ZM262 120H263V119H262ZM5 121H6V120H5ZM123 121H124V120H123ZM139 121H140V118H139ZM157 121H159V120H157ZM157 121H156V123H159V122H157ZM160 121H161V119H160ZM180 121H182V119H181ZM229 121H230V120H229ZM232 121H233V119H232ZM244 121H245V120H244ZM260 121H261V120H260ZM8 122H11V120H9ZM112 122H113V121H112ZM124 122H125V121H124ZM129 122H131V120L128 121V124H129ZM132 122H133V121H132ZM178 122H179V121H178ZM183 122H185V121H183ZM191 122H192V121H191ZM223 122H224V121H223ZM246 122L249 123L250 121L248 120V121H246ZM253 122H255V120H254ZM28 123H29V122H28ZM171 123H173V122H171ZM176 123H177V121H176ZM227 123H228V122H227ZM236 123H237V121H236ZM239 123H240V121H239ZM255 123H256V122H255ZM260 123H262V122H260ZM263 123H264V122H263ZM116 124H117V123H116ZM137 124H138V123H137ZM139 124H140V123H139ZM153 124H154V123H153ZM165 124H166V122H165ZM168 124H169V123H168ZM168 124H167V125H168ZM174 124H175V123H174ZM188 124H189V123H188ZM198 124H199V122H198ZM244 124H245V123H244ZM251 124H252V123H251ZM3 125H4V123H3ZM8 125H9V123H8ZM25 125H26V124H25ZM125 125H126V124H125ZM130 125H132V124H130ZM130 125H129V126H130ZM163 125H164V124H163ZM170 125H172V124H170ZM177 125H178V124H177ZM193 125H194V123H193ZM202 125H203V124H202ZM232 125H233V123H232ZM257 125H258V124H256V126H257ZM28 126H29V125H27V127H28ZM116 126H117V125H116ZM126 126H128V125H126ZM161 126H162V125H161ZM172 126H174V125H172ZM183 126H184V125H183ZM189 126H190V125H189ZM194 126H195V125H194ZM209 126H210V125H209ZM211 126H212V125H211ZM217 126H218V125H217ZM250 126H251V125H250ZM252 126H253V124H252ZM254 126H255V124H254ZM15 127H16V126H15ZM132 127H133V126H132ZM132 127H131V128H132ZM134 127H137V126H134ZM138 127H140V126H138ZM165 127H166V125H165ZM196 127H198V126H196ZM230 127H231V126H230ZM232 127H233V126H232ZM237 127H238V126H237ZM6 128H7V127H6ZM170 128H171V127H170ZM174 128H175V127H174ZM179 128H180V127H179ZM186 128H187V124H186ZM226 128H227V127H226ZM240 128H241V126H240ZM247 128H248V127H247ZM253 128H254V127H253ZM259 128H260V127H259ZM132 129H133V128H132ZM138 129H139V128H138ZM143 129H144V128H143ZM163 129H165V128H163ZM198 129H199V128H198ZM214 129H215V128H214ZM228 129H230V128H228ZM241 129H242V128H241ZM260 129H261V128H260ZM129 130H130V129H129ZM170 130H171V129H170ZM178 130H179V129H178ZM184 130H186V129L184 128ZM195 130H196V129H195ZM199 130H200V129H199ZM231 130H233V129H230V131H231ZM250 130H251V129H250ZM254 130H255V129H254ZM257 130H258V129H257ZM257 130H256V131H257ZM138 131H139V130H138ZM138 131H137V132H138ZM152 131H153V130H152ZM174 131H175V130H174ZM207 131H208V130H207ZM224 131H225V129H224ZM239 131H240V130H239ZM239 131H238V132H239ZM260 131H261V130H260ZM131 132H132V131H131ZM149 132H150V131H149ZM155 132H156V131H155ZM208 132H209V131H208ZM217 132H218V130H217ZM240 132H242V130H241ZM240 132H239V133H240ZM244 132H245V131H244ZM247 132H248V131H247ZM116 133H117V132H116ZM145 133H146V132H145ZM173 133H174V132H173ZM173 133H172V135H173ZM232 133H233V132H232ZM249 133H250V132H249ZM253 133H254V131H253ZM26 134H27V133H26ZM143 134H144V132H143ZM155 134H156V133H155ZM155 134H154V135H155ZM166 134H167V133H166ZM166 134H165V135H166ZM176 134H177V132H176ZM184 134H185V133H184ZM216 134H217V133H216ZM227 134H228V133H227ZM244 134H245V133H244ZM244 134H243V135H244ZM246 134H247V133H246ZM256 134H257V133H256ZM4 135H5V134H4ZM9 135H10V133H9ZM146 135H147V133H146ZM157 135H158V134H157ZM174 135H175V134H174ZM191 135H192V134H191ZM229 135H230V134H229ZM236 135H238V133H236ZM248 135H249V134H248ZM248 135H246V136H248ZM12 136H14V134H13ZM126 136H127V135H126ZM131 136H132V135H131ZM134 136H136V135H134ZM134 136H133V137H134ZM142 136L144 137V135H142ZM160 136H162V135L160 134ZM183 136H184V135H182V139H181V140H183ZM194 136H195V135H194ZM198 136H199V135H198ZM204 136H205V135H204ZM207 136H208V134H207ZM222 136H224V135H222ZM233 136H234V134H233ZM252 136H253V134H252ZM119 137H120V136H119ZM143 137L140 138V135H139L140 140H141ZM149 137H150V136H149ZM200 137H201V135H200ZM200 137H199V138H200ZM205 137H206V136H205ZM209 137H210V136H209ZM214 137H215V135H214ZM227 137H228V136H227ZM241 137L243 138V136H241ZM255 137H256V135H255ZM258 137H259V136H258ZM260 137H261V136H260ZM7 138H8V137H7ZM28 138H30V137H28ZM137 138H138V137H137ZM151 138H153V136H152ZM170 138H172V137H170ZM186 138L188 139L187 136H186ZM190 138H191V137H190ZM236 138H237V137H236ZM248 138H249V137H248ZM16 139H17V137H16ZM123 139H124V138H123ZM148 139H150V138H148ZM174 139H176V138H174ZM177 139H178V138H177ZM184 139H185V138H184ZM195 139H196V138H195ZM214 139H218V138H214ZM229 139H231L230 136H229ZM234 139H235V138H234ZM7 140H9V139H7ZM23 140H24V139H23ZM26 140H27V139H26ZM31 140H32V139H31ZM134 140H136V138H134ZM161 140H162V139H161ZM179 140H180V139H179ZM181 140H180V141H181ZM189 140H190V139H189ZM193 140H194V139H193ZM197 140H198V139H197ZM207 140H208V139H207ZM210 140H211V139H210ZM225 140H226V138H225ZM238 140H239V139H238ZM255 140H256V139H255ZM255 140H254V141H255ZM13 141H14V140H13ZM21 141H22V139H21ZM21 141H20V144H22ZM46 141H47V140H46ZM128 141H129V140H128ZM128 141H127V142H128ZM138 141H139V140H138ZM141 141H142V140H141ZM154 141H155V140H154ZM158 141H159V140H158ZM165 141H166V140H165ZM171 141H172V140H171ZM173 141H174V140H173ZM187 141H188V140H187ZM194 141H195V140H194ZM201 141H202V140H201ZM204 141H205V143H206V140H204ZM212 141H213V139H212ZM219 141H220V140H219ZM221 141H222V140H221ZM226 141H227V140H226ZM231 141H232V140H231ZM231 141H229V144H230ZM236 141H237V140H236ZM236 141H234V142H236ZM240 141H241V140H240ZM243 141H244V140H243ZM256 141H257V140H256ZM258 141H259V140H258ZM17 142H18V141H17ZM22 142H23V141H22ZM28 142H29V141H28ZM37 142H38V141H37ZM133 142H134V141H133ZM139 142H140V141H139ZM139 142H138V143H139ZM148 142H149V141H148ZM152 142H153V141H152ZM181 142H182V141H181ZM199 142H200V140H199ZM223 142H224V137H223ZM227 142H228V141H227ZM245 142H247V141H245ZM249 142H250V140H249ZM252 142H253V141H252ZM9 143H10V142H9ZM18 143H19V142H18ZM26 143H27V142H26ZM26 143H25V144H26ZM44 143H45V142H44ZM136 143H137V142H136ZM157 143H158V142H157ZM161 143H162V142H161ZM161 143H160V145H161ZM166 143H167V142H166ZM168 143H169V141H168ZM182 143H183V142H182ZM203 143H204V142H203ZM210 143H212V142H210ZM214 143H217L216 140H215ZM224 143H225V142H224ZM253 143H255V142H253ZM263 143H264V142H263ZM25 144H24V145H25ZM35 144H36V143H35ZM41 144H43V143H41ZM124 144H125V143H124ZM130 144H132V143H130ZM143 144H144V143H143ZM145 144H146V143H145ZM158 144H159V143H158ZM189 144H190V143H189ZM220 144H221V143H220ZM220 144H219V146H220ZM227 144H228V143H227ZM229 144H228V145H229ZM235 144H236V143H235ZM160 145H159V146H160ZM173 145H174V144H173ZM177 145H179V144H177ZM182 145H183V144H181V146H180V145H179V146L182 147ZM192 145H194V143H193ZM198 145H199V144H198ZM213 145H214V144H213ZM231 145H232V144H231ZM233 145H234V144H233ZM238 145H239V144H238ZM244 145H245V144H244ZM248 145H249V144H248ZM248 145H247V146H248ZM250 145H251V143H250ZM255 145H256V144H255ZM257 145H258V142H257ZM31 146H32V145H31ZM31 146H30V147H31ZM36 146H37V145H35V147H36ZM50 146H51V145H50ZM129 146H130V145H129ZM134 146H136V144H134ZM162 146H163V145H162ZM165 146H166V145H165ZM165 146H164V147H165ZM169 146H170V145H169ZM175 146H176V144H175ZM185 146H186V145H185ZM188 146H189V145H188ZM195 146H196V145H195ZM201 146H202V143H201ZM203 146H204V145H203ZM205 146H207V145H205ZM221 146H222V148H223V145H221ZM252 146H253V144H252ZM259 146H260V145H259ZM24 147H25V146H24ZM30 147H29V148H30ZM45 147H46V146H44V148H45ZM53 147H54V146H53ZM147 147H149V146H147ZM190 147H191V146H190ZM198 147H200V146H198ZM214 147H216V146H214ZM228 147H229V146H228ZM51 148H52V147H51ZM130 148H131V147H130ZM132 148H133V147H132ZM136 148H137V147H136ZM136 148H134V149H136ZM152 148H153V147H152ZM157 148H158V147H157ZM160 148H161V147H160ZM167 148H168V147H167ZM172 148H173V146H172ZM175 148H176V147H175ZM205 148L207 149V147H205ZM209 148H210V147H209ZM211 148H212V147H211ZM217 148H218V146H217ZM219 148H220V147H219ZM232 148H233V147H232ZM253 148H254V146H253ZM18 149H19V148H18ZM35 149H36V148H35ZM45 149H46V148H45ZM53 149H54V148H53ZM158 149H159V148H158ZM158 149H157V150H158ZM161 149H162V148H161ZM180 149H181V148H180ZM189 149H190V148H189ZM189 149H188V150H189ZM195 149H196V148H195ZM198 149H199V148H198ZM202 149H204V148H202ZM213 149H215V148H213ZM220 149H221V148H220ZM220 149H218V150H220ZM228 149H229V148H228ZM233 149H234V148H233ZM238 149H239V148L237 147V150H238ZM250 149H251V148H250ZM263 149H264V148H263ZM12 150H13V149H12ZM27 150H28V149H27ZM40 150H41V149H40ZM144 150H145V149H144ZM151 150H152V149H151ZM188 150H187V151H188ZM196 150H197V149H196ZM196 150H195L194 152H196ZM218 150H217V151H218ZM234 150H236V149H234ZM10 151H11V149H10ZM30 151H31V150H30ZM57 151H58V150H57ZM60 151H61V150H60ZM131 151H133V150H131ZM136 151H137V150H136ZM138 151H139V150H138ZM152 151H154V150H152ZM159 151H160V150H159ZM159 151H158V153H159ZM227 151H228V150H227ZM232 151H233V150H232ZM232 151H231V153H232ZM44 152H45V150H44ZM123 152H124V151H123ZM149 152H150V151H149ZM156 152H157V151H156ZM163 152H164V151H163ZM183 152H184V151H183ZM199 152L201 153V151H199ZM206 152H207V151H206ZM215 152H216V151H215ZM220 152H221V151H220ZM223 152H224V151H223ZM245 152H246V151H245ZM19 153H20V152H19ZM26 153H27V152H26ZM56 153H57V152H56ZM130 153H132V152H130ZM137 153H138V152H137ZM142 153L144 154V151H143ZM153 153H154V152H153ZM177 153H178V152H177ZM208 153H209V152H208ZM211 153H212V152H210V154H211ZM218 153H219V152H218ZM218 153H217V154H218ZM229 153H230V152H229ZM260 153H261V152H260ZM6 154H7V153H6ZM8 154H9V153H8ZM46 154H47V153H46ZM52 154H53V153H52ZM58 154H59V153H58ZM60 154H61V153H60ZM60 154H59V155H60ZM125 154H126V153H125ZM166 154H167V153H166ZM166 154H165V155H166ZM178 154H183V153H180V152H179ZM189 154H190V153H189ZM244 154H245V153H244ZM155 155H157V153H155ZM196 155H197V154H196ZM196 155H194V156H196ZM214 155H215V154H214ZM228 155H229V154H228ZM228 155H227V156H228ZM235 155H236V154H235ZM5 156H6V155H5ZM18 156H19V155H18ZM39 156H40V155H39ZM41 156H42V154H41ZM55 156H56V155H54V158H55ZM152 156H153V155H152ZM162 156H163V154H162ZM168 156H169V155H168ZM179 156H180V155H179ZM204 156H205V154H204ZM209 156H210V155H209ZM217 156H218V155H217ZM217 156H216V157H217ZM225 156H226V154H225ZM233 156H234V154H233ZM243 156H244V155H243ZM27 157H28V156H27ZM110 157H111V156H110ZM127 157H129V156H127ZM158 157H159V156H158ZM196 157H197V156H196ZM214 157H215V156H214ZM262 157H263V156H262ZM34 158H35V157H34ZM36 158H37V156H36ZM122 158H123V157H122ZM129 158H130V157H129ZM132 158H133V157H132ZM146 158H147V157H146ZM164 158H165V157H164ZM169 158H170V157H169ZM171 158H172V157H171ZM171 158H170V159H171ZM175 158H177V156H176ZM182 158H184V157L182 156ZM188 158H189V156H188ZM208 158H209V157H208ZM219 158H220V157H219ZM232 158H233V157H232ZM232 158H231V159H232ZM247 158H249V157H247ZM30 159H31V156H30ZM40 159H41V158H40ZM48 159H49V158H48ZM119 159H120V158H119ZM162 159H163V158H162ZM162 159H161V160H162ZM180 159H181V158H180ZM185 159H186V158H185ZM185 159H184V160H185ZM198 159H199V158H198ZM201 159H202V158H201ZM205 159H207V158H205ZM209 159H211V158H209ZM234 159L236 160L235 157H234ZM234 159H233V160H234ZM238 159H239V158H238ZM252 159H253V158H252ZM10 160H11V159H10ZM33 160H34V159H33ZM36 160H37V159H36ZM122 160H123V159H122ZM133 160H134V159H133ZM145 160H146V159H145ZM150 160H151V156H150ZM150 160H149V161H150ZM158 160H159V159H158ZM173 160H175V159H173ZM184 160H182V162H183ZM196 160H197V159H196ZM207 160H208V159H207ZM219 160H220V159H219ZM223 160H224V159H223ZM233 160H232V161H233ZM244 160H245V159H244ZM244 160H243V161H244ZM27 161H28V160H27ZM45 161H46V160H45ZM56 161H57V160H56ZM110 161H111V159H110ZM118 161H119V160H118ZM129 161H130V160H129ZM131 161H132V160H131ZM139 161H140V160H139ZM154 161H155V160H154ZM165 161H166V160H165ZM169 161H170V160H169ZM191 161H193V160H191ZM198 161H199V160H198ZM201 161H202V160H201ZM203 161H204V160H203ZM210 161H211V160H209V162H210ZM212 161H213V158H212ZM215 161H216V160H215ZM221 161H222V160H221ZM226 161H227V160H226ZM230 161H231V160H230ZM247 161H248V160H247ZM249 161H250V160H249ZM4 162H5V161H4ZM37 162H38V161H37ZM54 162H55V161H54ZM160 162H161V161H160ZM194 162H197V161H195V159H194ZM217 162H218V161H217ZM217 162H216V163H217ZM239 162L241 163V159H240ZM11 163L14 164V162H11ZM25 163H26V162H25ZM38 163H39V162H38ZM46 163H47V162H46ZM46 163L44 162V164H46ZM117 163H118V162H117ZM124 163H125V161H124ZM128 163H130V162H128ZM152 163H153V161H152ZM167 163H168V162H167ZM180 163H181V162H180ZM185 163H187V162H185ZM185 163H184V164H185ZM201 163H203V162H201ZM201 163H200V164H201ZM206 163H207V162H206ZM222 163H224V162H222ZM240 163H239V164H240ZM246 163H247V162H246ZM16 164H18V163H16ZM40 164H41V163H40ZM119 164H120V163H119ZM139 164H140V163H139ZM149 164H150V163H149ZM158 164H159V163H158ZM162 164H163V163H162ZM200 164H199V165H200ZM208 164H209V163H208ZM218 164H219V163H218ZM224 164H225V163H224ZM226 164H228V163L226 162ZM231 164H232V163H231ZM263 164H264V163H263ZM2 165H3V164H2ZM18 165H19V164H18ZM18 165H17V167H19ZM37 165H38V164H37ZM42 165H43V164H42ZM47 165H48V164H47ZM181 165H182V164H181ZM181 165L179 164V166H181ZM193 165H194V164L191 163L190 166H193ZM197 165H198V162H197ZM204 165H206V164H204ZM235 165H236V164H235ZM241 165H242V164H241ZM251 165H252V164H251ZM20 166H21V165H20ZM23 166H24V165H23ZM39 166H40V165H39ZM39 166H38V167H39ZM107 166H108V165H107ZM137 166H138V165H137ZM139 166H140V165H139ZM144 166H145V165H144ZM144 166H143V167H144ZM186 166H187V164H186L185 166H183V167H186ZM195 166H196V165H195ZM202 166H203V165H202ZM207 166H208V165H207ZM209 166H210V164H209ZM213 166H214V165H213ZM222 166H223V165H222ZM238 166H239V165H238ZM249 166H250V165H249ZM255 166H256V165H255ZM41 167H42V166H41ZM52 167H53V165H52ZM133 167H136V166H133ZM159 167H160V166H159ZM164 167H165V165H164ZM164 167H163V168H164ZM173 167H174V166H173ZM188 167H189V166H188ZM219 167H220V165H219ZM234 167H235V166H234ZM246 167H247V165H245V168H246ZM263 167H264V166H263ZM263 167H262V168H263ZM9 168H10V167H9ZM24 168H26V167H24ZM30 168H31V167H30ZM45 168H46V167H45ZM45 168H44V169H45ZM113 168H114V167H113ZM166 168H167V166H166ZM166 168H165V169H166ZM174 168H175V167H174ZM181 168H182V166H181ZM195 168H196V167H195ZM206 168H207V167H206ZM209 168H211V167H209ZM209 168H208L206 171H209ZM240 168H241V167H240ZM248 168H249V167H248ZM252 168H253V167H252ZM11 169H12V168H11ZM13 169H14V168H13ZM22 169H23V168H22ZM26 169H27V168H26ZM39 169H40V168H39ZM50 169H51V168H50ZM55 169H56V167H55ZM114 169H115V168H114ZM151 169H152V168H151ZM158 169H159V168H158ZM165 169H163V170H165ZM203 169H205V168H203ZM237 169H239V167H238ZM237 169H236V170H237ZM250 169H251V168H250ZM250 169H249V170H250ZM19 170H20V169H19ZM91 170H92V169H91ZM117 170H118V169H117ZM166 170H167V169H166ZM170 170H171V169H170ZM176 170H177V167H176ZM176 170H175V173H176ZM183 170H185V169H183ZM189 170H190V169H189ZM193 170H194V168H193ZM201 170H202V169H201ZM226 170H227V169H226ZM232 170H233V169H232ZM240 170H242V169H240ZM243 170H245V169H243ZM8 171H9V170H8ZM24 171H25V170H24ZM46 171H47V170H46ZM93 171H94V170H93ZM93 171H92V172H93ZM97 171H98V170H97ZM128 171H129V170H128ZM131 171H132V170H131ZM131 171H130V172H131ZM147 171H148V170H147ZM159 171H160V170H159ZM159 171H158V172H159ZM186 171H187V170H186ZM206 171H205V172H206ZM211 171H212V170H211ZM252 171H253V170H252ZM27 172H29V170H27ZM88 172H89V171H88ZM95 172H96V171H95ZM120 172H121V170H120ZM136 172H137V171H136ZM138 172H139V171H138ZM141 172H142V171H141ZM145 172H146V171H145ZM150 172H151V171H150ZM192 172H193V171H192ZM195 172H197V171H195ZM201 172H202V171H201ZM214 172H215V171H214ZM228 172H229V171H228ZM230 172H231V171H230ZM241 172L243 173V171H241ZM246 172H247V170H246ZM246 172H245V173H246ZM250 172H251V171H250ZM250 172H249V173H250ZM254 172H255V171H254ZM36 173H37V172H36ZM41 173H42V172H41ZM147 173H148V172H147ZM151 173H152V172H151ZM153 173H154V172H153ZM153 173H152V174H153ZM203 173H204V171H203ZM209 173H210V172H209ZM215 173H216V172H215ZM232 173H233V172H232ZM237 173H238V172H237ZM249 173L247 172V175H248ZM14 174H15V173H14ZM21 174H22V173H21ZM38 174H39V173H38ZM47 174H48V173H47ZM47 174H46V176H47ZM157 174H158V173H157ZM163 174H164V173H163ZM182 174H183V173H182ZM188 174H189V173H188ZM196 174H198V173H196ZM205 174H206V173H204L203 176H204ZM210 174H211V173H210ZM212 174H213V173H212ZM234 174H235V173H234ZM3 175H4V174H3ZM24 175H25V174H24ZM32 175H33V174H32ZM150 175H151V174H150ZM154 175H155V174H154ZM154 175H153V177H154ZM159 175H160V174H159ZM171 175H172V173H171ZM179 175H180V173H179ZM213 175H214V174H213ZM236 175H237V174H236ZM240 175H241V174H240ZM247 175H246V176H247ZM36 176H37V175H36ZM43 176H44V175H43ZM46 176H45V177H46ZM48 176H49V175H48ZM120 176H121V175H120ZM141 176H142V175H141ZM147 176H148V175H147ZM172 176H174V175H172ZM177 176H178V174H177ZM181 176H182V175H181ZM189 176H190V175H189ZM192 176H194V175H192ZM198 176H199V174H198ZM200 176H201V175H200ZM207 176H212V175H208V174H207ZM226 176H227V175H226ZM232 176H233V175H232ZM232 176H231V177H232ZM90 177H91V176H90ZM165 177H166V176H165ZM182 177H183V176H182ZM213 177H215V176H213ZM231 177H230V178H231ZM237 177H238V175H237ZM16 178H17V177H16ZM93 178H94V177H93ZM123 178H124V177H123ZM142 178H143V177H142ZM149 178H150V177H149ZM149 178H148V179H149ZM168 178H169V177H168ZM174 178H175V177H174ZM188 178H189V177H188V175H187V179H188ZM192 178H194V177H192ZM200 178H202V177H200ZM204 178H206V177L204 176ZM207 178H208V177H207ZM218 178H219V177H218ZM244 178H245V177H244ZM1 179H2V178H1ZM7 179H8V176H7ZM43 179H44V178H43ZM94 179H95V178H94ZM96 179H97V178H96ZM105 179H106V178H105ZM140 179H141V178H140ZM157 179H159V178L157 177ZM169 179H170V178H169ZM176 179H178V178H176ZM180 179H181V178H180ZM195 179H196V177H195ZM197 179H198V178H197ZM241 179H242V178H241ZM22 180H23V179H22ZM22 180H21V181H22ZM48 180H49V179H48ZM50 180H51V179H50ZM52 180L54 181V179H52ZM59 180H60V179H59ZM155 180H156V179H155ZM163 180H164V179H163ZM165 180H166V179H165ZM173 180H174V179H173ZM190 180H191V179H190ZM200 180H201V179H200ZM0 181H1V180H0ZM101 181H102V180H101ZM101 181H100V182H101ZM106 181H107V180H106ZM147 181H148V180H147ZM198 181H199V180H198ZM202 181H203V180H202ZM220 181H221V180H220ZM22 182H23V181H22ZM151 182H152V181H151ZM165 182H167V181H165ZM181 182H182V181H181ZM194 182H195V181H194ZM203 182H204V181H203ZM206 182H207V181H206ZM211 182H212V181H211ZM263 182H264V181H263ZM17 183H18V182H17ZM20 183H21V182H20ZM28 183H29V182H28ZM49 183H50V182H49ZM55 183H57V182H55ZM55 183H54V184H55ZM61 183H62V182H61ZM61 183H60V184H61ZM97 183H98V182H97ZM170 183H172V182H170ZM182 183H183V182H182ZM201 183H202V182H201ZM204 183H205V182H204ZM204 183H202V184H204ZM207 183H208V182H207ZM215 183H217V182L215 181ZM229 183H231V182H229ZM233 183H234V182H233ZM35 184H36V182H35ZM58 184H59V183H58ZM107 184H108V183H107ZM107 184H106V185H107ZM178 184H180V183H178ZM192 184H193V183H192ZM196 184H197V183H196ZM202 184H200V185H202ZM205 184H206V183H205ZM208 184H210V183H208ZM212 184H213V183H212ZM44 185H45V184H44ZM46 185H47V184H46ZM89 185H90V184H89ZM93 185H94V184H93ZM102 185H103V184H102ZM110 185H111V184H110ZM175 185H177V184H175ZM180 185H181V184H180ZM185 185H186V184H185ZM200 185H199V186H200ZM213 185H214V184H213ZM245 185H246V184H245ZM249 185H250V184H249ZM37 186H38V185H37ZM90 186H91V185H90ZM142 186H143V184H142ZM167 186H168V185H167ZM170 186H171V184H170ZM172 186L174 187V185H172ZM177 186H178V185H177ZM190 186H191V185H190ZM202 186H203V185H202ZM204 186H205V185H204ZM206 186H207V185H206ZM216 186H217V185H216ZM218 186H219V185H218ZM220 186H221V185H220ZM220 186H219V187H220ZM230 186H231V185H230ZM0 187H2V186H0ZM15 187H16V186H15ZM46 187H47V186H46ZM49 187H50V186H49ZM49 187H48V188H49ZM99 187H100V186H99ZM158 187H159V189H160V186H158ZM158 187H157V188H158ZM162 187H163V186H162ZM173 187H172V188H173ZM193 187H194V186H193ZM193 187H192V189H193ZM214 187H215V186H214ZM13 188H14V187H13ZM60 188H62V187H60ZM60 188H59L58 190H60ZM72 188H73V187H72ZM104 188H105V187H104ZM109 188H110V186H109ZM143 188H144V186H143ZM164 188H165V187H164ZM167 188H168V187H167ZM180 188H181V187H180ZM195 188H196V187H195ZM203 188H204V187H203ZM207 188H208V187H207ZM211 188H212V187H211ZM211 188L209 187L208 189L211 190ZM44 189H45V187H44ZM56 189H57V188H56ZM147 189H148V188H147ZM161 189H162V188H161ZM169 189H170V188H169ZM182 189H183V187L181 188V191H182ZM186 189H188L187 186H186ZM208 189H207V190H205V189L203 190V189H202L201 192H202V191H208ZM243 189H245V188H243ZM97 190H98V189H97ZM108 190H109V189H108ZM165 190H166V189H165ZM171 190H172V189H171ZM171 190H169V191H171ZM193 190H195V189H193ZM213 190H214V189H213ZM213 190H211V191L213 192ZM240 190H241V189H240ZM2 191H3V190H2ZM24 191H25V190H24ZM44 191H45V190H44ZM99 191H100V190H99ZM110 191H111V190H110ZM150 191H151V188H150ZM178 191H179V190H178ZM178 191H177V192H178ZM187 191H188V190H187ZM189 191H190V190H189ZM191 191H192V190H191ZM197 191H198V190H197V188H196V192H197ZM243 191H244V190H243ZM258 191H259V190H258ZM258 191H256V192L254 191V192H255V193H258ZM18 192H19V191H18ZM26 192H27V191H26ZM47 192H48V191H47ZM63 192H64V191H63ZM65 192H66V191H65ZM93 192H94V191H93ZM111 192H112V191H111ZM111 192H110V193H111ZM148 192H149V191H148ZM154 192H155V191H154ZM162 192H164V191H162ZM162 192H161V194H162ZM183 192H186V190L183 191ZM193 192H194V191H193ZM193 192H191V194H190L191 196H192V193H193ZM196 192H195V195H196ZM201 192H200V193H201ZM209 192H210V191H209ZM212 192H211V193H212ZM218 192H219V191H218ZM254 192H253V193H254ZM19 193H20V192H19ZM30 193H31V192H30ZM30 193H29V194H30ZM71 193H72V192H71ZM71 193H70V194H71ZM98 193H99V192H98ZM149 193H150V192H149ZM157 193H158V192H157ZM167 193H169V192H167ZM188 193H189V192H187V194H188ZM202 193L204 194V192H202ZM216 193H217V192H216ZM253 193H252V196H253ZM260 193H261V192H259V194H260ZM27 194H28V193H27ZM29 194H28V195H29ZM59 194H60V193H59ZM62 194H63V193H62ZM68 194H69V193H68ZM105 194H106V192H105ZM130 194H131V193H130ZM142 194H143V193H142ZM163 194H164V193H163ZM187 194L185 193V195H187ZM203 194H202V195H203ZM217 194H218V193H217ZM225 194H226V193H225ZM248 194H249V193H248ZM6 195H7V194H6ZM15 195H16V194H15ZM38 195H39V194H38ZM42 195H43V194H42ZM109 195H110V194H109ZM109 195H108V197H109ZM115 195H116V194H115ZM115 195H114V196H115ZM140 195H141V194H140ZM143 195H144V194H143ZM148 195H149V194H148ZM159 195H160V194H159ZM171 195H172V193H171ZM177 195H178V194H177ZM183 195H184V194H183ZM188 195H189V194H188ZM197 195H199L198 197H199V199H200V198H201V197H200V194L198 193ZM218 195H219V194H218ZM236 195H237V194H236ZM244 195H245V194H244ZM255 195H257V194H255ZM255 195H254V197H255ZM261 195H262V194H261ZM10 196H12V195H10ZM20 196H21V194H20ZM23 196H24V195H23ZM39 196H40V195H39ZM43 196H44V195H43ZM63 196H64V195H63ZM92 196H93V195H92ZM152 196H153V195H152ZM162 196H163V195H162ZM164 196H165V195H164ZM178 196H180V195H178ZM207 196H211V197H212V195H209V194H208ZM224 196H225V195H224ZM230 196H231V195H230ZM233 196H234V195H233ZM238 196H239V195H238ZM257 196H258V195H257ZM27 197H28V196H27ZM27 197H26V198H27ZM111 197H112V196H111ZM137 197H139V196H137ZM149 197H150V195H149ZM149 197H148V198H149ZM172 197L174 198V196H172ZM180 197H181V196H180ZM182 197H184V196H182ZM189 197H190V196H189ZM226 197H227V196H226ZM228 197H229V196H228ZM245 197H246V196H245ZM260 197H261V196H260ZM263 197H264V196H263ZM263 197H261V198H263ZM4 198H5V197H4ZM19 198H20V197H19ZM71 198H72V197H71ZM83 198H84V197H83ZM139 198H140V197H139ZM139 198H138V199H139ZM142 198H143V197H142ZM142 198H141V199H142ZM148 198H147V199H148ZM152 198H154V197H152ZM178 198H179V197H178ZM184 198H185V197H184ZM186 198H187V197H186ZM193 198H195V197L193 196ZM203 198H204V197H203ZM250 198H251V197H250ZM258 198H259V196H258ZM258 198H257V199H258ZM22 199H23V198H22ZM28 199L30 200V198H28ZM93 199H94V198H93ZM100 199H101V198H100ZM100 199H99V200H100ZM147 199H146V200H147ZM166 199H167V197H166ZM174 199H175V198H174ZM182 199H183V198H182ZM190 199H191V198H190ZM196 199H197V201H198V198H196ZM196 199H195V200H196ZM204 199H205V198H204ZM206 199H208V197H207ZM228 199H231V198H228ZM254 199H255V198H254ZM254 199H253V200L249 199V200H251V201L254 202V201H256V200H254ZM23 200H24V199H23ZM26 200H27V199H26ZM73 200H74V199H72V201H73ZM97 200H98V198H97ZM159 200H160V199H159ZM183 200H184V199H183ZM183 200H182V201H183ZM186 200H188V199H186ZM193 200H194V199H193ZM193 200H192V201H193ZM225 200H226V199H225ZM231 200H232V199H231ZM234 200H235V198H234ZM245 200H246V199H245ZM247 200H248V199H247ZM259 200H260V198H259L257 201L260 202ZM31 201H32V200H31ZM31 201H30V202H31ZM75 201H76V200H75ZM75 201H74V202H75ZM121 201H122V200H121ZM138 201H139V200H138ZM152 201H153V200H152ZM162 201H163V200H162ZM164 201H165V200H164ZM164 201H163V203H164ZM180 201H181V199H180ZM180 201H179V202H180ZM192 201H191V203H192ZM197 201H196V202H197ZM200 201H202V200L200 199ZM204 201H205V200H203V203H202L203 205H205V204H204V203H205ZM208 201H209V199H208ZM212 201H213V200H212ZM226 201H227V200H226ZM236 201H237V199H236ZM14 202H15V201H14ZM27 202H28V201H27ZM27 202H26V203H27ZM36 202H37V200H36ZM42 202H45V200H43ZM107 202H108V201H107ZM147 202H148V200H147ZM166 202H167V200H166ZM174 202H176V200H175ZM179 202H177V203H179ZM227 202H228V203H231L230 201H227ZM227 202L224 203L226 207H227ZM253 202H251L250 204H252ZM19 203H20V202H19ZM31 203H32V202H31ZM68 203H69V202H68ZM97 203H98V202H97ZM97 203H96V205H97ZM163 203H162V204H163ZM168 203H169V202H168ZM177 203H176V204H177ZM183 203H184V202H183ZM197 203H198V202H197ZM222 203H223V202H222ZM244 203H245V202H244ZM247 203H248V202H247ZM256 203H257V202H256ZM256 203L254 202V204H256ZM261 203H262V202H261ZM261 203H260V204H261ZM49 204H51V203H49ZM102 204H103V203H101V205H102ZM137 204H138V203H137ZM137 204H136V205H137ZM139 204H141V203H139ZM139 204H138V205H139ZM184 204H185V203H184ZM187 204H188V203H187ZM195 204H196V203H195ZM195 204H194V205H195ZM199 204H200V203H198V205H199ZM206 204H207V203H206ZM254 204H253V205H254ZM33 205H34V204H33ZM47 205H48V204H47ZM86 205H87V203H86ZM104 205H105V204H104ZM138 205H137V206H138ZM174 205H175V204H174ZM174 205H173V206H174ZM192 205H193V204H192ZM200 205H201V204H200ZM200 205H199V206H200ZM208 205H209V203H208ZM210 205H211V204H210ZM222 205H223V204H222ZM229 205H230V204H229ZM257 205H258V204H257ZM18 206H19V204H18ZM30 206H32V205H30ZM87 206H88V205H87ZM87 206H85V207H87ZM94 206H95V204H94ZM144 206H145V205H144ZM173 206H172V207H173ZM179 206H180V205H179ZM181 206H182V205H181ZM223 206H224V205H223ZM231 206H232V205H231ZM251 206H252V205H251ZM259 206H260V205H259ZM6 207H8V206H6ZM6 207H5V208H6ZM14 207H15V206H14ZM27 207H28V205H27ZM34 207H35V206H34ZM46 207H47V206H46ZM48 207H49V206H48ZM83 207H84V206H83ZM99 207H100V206H99ZM175 207H176V206H175ZM185 207H187V205H186ZM196 207H197V206H196ZM201 207H202V206H201ZM221 207H222V206H221ZM221 207H220V208H221ZM226 207H224V208H225V211H226ZM228 207H229V206H228ZM253 207H254V206H253ZM255 207H258V206L255 205ZM2 208H3V207H2ZM5 208H4V209H5ZM12 208H13V207H12ZM25 208H26V206H25ZM28 208H29V207H28ZM42 208H43V207H42ZM92 208H94V207H92ZM100 208H101V207H100ZM134 208H136V207H134ZM134 208H133V209H134ZM160 208H161V207H160ZM163 208H164V207H163ZM165 208H166V207H165ZM177 208H178V207H177ZM180 208H182V207H180ZM233 208H234V207H233ZM6 209H7V208H6ZM15 209H16V208H15ZM31 209H33V208H31ZM36 209H37V208H36ZM36 209H35V210H36ZM131 209H132V208H131ZM136 209H137V208H136ZM156 209H157V208H156ZM178 209H179V208H178ZM186 209H187V208H186ZM190 209H191V208H190ZM234 209H235V208H234ZM234 209H233V211H235ZM252 209L254 210V208H252ZM257 209H258V208H257ZM257 209H256V210H257ZM261 209H262V208H261ZM0 210H1V209H0ZM25 210H26V209H25ZM33 210H34V209H33ZM33 210H32V211H33ZM82 210H83V209H82ZM93 210H94V209H93ZM100 210H101V209H100ZM104 210H105V209H104ZM173 210H174V209H173ZM184 210H185V209H184ZM188 210H189V209H188ZM188 210H186V211H188ZM231 210H232V208H231ZM231 210H230V212H231ZM248 210H249V209H248ZM248 210H247V211H248ZM259 210H260V209H259ZM262 210H263V209H262ZM262 210H261V214H262ZM27 211L29 212L30 210H26V213H28ZM37 211H38V209H37ZM45 211H46V210H45ZM87 211H88V210H87ZM145 211H146V210H145ZM148 211H149V210H148ZM156 211H157V210H156ZM215 211H216V210H215ZM217 211H218V210H217ZM217 211H216V212H217ZM221 211H222V210H221ZM223 211H224V210H223ZM223 211H222V212H223ZM233 211H232V213H233ZM251 211H252V210H251ZM1 212H2V211H1ZM3 212H4V211H3ZM23 212H24V211H23ZM46 212H48V209H47ZM142 212H143V211H142ZM157 212H158V211H157ZM180 212H181V211H180ZM190 212H191V211H190ZM194 212H195V211H194ZM236 212H237V211H236ZM236 212H235V214H237ZM249 212H250V211H249ZM253 212H254V211L251 212L252 215L255 214V213H253ZM12 213H15V212H12ZM17 213H18V212H17ZM24 213H25V212H24ZM24 213H23V214H24ZM31 213H32V212H31ZM33 213H34V212H33ZM84 213H85V212H84ZM101 213H103V212H101ZM154 213H155V212H154ZM167 213H168V212H167ZM178 213H179V212H178ZM197 213H198V212H197ZM199 213H200V212H199ZM219 213H220V212H219ZM23 214H22V215H23ZM40 214H41V213H40ZM87 214H88V213H87ZM138 214H139V213H138ZM147 214H148V213H147ZM170 214H172V213H170ZM185 214H186V213H185ZM187 214H188V213H187ZM227 214H228V212H227ZM2 215H4V214H2ZM97 215H98V214H97ZM97 215H95V216H97ZM99 215H100V214H99ZM104 215H105V214H104ZM104 215H103V217H104ZM144 215H146V214L144 213ZM156 215H157V214H156ZM197 215H198V214H197ZM216 215H217V214H216ZM223 215H224V214H223ZM231 215H232V214H231ZM250 215H251V214H250ZM13 216H15V215H13ZM18 216H20V215H18ZM35 216H36V215H35ZM39 216H40V215H39ZM149 216H150V215H149ZM153 216H154V215H153ZM158 216H159V213H158ZM158 216H157V217H158ZM167 216H169V215H167ZM226 216H227V215H226ZM235 216H236V215H235ZM243 216H245V214H244ZM243 216H242V219H243ZM260 216H261V215H260ZM6 217H7V216H6ZM6 217H5V218H6ZM21 217H22V216H21ZM40 217H41V216H40ZM128 217H129V216H128ZM139 217H140V216H139ZM142 217H143V216H142ZM144 217H145V216H144ZM178 217H179V216H178ZM250 217H251V216H250ZM250 217H249V218L247 217V218H248V219H251L252 217H251V218H250ZM253 217H255V216H253ZM9 218H10V217H9ZM12 218H13V217H12ZM12 218H11V219H12ZM35 218H36V217H35ZM38 218H39V217H37L36 219H38ZM137 218H138V217H137ZM153 218H154V217H153ZM170 218H171V217H170ZM212 218H213V217H212ZM224 218H226V217H224ZM230 218H231V216H230ZM233 218H234V217H233ZM244 218H246V216H245ZM247 218H246V220H247ZM20 219H21V218H20ZM33 219H34V218H33ZM40 219H41V218H39V220H40ZM110 219H111V218H110ZM114 219H115V218H114ZM140 219H142V218H140ZM140 219H139V221H140ZM168 219H169V218H168ZM176 219H178V218H176ZM182 219H183V217H182ZM235 219H236V217H235ZM242 219H241V220H242ZM23 220H24V219H23ZM142 220H143L142 222H144V219H142ZM146 220H147V219H146ZM170 220H171V219H170ZM170 220H169V221H170ZM180 220H181V219H180ZM185 220H186V218H185ZM185 220H184V221H185ZM207 220H208V219H206V221H207ZM226 220H227V219H226ZM236 220H237V219H236ZM239 220H240V219H239ZM1 221H2V220H1ZM20 221H22V220H20ZM25 221H26V220H25ZM28 221H29V220H28ZM28 221H27V222H28ZM34 221H35V220H34ZM34 221H33V223H34ZM37 221H38V220H37ZM45 221H46V220H45ZM99 221H100V220H99ZM103 221H104V220H103ZM109 221H110V220H109ZM122 221H123V220H122ZM125 221H126V220H125ZM128 221H129V220H128ZM156 221H157V220H156ZM203 221H204V220H203ZM209 221H210V220H209ZM214 221H215V219H214ZM216 221H217V220H216ZM227 221H228V220H227ZM232 221H233V219H232ZM232 221H231V222H232ZM242 221H244V220H242ZM252 221H253V219H252ZM252 221H251V223H252ZM254 221H255V220H254ZM8 222H9V221H8ZM116 222H117V221H116ZM142 222H141V223H142ZM221 222H222V221H220L219 223H221ZM238 222H239V221H238ZM247 222L250 223V221H248V220H247ZM6 223H7V222H6ZM36 223H37V222H36ZM44 223H46V222H44ZM100 223H101V222H100ZM113 223H115V222H113ZM117 223H118L117 225H119V222H117ZM154 223H155V222H154ZM164 223H165V222H164ZM166 223H167V222H166ZM172 223H175V222L173 221ZM200 223L202 224L203 222L200 221ZM219 223H218V224H219ZM223 223H226V222H223ZM223 223L220 224V226H222ZM228 223H229V222H227V224H228ZM236 223H237V221H235V225H236ZM240 223H241V222H240ZM243 223H244V222H243ZM243 223H242V224H243ZM251 223H250V224H251ZM261 223H262V222H261ZM263 223H264V222H263ZM263 223H262V224H263ZM16 224H17V223H16ZM18 224H19V222H18ZM22 224H23V223H21V225H22ZM28 224H29V222H28ZM31 224H32V223H31ZM34 224H35V223H34ZM38 224H39V223H38ZM139 224H140V223H139ZM139 224H138V226H139ZM149 224H150V223H149ZM201 224H199V225H201ZM205 224H207V222H206ZM208 224H209V223H208ZM208 224H207V225H208ZM218 224H217V225H218ZM227 224H226V225H227ZM26 225H27V224H24L25 229L27 228ZM39 225H40V224H39ZM39 225H38V226H39ZM46 225H47V224H46ZM117 225H115V226H117ZM121 225H122V224H121ZM150 225H151V224H150ZM150 225H149V226H150ZM155 225H156V224H155ZM162 225H163V228H164V225H166V224H162ZM203 225H204V224H203ZM203 225H202V226H203ZM217 225H216V226H217ZM231 225H232V223H231ZM246 225H248V223H246ZM252 225H253V223H252ZM254 225H255V224H254ZM8 226H9V225H8ZM11 226H12V225H11ZM22 226H23V225H22ZM33 226H34V225H33ZM36 226H37V225H36ZM102 226H103V225H102ZM131 226H132V225H131ZM138 226H137V227H138ZM147 226H148V225H147ZM156 226H157V225H156ZM175 226H176V225H175ZM178 226H179V224H178ZM178 226H177V228H178ZM183 226H184V225H183ZM223 226H224V225H223ZM223 226H222V228H223ZM232 226H234V225H232ZM248 226H250V225H248ZM258 226H259V225H258ZM261 226H264V225H261ZM125 227H126V226H125ZM125 227H124V228H125ZM137 227H136V228H137ZM144 227H145V226H144ZM214 227H215V226H214ZM225 227H227V226H225ZM228 227H229V226H228ZM228 227H227V228H228ZM241 227H242V226H241ZM244 227H245V226H244ZM13 228H14V227H13ZM34 228H35V226H34ZM62 228H63V227H62ZM109 228H110V227H109ZM111 228H112V227H111ZM119 228H122V226L119 227ZM141 228H142L143 231H144L143 226H142ZM163 228H162V229H163ZM167 228H168V227H167ZM177 228H176V229H177ZM202 228H204L203 231H205V226L202 227ZM218 228H219V225H218ZM218 228H216V230H217ZM222 228H221V229H222ZM239 228H240V226H239ZM253 228H254V227H253ZM255 228H257V226H256ZM261 228H262V227H261ZM21 229H22V228H21ZM23 229H24V228H23ZM35 229H36V228H35ZM59 229H60V228H59ZM59 229H58V228H55V231H56V230H59ZM103 229H104V228H102V230H103ZM114 229H116V227H115ZM148 229L150 230V229H152V228H149V227H148ZM209 229H213V230H214L213 227H212V228H209ZM246 229H247V228H246ZM246 229H245V230H246ZM251 229H252V228H251ZM258 229H259V228H258ZM37 230H38V229H37ZM111 230H112V229H111ZM117 230H118V229H117ZM125 230H126V229H125ZM125 230H124V231H125ZM129 230H130V229H129ZM131 230H132V229H131ZM134 230H136V229H134ZM138 230H139V229H138ZM138 230H137V232H138ZM194 230H195V229H194ZM222 230H223V229H222ZM224 230L227 231V229H225V228H224ZM224 230H223V231H224ZM233 230H234V228H233ZM233 230H231V231H233ZM237 230H238V228H237ZM239 230H240V229H239ZM245 230H242V231L245 232ZM248 230H249V229H248ZM255 230H256V229H255ZM16 231H17V230H16ZM23 231H24V232H27L26 230H23ZM62 231H63V230H62ZM112 231H113V230H112ZM126 231H127V230H126ZM126 231H125V232H126ZM141 231H142V230H140V233H141ZM165 231H166V230H165ZM175 231H176V230H175ZM209 231H210V230H209ZM211 231H212V230H211ZM211 231H210V233H211V235H212V232H211ZM240 231H241V230H240ZM257 231H258V230H257ZM263 231H264V230H262V231L259 230L258 233H261V232H263ZM1 232H2V231H1ZM31 232H33V231H31ZM113 232H114V231H113ZM115 232H117V231H115ZM119 232H120V230H119ZM122 232H123V230H122ZM125 232H124V234H125ZM128 232H129V231H128ZM154 232H155V231H154ZM162 232H163V231L161 230V233H162ZM166 232H167V231H166ZM198 232H199V231H198ZM217 232H218V231H217ZM229 232H230V231H229ZM229 232H228V233H229ZM21 233H23V232L21 231ZM28 233H29V232H28ZM28 233H25L26 235H25V234H22L21 236L24 235V236L29 237V236H28ZM59 233H60V232H58V234H59ZM109 233H110V231H109ZM120 233H121V232H120ZM120 233H119L118 236L122 235V234H120ZM133 233H134V235H136V231L132 232V234H133ZM145 233H146V231H145ZM155 233H156V232H155ZM213 233H214V232H213ZM215 233H216V231H215ZM220 233H222V231H221ZM220 233H219V234H220ZM223 233H224V232H223ZM223 233H222V234H223ZM249 233H250V235H252V237H253V233L251 232V230H250ZM249 233H248L247 235H249ZM255 233H256V232H254V234H255ZM29 234H30V233H29ZM31 234H32V233H31ZM124 234H123V237H124ZM130 234H131V232H130ZM137 234H139V233H137ZM143 234H144V232H143ZM146 234H147V233H146ZM159 234H160V232H159ZM170 234H171V232H170ZM170 234H169V235H170ZM179 234H180V232H179ZM237 234H238V233H237ZM245 234H246V233H245ZM245 234H244V235H245ZM256 234H257V233H256ZM52 235H53V234H52ZM52 235H51V236H52ZM59 235H60V234H59ZM78 235H79V234H78ZM111 235H113V234H111ZM126 235H127V233H126ZM134 235H132V236H134ZM139 235H140V234H139ZM141 235H142V233H141ZM152 235H153V234H152ZM157 235H158V234H157ZM220 235H221V234H220ZM220 235H219V236H220ZM223 235H224V234H223ZM223 235H222V237H223ZM229 235H230V234H228V236H229ZM247 235H246V236H247ZM250 235H249V237H250ZM38 236H39V235H38ZM38 236H37V237H38ZM41 236H42V235H41ZM49 236H50V235H48V238H49ZM51 236H50V238L52 239ZM108 236H109V235H108ZM129 236H131V235H129ZM137 236H138V235H137ZM143 236H144V235H143ZM145 236L147 237V235H145ZM145 236L143 237L144 239H145ZM154 236H155V235H154ZM180 236H182V235H180ZM189 236H191V235H189ZM192 236H193V235H192ZM192 236H191V237H192ZM213 236H214V235H213ZM226 236H227V235H226ZM226 236H225V237H226ZM239 236H240V235H239ZM254 236H255V235H254ZM256 236H257V235H256ZM59 237H61V240H62V234H61L60 236H58V238H59ZM112 237H113V240H110V241H115L114 243H116V241H117L116 239H118V238H116V239L114 240V236H112ZM116 237H117V236H116ZM120 237L122 238V236H120ZM125 237H128V235L125 236ZM138 237H139V236H138ZM152 237H153V236H152ZM159 237H160V236H159ZM159 237H158V239H160ZM165 237H166V235L164 236V238H165ZM175 237H177V235H176ZM186 237H188V235H187ZM214 237H215V236H214ZM220 237H221V236H220ZM243 237H244V236H243ZM243 237H241V238H243ZM247 237H248V236H247ZM252 237H251V239H252ZM260 237H261V238H260V241H261V240H262V236H260ZM263 237H264V233H263ZM5 238H6V237H5ZM41 238H42V237H41ZM54 238H55V237H54ZM129 238H130V237H129ZM140 238H141V237H140ZM147 238H149V237H147ZM162 238H163V237H162ZM215 238H218V233H217V237H215ZM215 238H214V239H215ZM241 238H239V239L241 240ZM245 238H246V237H245ZM2 239H3V238H2ZM7 239H8V238H7ZM45 239H46V238H45ZM108 239H110V237H109ZM111 239H112V238H111ZM126 239H128V238H126ZM126 239H125V240H126ZM130 239H131V238H130ZM133 239H134V237H133ZM136 239H138V238H136ZM136 239H134V241H136ZM144 239H142V240H140V241L137 240V241L142 243ZM151 239H152V238H151ZM154 239H156V238H153V240H154ZM171 239H172V238H171ZM171 239H170V241H171ZM174 239H177V238H174ZM174 239H173V240H174ZM179 239H180V238H178V241H180ZM214 239L212 238V240H214ZM220 239H221V238H220ZM235 239H236V238H235ZM251 239H250V240H251ZM254 239L256 240V237H255ZM254 239L252 240L253 244H254V241H255ZM0 240H1V239H0ZM9 240H10V239H9ZM37 240H39V239H37ZM48 240H49V239H48ZM63 240H64V238H63ZM77 240H78V239H77ZM120 240H121V239H119V242H122V241H120ZM147 240H148V239H147ZM153 240H152V241H153ZM168 240H169V239H168ZM237 240H238V237H237ZM246 240H247V238H246ZM246 240H245V241H246ZM257 240H259V239H257ZM5 241H6V240H5ZM33 241H34V240H33ZM33 241H32V242H33ZM40 241H43V240H40ZM45 241H47V240H45ZM108 241H109V240H108ZM123 241H124V240H123ZM126 241H127V240H126ZM130 241H133V240H130ZM134 241H133V243H134ZM137 241H136V242H137ZM144 241H145V240H144ZM150 241H151V240H150V238H149V242H150ZM162 241L165 242L164 240H162ZM176 241H177V240H176ZM191 241H192V239H191ZM203 241H204V240H203ZM209 241H210V240H209ZM230 241H231V240H230ZM232 241H233V239H232ZM248 241H249V239H248ZM17 242H18V241H17ZM43 242H44V241H43ZM50 242H51V241H50ZM63 242H64V241H63ZM163 242H162V243H163ZM166 242H167V238H166ZM174 242H175V241H174ZM183 242H184V239H183ZM183 242H182V238H181V243H180V244H183ZM185 242L187 243V240H186ZM198 242H199V241H198ZM200 242H201V241H200ZM206 242H207V241H206ZM211 242H212V241H211ZM238 242H239V241H238ZM246 242H247V241H246ZM257 242H258V241H257ZM257 242H256V243H257ZM3 243H4V242H3ZM3 243H2V244H3ZM10 243H11V242H10ZM10 243H9V244H10ZM47 243H48V241H47ZM53 243H54V242H53ZM65 243H66V242H65ZM65 243H64V244H65ZM106 243H108V242L106 241ZM106 243H105V244H106ZM112 243H113V242H112ZM114 243H113V244H114ZM146 243H147V241H146ZM154 243H155V242H154ZM160 243H161V241H160ZM176 243H177V242H176ZM176 243H175V244H176ZM186 243H185V244H186ZM215 243H217V242H215ZM230 243H231V242H230ZM233 243L236 244V243L233 241L232 244H231V246L233 245ZM239 243H241V242H239ZM243 243H244V242H243ZM243 243H242V244H243ZM256 243H255V244H256ZM18 244H19V243H18ZM36 244L38 245V242H37ZM50 244H52V243H50ZM110 244H111V242H110ZM120 244H121V243H120ZM123 244H124V243H123ZM136 244H137V243H136ZM136 244H134V245H136ZM168 244H170V243H168ZM175 244H174V245H175ZM217 244H218V243H217ZM224 244H225V243H224ZM242 244H241V246H242ZM245 244H246V243H245ZM247 244H248V243H247ZM253 244H250V245L253 246ZM257 244H259V242H258ZM13 245H14V244H13ZM34 245H35V244H34ZM53 245H54V244H53ZM66 245H67V244H66ZM92 245H94V244H92ZM115 245L117 246L118 243H116ZM128 245H129V244H128ZM138 245H139V244H138ZM140 245H141V244H140ZM145 245H147V244H145ZM164 245H165V244H164ZM166 245H167V243H166ZM183 245H184V244H183ZM194 245H196V243H194ZM197 245H198V244H197ZM200 245H201V243H200ZM205 245H206V244H205ZM205 245H204V246H205ZM213 245H214V244H213ZM218 245H219V244H218ZM222 245H223V244H222ZM238 245H239V244L237 243V245H235V246H238ZM250 245H249V246H250ZM263 245H264V243H263ZM20 246H21V244H20ZM47 246H49V244H48ZM47 246H46V247H47ZM75 246H76V245H75ZM77 246H78V245H77ZM141 246H142V247L144 246L143 243H142ZM141 246H138V249H139V247L142 249ZM152 246H154V245H152ZM152 246H151V247H152ZM155 246H156V245H155ZM167 246H168V245H167ZM167 246H166V247H163V248H167ZM171 246H172V248L174 247L172 244H171ZM171 246H170V248H171ZM175 246H178V245H175ZM187 246H188V245H187ZM190 246H191V245H190ZM215 246H216V245H215ZM215 246H213V247H215ZM223 246H224V245H223ZM225 246H226V245H225ZM227 246H228V244H227ZM227 246H226V247H227ZM231 246H230V247H231ZM244 246H245V245H244ZM246 246H247V245H246ZM254 246H255V245H254ZM256 246H257V245H256ZM259 246H261V244H260ZM3 247H4V246H3ZM7 247H9V246H7ZM10 247H11V246H10ZM13 247H15V246H13ZM17 247H18V246H17ZM39 247H40V246H39ZM63 247H64V246H63ZM108 247H110V246H108V244H107V249L110 250L111 247H110V248H108ZM112 247H113V246H112ZM119 247H120V245H119ZM124 247H125V246H124ZM131 247H132V243H131ZM131 247H130V248H131ZM147 247H148V245H147ZM157 247H158V246H157ZM180 247H182V245H181ZM200 247H201V246H200ZM213 247H211V248L215 250V248H213ZM220 247H221V245H220ZM220 247L218 246V248H220ZM233 247H234V246H233ZM262 247L264 248V246H262ZM50 248H51V247H50ZM87 248H88V246H87ZM92 248H93V247H92ZM143 248H144V247H143ZM149 248H150V247H149ZM149 248H148V251H149ZM153 248H154V247H153ZM159 248H160V246H159ZM197 248H198V247H197ZM203 248L205 249V247H203ZM218 248H216V250H217ZM223 248H224V247H223ZM223 248H222V250H224ZM245 248H246V247H245ZM245 248H244V249H245ZM247 248H248V247H247ZM247 248H246V249H247ZM250 248H251V247H250ZM255 248H256V247H255ZM19 249H20V247H19ZM48 249H49V248H48ZM65 249H66V248H65ZM67 249H68V248H67ZM88 249H89V248H88ZM102 249H103V248H102ZM111 249L115 250V247H114V248H111ZM121 249H123V248H121ZM121 249H118V251L121 250ZM126 249H127V248H126ZM132 249H133V247H132ZM132 249H131V250H132ZM150 249H151V248H150ZM174 249H175V248H174ZM179 249H181V248H179ZM188 249H189V248H188ZM188 249L186 248V250H188ZM200 249H201V248H200ZM207 249H208V246H207ZM220 249H221V248H220ZM225 249H226V248H225ZM233 249H234V248H233ZM244 249H242V250H244ZM246 249H245V251H247ZM253 249H254V248H253ZM261 249H262V248H261ZM12 250H13V249H12ZM34 250H35V249H34ZM42 250H44V249H42ZM77 250H78V248H77ZM85 250H87V249H85ZM91 250H92V249H91ZM133 250H134V249H133ZM133 250H132V251H133ZM152 250H153V249H152ZM161 250H162V248H161ZM169 250H170V249H168V252H169ZM172 250H173V249H172ZM172 250H171V252H173ZM177 250H178V249H177ZM177 250H176V251H177ZM182 250H184V248H183ZM208 250H209V249H208ZM222 250H221V251H222ZM255 250L257 251V249H255ZM16 251H19V250H16ZM21 251H22V250H21ZM26 251H27V250H26ZM45 251H47V250H45ZM51 251H52V250H51ZM53 251H54V250H53ZM65 251H67V250H65ZM69 251H70V250H69ZM98 251H99V250H98ZM146 251H147V249H146L144 252H146ZM156 251H157V250H156ZM163 251H164V250H163ZM184 251H185V250H184ZM199 251H200V250H199ZM203 251H204V250H203ZM205 251H206V250H205ZM205 251H204V252H205ZM211 251H212V250H211ZM211 251H209V253L212 254V255H214ZM228 251H229V250H228ZM231 251H233L232 248H231ZM234 251H235V249H234ZM239 251H240V247H239ZM248 251H249V250H248ZM250 251H251V250H250ZM252 251H253V250H252ZM260 251H261V250H260ZM8 252H9V251H8ZM10 252H11V251H10ZM13 252L16 253L15 251H13ZM34 252H36V251H34ZM49 252H50V251H49ZM54 252H55V251H54ZM106 252H107V251H106ZM106 252H105V253H106ZM111 252L113 253V251L110 250V253H111ZM114 252H115V251H114ZM142 252H143V251H142ZM154 252H155V251H154ZM157 252H158V251H157ZM160 252H162V251H160ZM164 252H165V251H164ZM164 252H163V253H164ZM200 252H201V251H200ZM215 252H216V251H215ZM224 252H225V251H224ZM235 252H236V251H235ZM240 252H241V251H240ZM240 252H239V253H240ZM258 252H259V251H258ZM4 253H5V252L2 250V247H1V245H0V262H2V264H3V263L6 264V262L4 261L5 257L8 258V256H9V258H12V256L10 257V254L8 255V253H7V256L2 255V254H4ZM60 253H61V252H60ZM62 253H63V251H62ZM65 253H66V252H65ZM103 253H104V252H103ZM108 253H109V251H108ZM115 253H116V252H115ZM118 253H120V251H119ZM125 253H126V252H125ZM132 253H133V252H132ZM134 253H136V251H134ZM134 253H133V256H134ZM146 253H147V252H146ZM166 253H167V251H166ZM173 253H175V252H173ZM197 253H198V252H197ZM206 253H208V252H206ZM216 253H217V252H216ZM219 253H220V252L218 251V253L215 254V255H218ZM229 253H230V252H229ZM252 253H253V252H252ZM19 254H20V253H19ZM21 254H22V253H21ZM25 254H26V253H25ZM40 254H41V253H40ZM46 254H47V253H46ZM75 254H76V253H75ZM88 254H90V253H88ZM142 254H143V253H142ZM150 254H151V253H150ZM154 254H155V253H154ZM154 254H153V255H154ZM159 254H160V253H159ZM182 254H183V252H182ZM182 254H181V255H182ZM185 254H186V253H185ZM198 254H199V253H198ZM262 254H263V253H262ZM12 255H13V254H12ZM16 255H18V254L16 253ZM23 255H24V254H23ZM48 255H50V254L48 253ZM53 255H54V254H53ZM63 255H64V253H63ZM70 255H72V253H71ZM82 255H83V254H82ZM105 255H106V254H105ZM107 255H108V254H107ZM136 255H137V253H136ZM139 255H140V254H139ZM146 255H147V254H146ZM148 255H149V254H148ZM148 255L146 256V258H148ZM153 255H152V256H153ZM165 255H166V254H165ZM168 255H169V254H168ZM171 255H172V253H171ZM171 255H170V256H171ZM175 255H176V254H175ZM177 255H178V254H177ZM183 255H184V254H183ZM186 255H187V254H186ZM186 255H185V256H186ZM196 255H197V254H196ZM207 255H208V254H207ZM222 255H223V253L221 254V256H222ZM227 255H228V253H227ZM235 255H236V253H235ZM248 255H249V254H248ZM28 256H29V254H28ZM28 256H27V257H28ZM30 256H32V255L30 254ZM38 256H39V255H38ZM44 256H45V255H44ZM50 256H52V255H50ZM50 256H49V257H50ZM61 256H62V255H61ZM61 256H58V257H61ZM65 256H66V255H64V257H65ZM77 256H78V255H77ZM110 256L112 257L111 254H110ZM120 256H121V254H120ZM142 256H143V255H142ZM142 256H141V257H142ZM144 256H145V255H144ZM144 256L142 257L143 260H144ZM149 256L152 257L151 255H149ZM160 256H163V255H160ZM170 256H169V257H170ZM172 256H174V255H172ZM172 256H171L170 258H172ZM178 256H180V255H178ZM188 256H189V255H188ZM203 256H204V255H203ZM203 256H202V257H203ZM210 256H211V255H210ZM219 256H220V254H219ZM219 256H217V257H219ZM223 256H224V255H223ZM223 256H222V257H223ZM228 256H229V255H228ZM228 256H227V257H228ZM240 256H242V255H240ZM261 256H262V255H261ZM14 257H16V256H14ZM21 257H22V255L20 256V258H21ZM27 257H26V259L29 258V257H28V258H27ZM36 257H37V256H36ZM58 257H56V258H58ZM62 257H63V256H62ZM62 257H61V258H62ZM73 257H75V256L73 255ZM86 257L88 258V256H86ZM90 257H91V254H90ZM105 257H107V256H105ZM113 257H114V256H113ZM139 257H140V256H139ZM156 257H157V256H156ZM156 257H155V258H156ZM165 257H166V256H165ZM197 257H198V255H197ZM215 257H216V256H215ZM215 257H214V260H213L214 262H215ZM222 257H221V259L223 260V258H225V256H224L223 258H222ZM229 257H230V256H229ZM7 258L5 259L6 261H7ZM9 258H8V260H9V264H10V260H11V259H9ZM47 258H48V257H47ZM50 258L52 259L53 257H50ZM50 258H49V260H50ZM65 258H66V257H65ZM65 258H64L63 260H66ZM87 258H84V259L86 260ZM107 258H108V257H107ZM130 258H131V257H130ZM137 258H138V256H137ZM137 258H136V260H137ZM142 258H141V259H142ZM152 258L154 259V257H152ZM170 258H169V259H170ZM174 258H175V256H174ZM177 258H179V257H177ZM177 258H175V259L177 260ZM181 258H182V257H181ZM185 258H187V257H185ZM185 258H184L183 260H185ZM191 258H192V257H191ZM198 258H199V257H198ZM200 258H201V256H200ZM206 258H207V257H206ZM206 258H205V259H206ZM212 258H213V256H212ZM212 258H211V259H212ZM14 259H15V258H14ZM16 259H17V258H16ZM18 259H19V258H18ZM26 259L24 258V261H25ZM39 259H40V257H39ZM72 259H74V258H72ZM77 259H78V258H77ZM80 259H81V258H80ZM103 259H104V258H103ZM118 259H120V258H118ZM123 259H124V258H123ZM139 259H140V258H139ZM141 259H140V261H141ZM148 259H149V258H148ZM153 259H152V260H153ZM166 259H168V257H167ZM189 259H190V257H189ZM203 259H204V258H203ZM216 259H217V258H216ZM228 259H229V258H228ZM232 259H233V257H232ZM234 259H235V257H234ZM258 259H259V257H258ZM261 259H262V258H261ZM30 260H31V259H30ZM32 260H33V258H32ZM40 260H41V259H40ZM44 260H45V259H44ZM52 260H54V259H52ZM56 260H57V262H58V259H56ZM61 260H62V259H61ZM104 260H105V259H104ZM111 260H113V258L110 259V261H111ZM114 260H115V259H114ZM149 260H150V259H149ZM152 260H151V261H152ZM157 260H160V259L156 258L155 261H157ZM162 260H164V259H161V261H162ZM172 260L174 261V259H172ZM196 260H198V259H195L194 261L196 262ZM209 260H210V258H209ZM225 260H226V258H225ZM250 260H251V259H250ZM15 261H16V260H15ZM33 261H34V260H33ZM87 261H88V259H87ZM101 261H102V260H101ZM123 261H124V260H123ZM140 261H139V263L142 262V261H141V262H140ZM147 261H148V260H147ZM151 261H149L150 264H152ZM155 261H154V263H157V264H158L159 261H158V262H155ZM180 261H181V260H180ZM180 261H178V263H179ZM191 261H192V260H191ZM199 261H200V260H199ZM202 261H203V260H202ZM207 261H208V260H207ZM207 261H206V262H207ZM220 261H221V260H220ZM230 261H231V259H230ZM230 261H229V263H230ZM252 261H253V260H252ZM255 261H256V260H255ZM26 262H29V260L26 261ZM31 262H32V261H31ZM31 262H30V263H31ZM45 262H46V261H45ZM50 262H51V261H49V263H50ZM54 262H55V261H54ZM60 262H61V261H60ZM70 262H71V261H70ZM75 262H77V261H75ZM75 262H73V263H75ZM80 262H81V261H80ZM85 262H86V261H85ZM85 262H83V263L85 264ZM96 262H97V261H96ZM103 262H106V260L103 261ZM117 262H118V261H117ZM134 262H137V261H134ZM134 262H133V263H134ZM145 262H146V261H145ZM145 262H144V263H145ZM168 262H169V261H168ZM171 262H172V261H170V263H171ZM176 262H177V261H176ZM181 262H183V261H181ZM218 262H219V261H218ZM218 262H217V263H218ZM225 262H226V261H225ZM225 262H224V263H225ZM227 262H228V260H227ZM13 263H14V262H13ZM38 263H39V262H38ZM38 263H37V264H38ZM108 263L110 264L111 262H108ZM112 263H113V262H112ZM120 263H121V262H120ZM123 263H125V262H123ZM126 263H127V262H126ZM137 263H138V262H137ZM139 263H138V264H139ZM142 263H143V262H142ZM142 263H141V264H142ZM163 263H164V262H162V264H163ZM172 263H174V262H172ZM185 263H187V259H186ZM199 263H200V262H199ZM199 263H198V264H199ZM208 263H209V262H208ZM210 263H211V262H210ZM210 263H209V264H210ZM220 263H221V262H220ZM224 263H223V264H224ZM233 263L236 264L235 262H233ZM250 263H251V262H250ZM252 263H253V262H252ZM28 264H29V263H28ZM32 264H33V262H32ZM39 264H40V263H39ZM51 264H52V263H51ZM54 264H56V263H54ZM61 264H62V263H61ZM71 264H72V263H71ZM78 264H79V263H78ZM100 264H101V263H100ZM104 264H105V263H104ZM116 264H117V263H116ZM129 264H130V262H129ZM146 264H147V263H146ZM159 264H160V263H159ZM167 264H168V263H167ZM183 264H184V263H183ZM190 264H192V263H190ZM202 264H203V262H202ZM204 264H206V263H204ZM211 264H212V263H211ZM226 264H228V263H226ZM253 264H254V263H253Z\"/></svg>",
	"mask_w": 264,
	"mask_h": 264
}]
</instances>
